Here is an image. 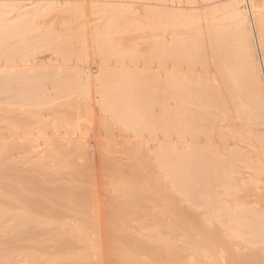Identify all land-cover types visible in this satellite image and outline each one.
Segmentation results:
<instances>
[{"label":"bare ground","instance_id":"6f19581e","mask_svg":"<svg viewBox=\"0 0 264 264\" xmlns=\"http://www.w3.org/2000/svg\"><path fill=\"white\" fill-rule=\"evenodd\" d=\"M9 1V0H8ZM18 0H15V1H13V2H16V4H18V2H20V3H22L23 1L22 0H20V1H18ZM22 1V2H21ZM26 1V0H25ZM38 0H31V2H29V4L27 3V4H20V5H14L13 7L12 6H10L11 4H7V3H5L6 4V7H5V9H4V7L3 6H5V4L3 5V6H1V8L3 7V9H4V11H3V9H1V11H3V12H1V14H0V17H1V15H2V13H3V15H2V19H0V22H1V24L2 23H4L5 22V24H3L2 26H1V24H0V27H4V25H6V23H8L10 20L9 19H12V18H10V16L9 15H11V13H13V11L16 13L15 14V17H13V19L14 18H16V19H19L20 20V18L22 19V20H25V19H27V20H25V24H26V21L28 22V19H31L33 16H34V13L37 15L38 14V11H39V9L44 5L45 6V4L40 0V3H38L37 2ZM47 2H45V3H48V5H49V2H52L53 1V3L55 2L56 4L55 5H57V7L56 8H58V6L60 7V6H63L61 9H68L69 8V6H67V5H65V3L63 2V1H71V2H73V1H75L77 4H74V2H73V5L75 6V7H77V8H75V10L73 9V7H71V9L72 10H74V11H72V13H74V15L73 16H75L76 15V17H78V15L81 13L82 14V17H83V19L81 20V18H80V21L82 22L83 20L84 21H86L87 20V18L89 19V15H90V13H92L93 11H94V9L96 8V9H98L99 7H102L101 9H104L103 7H120V5L121 4H127V3H133L134 1H129V0H46ZM49 1V2H48ZM144 1H146L147 2V4H148V6L149 5H152V6H154V7H152V11H153V8H156L155 6H157L158 7V9L159 8H161V7H165L166 8V6H170V10H172V13H171V15H170V17H173V16H177L178 15V13L175 15L174 14V12L173 11H175L176 10V8L175 9H173V7H178L179 5H177L178 3L180 4V2H177L176 0L174 1V0H172V1H170L169 0V2H167V4H166V1L165 0H156V2H153L152 0H144ZM152 1V2H151ZM178 1H180V0H178ZM188 1V0H187ZM190 1H193V0H190ZM194 1H196V0H194ZM203 1V0H202ZM207 1H209L210 2V0H207ZM223 1H228L227 3H226V5H227V7L225 6V7H223V9H221V10H219V14H218V12L217 13H215V14H217V15H219V16H217L216 15V20L213 22V23H211L208 27H209V32H210V45H208V46H206V47H203L204 49H203V51H202V54H203V56H204V63H203V67H204V70H203V73L201 74V76H200V79H201V84H198V85H200V86H198L197 87V83L195 82L196 80H198V78L196 79V80H191L196 86L195 87H193V88H191V89H189V86H191V85H193V83L192 82H190V81H188L189 80V78H188V80H187V77H186V81H187V83H186V81L184 80V75H183V80L180 78V76L179 75H177V76H179V78H180V80H182V82H181V85L180 86H183V83H186L187 85H188V87H187V85H186V89H189V91L187 92V93H189L190 95H189V97L190 96H192V100L190 101V99H188V101H190V102H192V101H195L194 103H196V108H193V107H195V106H193L192 107V105H191V103H190V105H187L188 107H192L194 110L193 111H197V110H195V109H199L200 111H199V115H200V113H202V116H203V118H201V117H199V118H201V121H202V119L204 120V122H205V125L203 126L204 128H206L208 131L206 132L207 133V135H205V140L204 141H200L201 140V138H200V140L198 139V138H196V140H191V142L189 143V145H190V147L191 148H189L188 146L189 145H187V146H185L188 150H189V155H188V153H186V151H187V149L185 150V153L188 155L186 158L184 157V152H180L181 153V155L183 154V156H181L180 155V159H178V160H174V161H176V163H178V162H180L179 164V166H178V164L176 165L177 167H175L176 168V170H177V172H175V173H177V174H173L172 176H170L171 175V173H167L166 174V172L165 171H170V169L169 170H166L165 169V171L163 170V169H161V168H164V167H160V164H159V162H158V164H159V169H160V171H162L161 172V174H160V172L158 173V175H164L165 176V179H164V181L163 180H161L162 178H160V176H159V178L158 179H160V180H155V175H153L155 172V170L157 169V164H156V166H155V164H154V160H152V156L149 154V153H147V148L148 147H146V150H145V145L143 144V143H145V142H143L144 140H145V138L147 137V135H146V137L144 138L143 137V139L142 138H139L140 136H142V134L139 136V137H137L136 135H132L133 136V138L136 136V138L138 139L139 138V141H141V140H143L142 142L143 143H141V145H143V146H141V149L138 151V149L140 148L139 146H140V142L138 143V142H132V144L130 143V141H129V144L130 145H132V146H130L129 144H127V146H126V148L124 149V142H126V141H121V145L119 146V142H118V138H117V142H113V141H109V142H111V143H109L110 145H111V147L112 146H116V147H113V149H119L121 146H123L122 148L124 149V150H120V151H122L123 153L125 152V151H128V152H126L125 153V155H127L128 156V154L130 155V153L132 154V155H134L133 153H139L142 157H143V155L145 156V157H147V158H144L143 157V159H142V157L141 156H137V155H135V161H134V159H133V161L130 159L132 156H126L127 158H124V159H126V160H124L123 159V161H126L127 162V159L129 158L130 159V164H126L125 166H124V164H122V166H120V167H124V169L123 170H121V169H116V172H117V174H119L118 176H121V182L123 183V184H121V185H124V183L125 182H127V181H130L133 185H129V183H125V185H127L126 187L128 188V186H129V188H131V189H129L128 188V192H127V190H126V192H127V195L124 193V195H125V198H126V203L129 201V202H131V203H127V204H125L123 207H122V205H121V207L122 208H125L124 209V211H123V214H125L126 212H131V214L130 215H133L134 213H132L133 211H137V212H142L143 210H141V209H143V208H145L146 209V207H150V209H152L153 207L156 209V211L157 212H159V213H156V211H155V209H153V212H149L151 215H156V216H158V218H159V216H160V218L158 219V218H156L155 219V217L156 216H152L153 218H151V215L148 213H146V211H145V213H146V216H145V214H141L140 216H138L139 215V213L137 214V216H138V218H140V217H142V218H144V219H146V217H150V219L149 218H147V220H150V222L151 223H149V221H148V225H155L156 227H157V225H159V227H161L163 224L165 225V226H168V227H170V228H172V229H176V227H177V229L179 228L182 232L180 233V235H181V242H179L178 240L180 239V238H178L177 239V237H179V236H173V232L172 231H170V232H172L171 234L172 235H170V236H173V237H171V238H166V241L165 240H163L161 237L162 236H156V237H154L153 236V238L151 239H149L148 237L150 236V237H152V231H151V233L150 234H152V235H148V237L147 238H144V240L145 239H147L146 240V242L148 241V239H149V241H148V243H147V245H148V248L149 249H151V250H153L152 248H150V245H154L155 246V248H156V245L157 246H159L161 249H163L162 248V246H164V249H165V247L166 248H170L172 251L176 248L177 250H178V248H179V245H178V243H177V241L179 242V243H182V245L180 246V247H182V246H184L185 244H187L188 242V240L190 241L191 239H189L190 237H192L194 234H196V230H199V228L198 227H195V226H198L199 225V223H196L195 222V224H193L192 222V224H190V222H189V220H191L193 217H188L189 218V220H182L180 223L179 222H177V221H175L174 219H173V217H175V215H179V212H181V213H185V212H183L184 210L186 211V212H189L190 211V209L188 208H185L184 209V206H182V205H180L182 202L183 203H187V201L186 202H184V200H182V197L184 196V198H185V195H186V199H188V200H190V197H191V194L192 195H194L195 194V196H197V198H198V193H199V191L198 190H201L200 192H202L203 191V193H204V195L206 194V191L207 190H209L208 192H212V193H214V188L216 187V185H211V187L206 183V181L207 182H209V184L210 183H212V180H213V182L215 181V182H219L220 183V181H217V180H214L213 179V175L211 176V174H210V172H209V177L211 176L212 178V180L210 179V181H209V179H208V176L206 177V175L207 174H205V172L207 171V169H206V167L208 168H211V170H213L212 168V166L213 165H215L214 166V169L216 170V168L219 170V168L220 169H222V165H223V163H222V161L221 160H223L222 159V157L220 156L221 154L222 155H225L226 157L228 156V155H232L231 153H233V151H237L239 154H238V157L240 156V158L237 160V161H240V162H242V161H247V163L245 162V163H243L242 162V164H245V166H246V164H247V168H251L252 170H254V172H255V175L256 176H254L253 178H255L256 180H255V183H256V185H257V187L255 188V193L254 194H250L249 193V190L248 189H246L245 190V193H247L248 192V195H250V196H252V198L250 199L249 197H248V195H246L245 196V194H244V196L241 194V196L239 195V196H237V194L238 193H234V191H233V193L230 191L229 192V190H227L228 191V193H231V194H228V193H226V192H222L218 187H216V188H218V189H216L215 188V190H217L219 193H221L222 192V194H219V196L220 195H224V198H223V200H225L226 201V203L228 204V201H229V198H232L233 200H230V201H232V203L234 202V200H236V198H238L237 199V201H239L240 199H239V197L240 198H243V199H241L240 200V202L239 203H244L243 205H251L250 207H251V209H252V215H251V217H249V215H250V213H251V211H249L250 210V208H245V207H242V210L241 209H239V210H241V212H240V214H241V216L240 215H238V218L236 217L235 219L236 220H238V221H236L234 218V221H236V224L237 225H234V226H236V227H234V226H231L232 225V223H231V221H233V219H232V217L234 216V214H235V211H237V210H235V208L236 207H234L232 210V212H228L229 213V215H227V217H230L231 216V214H233L230 218L232 219L231 221H229V222H227V223H230L229 225L230 226H228V224L227 223H225L226 221H228V218H227V220L225 221L224 220V218H226L225 216H223V215H226V214H223V215H221V213H223L222 211L220 212V210H219V215L220 216H223V217H221L222 219H221V221L222 222H224V224L226 225L227 224V226H226V228H230V229H233V230H235L236 232H234V231H232L233 233H234V236L235 237H233V234H229L228 232L230 231V229H229V231L227 232V235L229 236H231L232 235V238L229 236V238H231V239H233L234 238V240L235 239H238V242H239V244L237 243H228L229 245H228V247L226 246V252L229 254V256H230V263L229 264H264V81H263V77H262V74H261V69H260V67L262 66L263 68H262V70H264V0H246L247 1V3H248V5H249V7H250V10H251V13H249V14H247V12H246V10H244L242 7H241V5H240V3L241 2H244V0H211V4H210V6H212L213 7V5L214 4H216L217 2H223ZM11 2V1H10ZM216 2V3H215ZM38 3V4H37ZM41 3H43V5L41 4ZM70 3V2H69ZM98 5H97V4ZM136 3V2H135ZM182 3H184V2H182ZM206 3V2H205ZM224 3V2H223ZM222 3V4H223ZM39 4H41V5H39ZM67 4V3H66ZM96 4V5H95ZM134 4V3H133ZM189 4H190V2H189ZM194 4V3H193ZM8 5V6H7ZM13 5V4H12ZM54 5V4H53ZM71 5V4H70ZM209 5V4H208ZM39 6H41L40 8H39ZM47 6V5H46ZM46 6H45V8H46ZM130 6V5H129ZM144 6H145V4H144ZM143 5L141 6V4L139 5V6H137V5H135L134 4V6H131V8L132 9H129V11H131L132 10V12H134V11H136V14H137V12H139L143 7H144ZM148 6H146L147 8H149ZM33 7V8H32ZM35 7H36V9H35ZM126 7V6H125ZM217 7V5L215 6L214 5V8L213 9H215ZM27 8H28V10H27ZM32 8V10H30ZM48 8V7H47ZM51 8H52V6H51ZM54 8V7H53ZM53 8H52V10H53ZM60 8H58L59 10H58V12H60L59 14L62 16V15H64V14H62V11L60 10ZM79 8V9H78ZM89 8H94L93 10H90V11H92V12H90L86 17V20H85V17H84V13H82L81 11H80V13H75V11L78 9V11L80 10V9H82V11L84 10V12H85V14H86V11H88L87 9H89ZM126 8H128V6L126 7ZM164 8V9H165ZM169 8V7H168ZM167 8V9H168ZM41 9H43V10H47V9H44V8H41ZM40 9V10H41ZM50 9V8H49ZM108 9V8H107ZM107 9H105V10H107ZM113 10L115 9V8H112ZM121 9V11H123L124 10V8H123V10H122V8H120ZM143 9H145V8H143ZM142 9V10H143ZM210 9H211V7H210ZM212 9V10H213ZM34 10V13H33V15L31 16V14H32V12L31 11H33ZM38 10V11H37ZM65 10V11H66ZM98 10H100V9H98ZM98 10H96V12H98ZM110 10V9H109ZM109 10L108 11H106V13H109ZM128 10V9H127ZM148 10V9H147ZM151 10V9H150ZM192 10H193V8H192ZM216 10V9H215ZM36 11V12H35ZM48 11V10H47ZM51 11V10H50ZM49 11V12H50ZM78 11H76V12H78ZM104 11V10H103ZM103 11H101L100 10V12H101V14H102V12ZM117 12H118V9L116 10ZM115 11V12H116ZM120 11V10H119ZM144 11V10H143ZM151 11V12H152ZM157 10L155 9V12H156ZM160 12H162L163 11V13H165L164 12V10H159ZM177 11V10H176ZM46 12V11H45ZM56 12H57V10H56ZM55 12V9H54V13L53 14H57ZM89 12V11H88ZM87 12V13H88ZM95 12V11H94ZM93 12V13H94ZM116 12V15H118L119 14V12L117 13ZM149 12V11H148ZM171 12V11H170ZM212 12V11H211ZM40 13V12H39ZM44 13V12H43ZM43 13H40V15L41 14H43ZM48 13V12H47ZM50 13H52V12H50ZM63 13H64V11H63ZM70 13V12H69ZM106 13H104V15L106 14ZM112 13H114V12H112ZM112 13H110L109 15L107 14V15H105L106 16V20H108V19H114V20H116L114 17L116 16V15H114L113 17H112ZM123 13H125V10L122 12V14ZM127 13H128V11H127ZM126 13V14H127ZM140 13V12H139ZM143 13V12H142ZM145 13V12H144ZM167 13H168V11H167ZM180 13V12H179ZM58 14V15H59ZM66 14V16H68L67 14L68 13H65ZM98 14V13H97ZM115 14V13H114ZM121 14V13H120ZM118 15V16H121L120 18L122 19L123 17V15ZM130 13H128L127 14V17H129L128 15H129ZM136 14H134V16L136 15ZM148 14H150V13H148ZM160 14V13H159ZM170 13H168V14H166L165 13V15H164V17H169L168 15H169ZM182 14V13H181ZM194 14H195V10H194ZM198 14V13H197ZM197 14H195V15H197ZM212 14H214L213 12H212ZM30 15V18L29 17H27V16H29ZM35 15V16H36ZM49 15V14H48ZM52 15V14H51ZM57 15V16H58ZM59 15V16H60ZM70 15H71V13H70ZM93 15V14H92ZM130 15H132V14H130ZM138 15V14H137ZM136 15V16H137ZM157 15V14H156ZM183 15V14H182ZM182 15H179V16H181L182 17ZM206 15V14H205ZM208 15V14H207ZM44 16V15H43ZM43 16H42V18H43ZM57 16H54V18H56ZM65 15L64 16H62L61 18H63L64 20H62L61 18V20H60V22L62 23H66V21H65V19L66 18H64V17H66ZM100 16H102V15H100ZM99 16V17H100ZM108 16H110L111 18H108L107 19V17ZM135 16V17H136ZM149 16V15H148ZM151 16H153V15H151L150 14V17ZM159 16V15H158ZM163 15H161V17H162ZM179 16H177L176 18H178ZM191 16V15H190ZM210 16V15H209ZM25 17H27V18H25ZM40 17V16H39ZM49 17H50V15H49ZM71 17H72V15H71ZM75 17V18H76ZM134 17V18H135ZM143 17V16H142ZM141 17V18H142ZM147 17V16H146ZM154 18H155V16H153ZM160 17V18H161ZM195 17H197V16H195ZM212 17H214L213 15H212ZM211 16H210V18H212ZM24 18V19H23ZM38 18V16L36 17V19ZM42 18H41V20H42ZM46 18V17H45ZM45 18H43V20L45 19ZM58 18V17H57ZM68 18H70L69 16H68ZM74 17H72V19L74 20L75 19ZM79 18V17H78ZM78 18H76V19H78ZM103 18H104V16H103ZM117 18V17H116ZM119 18V17H118ZM118 18H117V20L116 21H118ZM120 18H119V21H120V23H121V20H120ZM130 18V17H129ZM139 18H140V16H139ZM135 19L136 20V25L137 24H140L142 21L141 20H143V19ZM152 18V17H151ZM175 18V19H176ZM183 18V17H182ZM181 18V20H180V17L178 18V19H174L175 21H176V24H174L175 23V21H173V19H171L172 20V23L173 24H171L168 20H169V18L168 19H163V20H161L160 21V24H161V22H163L164 24H165V21H167L168 23H169V25L167 24V22H166V24L170 27H172V25H174L172 28H174V30H176L175 29V25L176 26H178L177 24L179 23V22H177V20H179V21H181L180 23H179V25L181 24V23H183V19ZM189 18H191V17H189ZM209 18V19H210ZM12 19V20H13ZM47 19V18H46ZM52 16L50 17V21H49V19H48V24H49V22H51L52 20ZM75 19V20H76ZM98 19V18H97ZM124 19V18H123ZM122 19V20H123ZM186 19H188V17L186 18ZM196 19V18H195ZM208 19V20H209ZM59 20H57V19H55V21H59ZM68 21H70L71 22V20H69V19H67ZM72 20V21H73ZM94 21L96 20L95 18L93 19ZM100 20V19H99ZM113 20V21H114ZM138 20L140 21V23H138ZM153 20V19H152ZM191 20V19H190ZM202 20V19H201ZM205 20V19H204ZM6 21H8V22H6ZM32 22L34 21V20H31ZM31 21L30 22H28L27 24H29L30 25V23H31ZM36 21V20H35ZM37 21H38V19H37ZM77 21V20H76ZM83 21V23H85ZM87 21H89V20H87ZM86 21V23H88ZM115 21V22H116ZM130 21V20H129ZM159 21V19L157 20V22ZM188 21V20H187ZM192 22H193V20H191ZM206 21V20H205ZM204 21V22H205ZM11 22V21H10ZM20 22H23V21H20ZM46 22H45V24H46ZM79 22V21H78ZM80 22V24H82ZM114 22V23H115ZM144 22V21H143ZM156 22V24L158 25L159 24V22L157 23ZM211 21H209V23H210ZM13 23V22H12ZM18 23L19 22H16V24L18 25ZM24 23V22H23ZM33 23H35V22H33ZM42 23H44V22H41V27H39V28H42L43 26L42 25H44V24H42ZM54 23H56V22H53V23H51L52 25L51 26H53L54 27ZM95 23V22H94ZM114 23H111L112 25L114 24ZM120 23H117V24H114V26H112V29L114 30L115 28H116V26L118 25V26H122V27H125L126 29H128L127 28V26L126 25H121ZM125 22H124V20H123V23L122 24H124ZM131 23V22H130ZM149 23V22H148ZM162 23V24H163ZM188 23V22H187ZM186 22H185V24H187ZM190 23V22H189ZM201 23V22H200ZM208 23V24H209ZM9 24H11V23H9ZM9 24H8V29L10 28L11 29V31H13L12 33L14 34H17V33H19L18 34V36L20 35H22L23 33H25V35H27V36H22L23 37V39H25V38H28V39H25V41L26 42H28V41H30L31 39H32V37L34 36H37L38 35V37H39V39H38V37H35L36 38V40H35V38H33L34 40H31L30 42H28V44L24 41V44L22 45L21 44V37L18 39V38H15V35H13L12 37H14L13 39L14 40H16L15 41V45L17 44L18 46L17 47H19V43H20V47H21V49H22V46H23V52H22V56L21 55H19L20 53H21V49H18L17 47H16V49H15V51L13 50V52L11 53L10 52V50L9 51H7L8 49H6V50H4L3 48H6L7 46L9 47V43L8 44H6L7 42L4 40L6 37H4V36H7L8 37V33L10 34V35H12L11 34V32H10V30H8L7 31V33H3V30H2V34H4V36H2V34L0 35L1 36V39L2 40H4V41H1L0 43H1V45H0V47H2L1 49H0V57H2V53L4 52L8 57H10L11 58V60L13 61V62H15V60H14V56H11V54L12 55H14V52H16L17 53V56H19V57H17V59H18V61L17 62H19V59H20V61H21V58L22 59H24L23 60V62L25 61V60H27V62L25 61V64H23L22 63V61L20 62L22 65H18V64H11V60L10 59H8V60H10V62L8 61V62H4V64H3V66L2 65H0V66H2V67H0V71H6L7 70V72H4L6 75H3V76H5V77H3V78H5V79H3L2 78V76L0 77L1 79H2V81H3V83H5L6 81H8V86L5 84V85H3L2 84V81H0L1 83H0V85H1V88H2V86H5V88L7 89V87H9V85L11 86V84L9 83V82H11L12 81V87H13V85H15V83L13 84V80H14V82L16 81V85H15V89H16V86H17V89L16 90H19L20 92H23V90L25 89V92H28L29 93V91H30V93L29 94H33V93H35L34 91H35V89H34V87L35 88H37L36 86H38V85H40V87H39V89L41 88V84L42 83H40V84H38V83H36V84H34L35 82H33V81H30L31 82V86L29 85L30 84V82H29V80H27L28 79V76H29V73H27V72H30L31 74H32V71H34V73H35V71H37L35 74L36 75H40V77L37 79L38 81H40L41 82V80H39V79H41V77H45V76H42V75H45L46 74V69L48 68V66H49V63L50 62H53V59H52V55H50L47 51L48 50H46L45 48H44V50H46L45 52L43 51V47L45 46H48L47 48L48 49H50V50H52L51 48H49V46H50V43H51V41H52V38H53V40L55 41L57 38L56 37H58L57 35H53L52 33H57L56 31V28L57 27H55V28H53V29H55L54 31L53 30H51V29H49V30H47L48 29V24L46 25L47 27H44L43 29H45V28H47V29H45V31L44 30H41V29H39V30H41V31H44V32H39L38 31V29L36 30L37 32H39V33H36V34H33V31H31L30 33H31V35H29V32H28V34H27V31H29V29H32L33 30V28L32 27H34V26H37V25H35L34 24V26H29V29L27 30V28H25L27 31H25L24 32V30L22 29V32H18L17 31V28H20V27H22V28H24V27H26V26H24L23 27V25H25V24H21V23H19L20 25L18 26V27H16V31H14L15 30V27L14 28H12L14 25H16L15 23H14V25L13 26H9ZM26 24V25H27ZM37 24V23H36ZM67 24V23H66ZM102 24H106V23H102ZM108 24L110 25V23L108 22ZM127 24H129V22L127 23ZM159 24V25H160ZM160 25V26H162L165 30H167L168 29V26L165 24H163V25ZM185 24H181L180 26L181 27H184L185 26ZM196 24V23H195ZM197 24H198V22H197ZM12 25V24H11ZM16 25V26H17ZM56 25V24H55ZM58 25H60V23H58ZM62 25H65V24H61V26ZM84 25V24H83ZM92 25V24H91ZM100 25V24H99ZM131 25V24H130ZM145 26H146V24H144ZM154 25V24H153ZM158 25V26H159ZM182 25H184V26H182ZM189 25V24H188ZM187 25V26H188ZM199 25V24H198ZM28 26V25H27ZM51 26H49L50 28H51ZM57 26V25H56ZM66 26V25H65ZM81 26V25H80ZM80 26H79V29H80ZM99 28H97V27ZM96 26H95V28H97V30L99 31L100 30V27L97 25V23H96ZM102 26V25H101ZM104 26V25H103ZM107 25H105V27H104V29H107V27H106ZM110 26V27H111ZM117 26V27H118ZM139 26V25H138ZM137 26V27H138ZM141 26V25H140ZM155 26V25H154ZM166 26V27H165ZM192 26V23L190 24V27ZM194 26V25H193ZM207 26V25H206ZM205 26V27H206ZM7 27H6V29H7ZM83 28L81 29L82 30V32H83V29H84V26H82ZM128 27H129V25H128ZM136 27V29L138 30V28ZM162 27H160V28H162ZM189 27V28H190ZM194 27H196V26H194ZM198 27V26H197ZM208 27L206 28V30L208 29ZM5 28V27H4ZM64 28V27H63ZM68 28V27H67ZM69 28H70V26H69ZM86 28H88V29H91V28H93L94 29V25L91 27V26H89V27H87L86 26ZM120 28V27H119ZM124 28V29H125ZM130 28H132V27H130ZM151 28V27H150ZM162 28V29H163ZM184 28H186V27H184ZM188 28V29H189ZM14 29V30H13ZM21 29V28H20ZM59 29H62V27L61 28H59ZM78 29V28H77ZM93 29H91V30H93ZM118 29V28H117ZM117 29H115V30H117ZM122 29V28H121ZM123 29V30H124ZM154 29V28H153ZM159 29V28H158ZM163 29V30H164ZM67 29H65V31H66ZM81 30H80V33H81ZM85 30V29H84ZM96 30V29H95ZM92 31L93 32V35H94V33H97L96 31ZM108 30V29H107ZM109 30L110 31H107V32H110L111 33V29L109 28ZM114 30V32L113 33H115L116 34V32L119 30H117V31H115ZM165 30H164V32H165ZM171 30V29H170ZM178 30V29H177ZM190 30V29H189ZM188 30V31H189ZM198 30H199V28H198ZM1 31V30H0ZM19 31H21V30H19ZM48 31H50L49 33H48ZM89 31V30H88ZM87 31V29H86V32H88ZM101 31H104V33L106 32L105 30H101ZM100 31V33L98 32V38L96 37V36H94V37H96V40L97 39H99L100 40V38H102V37H104V36H102L101 34H104V33H102ZM130 31V30H129ZM129 31H127L126 33L128 34V32ZM142 31H143V28H142ZM147 31V30H146ZM161 31V30H160ZM4 32H5V30H4ZM52 32V33H51ZM58 32H59V30H58ZM67 32V31H66ZM149 33H151L150 31H148ZM162 32V31H161ZM160 32V33H161ZM183 32V31H182ZM190 32V31H189ZM195 32H196V30H195ZM22 33V34H21ZM46 34V35H43L44 36V40L49 44V45H46V43H43V44H40V43H42V40L43 39H41L43 36H41L40 34ZM50 35V37L49 36H47L48 34ZM60 33L61 34H63V30L61 31L60 30ZM60 33H59V41H60V43H58L57 41H55V42H57V44L58 45H61V42H62V40L61 39H63L64 38V36H63V38H62V35L60 36ZM73 33V32H72ZM76 33H79L78 31H76L75 32V34ZM118 34H119V31L117 32ZM132 33V32H131ZM141 33V32H140ZM153 33H154V31H153ZM174 33H175V31H174ZM181 33V32H180ZM205 33V32H204ZM207 33V32H206ZM67 34V33H66ZM86 34V33H85ZM84 34V35H85ZM108 34V33H107ZM114 34V35H115ZM118 34H116V35H118ZM125 34V33H124ZM126 34V35H127ZM130 34V33H129ZM128 34V35H129ZM146 34H147V32H146ZM156 34H158V32H156ZM163 34V33H162ZM162 34H158L160 37H162ZM168 34V33H167ZM171 34H173V33H171ZM182 34H184V32L182 33ZM186 34V33H185ZM184 34V35H185ZM197 34V33H196ZM209 34V33H208ZM207 34V35H208ZM9 35V36H10ZM28 35H29V37H30V40H29V37H28ZM33 35V36H32ZM40 35V36H39ZM79 35V34H78ZM96 35V34H95ZM108 35H110V37H111V34H108ZM115 35V36H116ZM121 35H123V34H121ZM127 35V36H128ZM137 33H136V38H137ZM149 35V34H148ZM147 35V36H148ZM184 35L182 36L183 38H180L179 40V42H176V43H181V42H187L188 41V39H189V37H188V39L186 40V38L184 39ZM188 35V34H187ZM201 35V34H200ZM206 35V34H205ZM32 36V37H31ZM45 36H47L46 38H49V39H45ZM53 36H56V37H53ZM75 36V35H74ZM83 36V35H82ZM92 36V35H91ZM101 36V37H100ZM120 36V35H119ZM126 36V37H127ZM150 36H151V34H150ZM168 36V35H167ZM175 36V35H174ZM174 36H172V38L174 37ZM180 36V35H179ZM254 36H256L255 38H256V40L254 39ZM3 37H4V39H3ZM41 37V38H40ZM66 37V36H65ZM73 37V36H72ZM76 38H77V36H75ZM81 37V36H80ZM84 37V36H83ZM83 37H82V39H83ZM93 37V38H94ZM100 37V38H99ZM132 40H134L133 38H132V34H131V36H129ZM145 37H146V35H145ZM152 37V36H151ZM170 37V36H169ZM177 37V36H176ZM175 37V38H176ZM55 38V39H54ZM74 38V37H73ZM76 38H74V39H76ZM85 38V37H84ZM107 39H108V37H106ZM105 38V39H106ZM135 38V37H134ZM148 38H149V36H148ZM147 37H146V39H148ZM153 38V37H152ZM195 38H197V37H195ZM0 39V40H1ZM12 39V38H11ZM11 39H9L8 40V38H7V40L8 41H12ZM18 39V40H17ZM23 39H22V42H23ZM38 39V40H37ZM91 39H92V37H91ZM90 39V40H91ZM103 39V41H106V40H104V38H102ZM101 39V40H102ZM121 39H122V36H121ZM127 39V38H126ZM129 39V38H128ZM130 39V40H131ZM163 38H160V40H162ZM168 39V38H167ZM181 39H184L185 41H183V40H181ZM208 39V38H207ZM81 40V39H80ZM95 40V41H96ZM110 40V39H109ZM138 40V39H137ZM164 40H166V37L164 38ZM170 40V39H169ZM190 40V39H189ZM18 41H19V43H18ZM48 41H50V42H48ZM72 41V40H71ZM93 41H94V39H93ZM108 41V40H107ZM112 41V40H111ZM121 41H123V40H121ZM139 41V40H138ZM153 41H154V39H153ZM158 41H159V39H158ZM163 41V40H162ZM177 41V40H176ZM198 41V40H197ZM202 41V40H201ZM205 41H207L208 42V40H205ZM256 41V42H255ZM32 42V44L33 45H35L36 44V46H31V47H38V48H30V44L29 43H31ZM34 42V43H33ZM36 42V43H35ZM44 42V41H43ZM75 42V41H74ZM82 41H80V43H81ZM87 42V41H86ZM91 42V41H90ZM97 42V41H96ZM95 42V43H96ZM100 42V41H99ZM117 42H119V41H117ZM116 42V43H117ZM123 42H125V41H123ZM129 41H127L126 43H128ZM135 42V41H134ZM161 42V41H160ZM165 42V41H164ZM170 42V41H169ZM168 42V43H169ZM185 42V43H186ZM202 42H204V40L202 41ZM3 43H4V45H3ZM83 43H84V41H83ZM106 43V42H105ZM109 44H110V41L108 42ZM122 43V42H121ZM125 43V44H126ZM131 43V42H130ZM129 43V44H130ZM137 43V45H138V42H135V44ZM139 43H141V40H140V42ZM144 43V42H143ZM142 43V44H143ZM145 43H147L146 42V40H145ZM149 43V42H148ZM152 43V42H151ZM171 43H172V41H171ZM185 43H183L182 45L181 44H178V45H180L179 47H184L183 48V50L186 52V47L187 46H184V44ZM192 43V42H191ZM194 43V42H193ZM195 43H197L196 42V40H195ZM205 43V42H204ZM14 44V43H13ZM13 44H11V45H13ZM37 44H38V46H37ZM78 44H79V42H78ZM77 44V45H78ZM85 44V43H84ZM84 44H81V45H83L84 46ZM87 44V43H86ZM97 44V48H98V42L96 43ZM103 43H100V46L102 45ZM120 44V43H119ZM155 43L153 42V45H154ZM202 44V43H201ZM3 45V46H2ZM5 45H7L6 47H5ZM15 45H13L12 47H15ZM56 45V44H55ZM55 45H54V42H53V50H52V52H54V50H55V52H58V51H60V49H61V51L59 52V54L61 55H59L58 53H56V55H58V57H62V58H64V57H66V58H68L69 59V57H71L69 54H67V52L68 51H66V49H65V45L63 46V45H61V46H56L55 47ZM80 45V44H79ZM107 45V44H106ZM105 45V46H106ZM111 45H115V44H111ZM124 45V44H123ZM127 45V44H126ZM148 45V44H147ZM146 45V46H147ZM152 45V44H151ZM151 45H149V47L151 46ZM160 45V44H159ZM159 45H158V47H159ZM162 45H163V43H162ZM164 45H165V43H164ZM171 45V44H170ZM178 45H177V47H178ZM186 45H187V43H186ZM195 45V44H194ZM194 45H192V46H194ZM26 46L28 47V48H30V49H28L27 50V48H26ZM41 46V47H40ZM68 46V45H67ZM66 46V47H67ZM70 46V45H69ZM82 46V47H83ZM91 46H92V44H91ZM108 46V45H107ZM119 46V45H118ZM133 47H134V45H132ZM136 46V45H135ZM143 46H145V45H143ZM145 46V47H146ZM197 46H199L198 45V43H197ZM196 45L194 46L195 48H200V47H197ZM7 47V48H8ZM19 47V48H20ZM50 47H52V46H50ZM57 47H58V49H57ZM59 47H60V49H59ZM81 47V46H80ZM84 47H86V46H84ZM110 47L111 46H109L108 48L110 49ZM115 47H117L116 45H115ZM114 47V48H115ZM127 47H128V45H127ZM126 47V48H127ZM156 47V45H154V47H152L153 49ZM163 47V46H162ZM181 47V48H182ZM208 47V48H207ZM10 48H11V46H10ZM24 48H26V49H24ZM63 48H64V52H66L65 54H66V56H62L63 54H64V52L62 51L63 50ZM73 48V47H72ZM71 48V49H72ZM112 48V47H111ZM122 48V47H121ZM121 48H118L119 49V51L120 50H123L124 48H125V46H124V48L123 49H121ZM129 49H130V47H128ZM136 48V47H135ZM137 48H138V46H137ZM165 48V47H164ZM167 48V47H166ZM171 48V46L169 47V49ZM173 48H174V46H173ZM3 49V50H2ZM14 49V48H13ZM34 49H39L38 51H40V50H42V51H40V52H36ZM77 49V48H76ZM83 49H85V48H83ZM87 49V48H86ZM92 49V48H91ZM103 49V48H102ZM108 49V50H109ZM117 49V50H118ZM144 49H147V47L146 48H144ZM149 49H151V47L149 48ZM168 49V50H169ZM172 49V48H171ZM186 49V50H185ZM17 50H18V52H17ZM27 50V51H26ZM31 50L33 51V54H31V57H28V58H31V59H25V58H27V56H28V53H29V51L31 52ZM58 50V51H57ZM82 50V49H81ZM94 50V49H93ZM95 50H97V49H95ZM99 50V49H98ZM101 50V49H100ZM99 50V51H100ZM104 50H106L107 51V49L105 48ZM104 50H102V51H104ZM116 50V49H115ZM152 50V49H151ZM159 50H162V48H159ZM164 51H165V49H163ZM162 50V51H163ZM174 50H176V49H174ZM179 50H181L180 48H179ZM178 50V53H180V51ZM3 51V52H2ZM12 51V50H11ZM24 51H26V53L24 52ZM77 51V50H76ZM79 51V50H78ZM77 51V52H78ZM83 51V50H82ZM85 51V50H84ZM83 51V52H84ZM106 51H104L103 53L105 54L104 55V57L103 56H98L99 57V61H100V63H102L101 62V60H103V62H104V59H101V57H103V58H108L109 59V55H110V53L109 52H114L113 50H111V51H107L108 53H109V55H108V53L106 54ZM125 51V50H124ZM132 52H133V50H131ZM138 51V50H137ZM150 51V50H149ZM154 52H155V50H153ZM157 51V50H156ZM162 51H160V52H158V54L157 53H152V54H154L155 56L157 55V59H159L160 58V55L162 54ZM173 51V50H172ZM184 51H182L181 50V56L180 57H182L181 59H182V61H183V55H182V52L184 53ZM188 51V53H189V55L191 54L190 53V50L188 49L187 50ZM47 52V53H46ZM55 52H54V54H55ZM80 52V51H79ZM83 52H81V53H83ZM116 52V51H115ZM123 52V51H122ZM121 52V53H122ZM131 52V53H132ZM135 52V51H134ZM144 52H146V51H144ZM175 52H177V51H175ZM174 51H173V53L171 52L170 54H173L174 56L172 57L171 55H165V56H169V58L170 57H172V58H175L177 55V53L176 54H174L175 53ZM196 53L198 52L199 53V57L202 55V54H200V52L199 51H195ZM3 53V54H4ZM16 53H15V56H16ZM19 53V54H18ZM26 55H25V54ZM36 53H39V54H36ZM63 53V54H62ZM71 53H73V52H71ZM98 53V52H97ZM102 53V52H101ZM116 53H118V52H116ZM121 53L119 52L117 55H119L120 54V56H122L121 55ZM125 53V52H124ZM139 53H141V52H139ZM160 53V54H159ZM4 54V56H6ZM8 54H10V56L8 55ZM35 54V55H34ZM64 54V55H65ZM85 54H86V51H85ZM84 53H83V57H84V55H85ZM113 54V53H112ZM110 55V58H111V56H113V55ZM128 54V53H127ZM127 54H126V56H127ZM137 54V56L138 55H142L143 53H141V54H138V53H136ZM136 54H134V62L133 63H135V60L137 59V57H135V55ZM152 54H148L149 56L151 55V58H154L153 57V55ZM25 57H24V56ZM32 55H34L33 57H32ZM67 55H68V57H67ZM73 55V54H72ZM79 55V54H78ZM108 55V56H107ZM132 55H133V53H132ZM132 55H130V56H128L129 58H132ZM144 55H147V54H144ZM143 55V56H144ZM159 55V56H158ZM197 55V54H196ZM2 57V59H3V61H5L6 60V58H7V56L6 57ZM73 56H75V55H73ZM106 56V57H105ZM143 56H141L140 58H143ZM149 56H147V59L149 58V59H151ZM185 56L187 57V54H185ZM198 56V55H197ZM13 57V58H12ZM54 57V56H53ZM85 57H86V59L85 60H87V57H89L88 56V54H86L85 55ZM114 57H116L115 56V54H114ZM124 56H122L121 57V59L123 58ZM127 57V58H128ZM161 57L162 58H164V56L163 55H161ZM180 57H179V54H178V57H176L177 59H179L180 60ZM186 57H185V63H186V60H190L191 61V56H188L187 58L188 59H186ZM202 57V56H201ZM57 58V56L55 57V59ZM76 58V57H75ZM119 58V57H118ZM128 58V59H129ZM162 58L160 59V60H162ZM168 58V57H167ZM167 58H165L162 62H165V60L167 59ZM172 58H170V59H172ZM1 59V58H0ZM15 59H16V57H15ZM60 59V58H59ZM79 59H82L83 60V58H82V55H81V57L79 56ZM78 59V60H79ZM89 59V58H88ZM90 59H92V58H90ZM89 59V60H90ZM101 59V60H100ZM111 59H113V58H111ZM121 59H117L118 61L120 60L121 61ZM132 59V60H133ZM146 59V56H145V58L144 59H141V61H143V60H145ZM157 59L156 58H154V60H156L157 61ZM169 59V60H170ZM61 60V59H60ZM60 60H59V62H60ZM64 60H66L65 58H64ZM64 60H61V62L62 61H64ZM70 60V59H69ZM68 60V62H71V61H69ZM72 60V59H71ZM85 60H83V61H81L80 60V62L82 63H85L86 61ZM93 60V59H92ZM91 60V61H92ZM116 59H115V61H117ZM152 61H153V59H151ZM151 60H150V62H151ZM159 60V62L158 63H160L161 61ZM168 60V59H167ZM179 60H177L178 61V63L181 61H179ZM55 61V60H54ZM57 61H58V59H57ZM56 61V62H57ZM85 61V62H84ZM91 61H87L88 63L89 62H91ZM93 61H95V60H93ZM125 61H127V59L125 58V60H124V62ZM128 61H130V60H128ZM140 61V62H141ZM148 60H146V62H147ZM177 61H175L176 62V64H177ZM0 62H2L1 60H0ZM16 62V63H17ZM68 62H63V63H67L66 65H68ZM75 62V61H74ZM80 62H78L77 64H79ZM87 62H86V64H87ZM109 63H110V60L108 61ZM107 62V63H108ZM111 62H112V60H111ZM113 62H114V59H113ZM137 62V61H136ZM138 62H139V59H138ZM138 62H137V65H138ZM144 62V61H143ZM143 62H141V64H142V66H143ZM145 62V63H146ZM153 62H155V61H153ZM169 63H170V61H168ZM168 62H167V64H168ZM73 63V62H72ZM76 63V62H75ZM80 63V64H81ZM93 63V62H92ZM106 63V64H107ZM114 63H116L117 64V62H114ZM156 63V65H159L157 62H155ZM166 63V62H165ZM172 63H173V65H172ZM180 63H182V62H180ZM179 63V64H180ZM0 64H2V63H0ZM8 64L9 65H13L11 68L8 66ZM48 64V65H47ZM70 64V63H69ZM77 64H76V67H77ZM94 64V63H93ZM93 64H91L92 66H93ZM95 64H97V61H96V63ZM94 64V66H95V68L97 67V70L98 69H100V70H104L105 69V66H107V65H109V64H105V66L103 65V63L101 64V66L99 67V66H97V65H95ZM126 64H127V62H126ZM126 64H124L125 66V68H127L128 66H126ZM128 64H129V62H128ZM131 64H132V62H131ZM131 64H129L130 66H132ZM147 64V63H146ZM178 64V65H179ZM196 64H198L199 65V62L198 63H196ZM200 64H202V63H200ZM53 67H49L50 68V70L51 71H53L52 70V68L53 69H58L57 71H54L55 72V75L54 76H56V74L58 73H61L60 72V70H59V68H62L63 69V67L61 66H58V64H56V63H54V65H53V63L51 64ZM61 65H62V63H61ZM65 64H63V66H64ZM72 65V64H71ZM74 65V64H73ZM85 65V64H84ZM84 65H83V67H84ZM90 64L88 65H86L87 67L89 66V68H90V66H91ZM114 65V64H113ZM120 65H121V62H120ZM119 65V66H120ZM134 65V64H133ZM150 65V67L153 65L152 63L150 64H148V66ZM155 65V66H156ZM165 65V64H164ZM169 65V64H168ZM167 65V66H168ZM171 65L172 66H175V64H174V59H173V62L171 61ZM178 65H177V68H179L178 67ZM5 66V67H4ZM81 66L82 65H80L79 67H77V72H78V70H80V74H83V78H84V76H85V81H86V77L87 76H89V74L92 72V71H94V72H96V69L95 70H92L90 73H88V71L89 70H91V69H86V71H85V73H84V71L83 72H81L83 69L81 68ZM112 66V65H111ZM116 66V65H115ZM122 66H123V64H122ZM138 66H140V63H139V65ZM137 66V67H138ZM154 66V65H153ZM155 66H154V71L156 70V68H155ZM160 66V65H159ZM166 66V65H165ZM172 66H170V67H172ZM7 67H9V69L7 68ZM44 67V72L42 71H40L38 68H43ZM45 67H47L46 69H45ZM67 67V66H66ZM76 67H74V69H76ZM99 67V68H98ZM113 67V66H112ZM134 67H136V66H134ZM133 67V68H134ZM146 67H147V65H146ZM145 67V68H146ZM202 67V66H201ZM70 68V66L69 67H67V69L66 70H64V73L62 72L61 74H65V71H66V75H68L69 74V72H67V71H69L70 70V73H71V75H72V77L73 76H75V75H77V73H76V71L75 72H73L74 71V69H73V67L71 68V69H69ZM86 68V67H85ZM107 68H109V67H107ZM113 68H115V67H113ZM118 68V67H117ZM122 68V67H121ZM124 68V69H125ZM139 68V67H138ZM143 68V67H142ZM145 68H144V70H145ZM173 69H174V67H172ZM171 68V69H172ZM175 68H176V66H175ZM177 68L176 69H174V70H177ZM10 69H14L13 70V72L11 73L9 70ZM38 69V70H37ZM64 69H65V66H64ZM72 69H73V71H72ZM124 69L122 68V72L124 73ZM130 69H132V68H130ZM136 69V68H135ZM159 69H161V68H159ZM164 69V68H163ZM167 69V68H166ZM11 70V71H12ZM42 70V69H41ZM100 70H99V72H98V74H100ZM110 70H111V68H110ZM117 69L115 68V71H116ZM119 70V72H120V75H122V73H121V71ZM127 70L129 71V69L127 68ZM140 70V69H139ZM144 70H142V71H144ZM147 70L148 71H150L149 70V68L147 67ZM162 70V69H161ZM169 70V69H168ZM201 70V69H200ZM10 72V74L8 75V73ZM51 71H49V69L47 70V75H48V72H49V77L51 76V77H53V79H54V76H52L53 74H54V72H52V73H50ZM106 71H107V69H106ZM109 71V70H108ZM137 71V70H136ZM148 71H146V72H148ZM153 70H151V72H152ZM160 71V70H159ZM179 71V70H178ZM24 72V76H21V74ZM25 72H26V74H25ZM41 72V73H40ZM57 72V73H56ZM119 72H117V74L119 75ZM130 72V71H129ZM129 72H127L126 71V73H129ZM135 72V71H134ZM141 72V71H140ZM151 72H150V74H151ZM161 72V71H160ZM168 72V71H167ZM3 74V72H0V74ZM16 73V74H15ZM18 73H19V75H18ZM42 73H44V74H42ZM74 73H75V75H74ZM78 73V74H79ZM93 73V72H92ZM108 73V72H107ZM112 72L110 71V74H111ZM125 73V74H126ZM142 73V72H141ZM162 73H166V71H162ZM171 73H173V71L172 72H170V74H169V72L165 75V74H163V76H170L169 77V79L170 78H172V80L173 79H178L177 78V76H175L174 75V77L175 78H173V77H171ZM174 73H176V71L174 72ZM190 73V72H189ZM15 75V76H13V75ZM60 74V75H61ZM87 76H86V75ZM102 74V73H101ZM104 74V73H103ZM114 71H113V74L110 76V79L113 77V80L116 78V77H118V79L120 78V76H118V75H116L115 74V77H114ZM124 74V75H125ZM139 74V73H138ZM144 74H145V72H144ZM159 73H157V75H158ZM10 75H12L13 76V79L10 77ZM17 75V76H16ZM25 75H28V76H25ZM60 75H59V77H57L56 76V78H57V80L60 78V80H61V83H62V78L60 77ZM93 75V74H92ZM107 74H104V77H99V78H102V79H100V81L101 82H103L102 84H106V83H108V82H110L109 81V77H107L106 76ZM133 75V74H132ZM131 75V76H132ZM149 76V74H145L144 75V78H146L145 76ZM152 75H156L155 74V72L154 73H152ZM10 77V80L11 81H9V77ZM19 76H20V78H19ZM70 74L67 76V79L65 78L64 80L65 81H67L68 80V83H66V84H62V85H64V87L63 86H61V83L59 82V80H58V83H56L55 84V87H57L58 89L57 90H59V87L58 86H56V85H59L60 86V92H63V88L65 89V86H68L69 85V81L71 80L70 79ZM82 76V75H81ZM80 76V77H81ZM94 76V75H93ZM96 76H98V75H96ZM125 76H128V77H121V79H124V81H125V78H128L126 81L128 82L129 81V79L131 80V81H134L135 79H137V76L136 77H132V78H134L133 80H132V78L131 77H129V75H125ZM140 76H142V75H139V77L138 78H141ZM154 76L152 77V76H150L151 78H152V80H153V82L156 80H154ZM163 76H161V77H163ZM7 77V78H6ZM14 77H15V79H16V77H17V79L15 80L14 79ZM21 77H23V78H26L27 77V79H23V78H21ZM36 77V76H35ZM35 77H32V78H35ZM49 77H45L44 79H45V81H47V83L49 84V83H51V82H53L54 83V80H49L50 78ZM68 77H69V79H68ZM79 77V76H78ZM89 77H91V76H89ZM105 77H107V79L108 80H106V79H104ZM150 77H147V78H149L150 79V81H151V78ZM158 77V76H157ZM157 77H155V78H157ZM160 77V75H159V77L158 78H160L161 80L160 81H164V79H162ZM32 78H31V80H32ZM37 78V77H36ZM35 78V79H36ZM42 78V79H43ZM83 78H81V80L83 79ZM96 78V77H95ZM157 78V79H158ZM164 78V77H163ZM167 78V77H166ZM165 78V79H166ZM193 78V77H192ZM7 79V80H6ZM20 79V80H19ZM92 79V78H91ZM141 79H143V77L141 78ZM194 79V78H193ZM4 80H6V81H4ZM57 80H55V82H57ZM74 80V82L75 81H77L78 79H73ZM79 80H80V78H79ZM78 80V81H79ZM93 80V82L95 81L94 79H92ZM104 80H106V82L104 83ZM116 80V81H115ZM114 81V85H115V83L117 82V79H115ZM120 80V79H119ZM172 80H171V82H172ZM20 81H28V83H27V86L25 87V86H23V85H21L19 82ZM48 81H50V82H48ZM72 81V80H71ZM77 81V82H78ZM85 81H84V83H85ZM88 81V80H87ZM96 81H97V78H96ZM99 81V80H98ZM98 81L97 82H95V83H97V84H100L101 85V87H102V84L101 83H98ZM108 81V82H107ZM123 81V82H124ZM126 81H125V84H126ZM131 81H129V85H130V82ZM138 81H139V79H138ZM142 81H144V82H146L147 83V81L148 80H142ZM159 81V82H160ZM166 81H168L167 79H166ZM166 81H164V82H166ZM200 81V80H199ZM199 81H197V82H199ZM33 82V83H32ZM64 82V81H63ZM74 82H71V83H73V85L75 86V84L76 85H78L79 86V88L80 87H82V89H84L85 87H87V86H85L84 87V85L82 84V82L81 81H79V83H80V85L78 84V83H74ZM90 82V81H89ZM92 82V81H91ZM90 82V83H91ZM92 82V83H93ZM111 82H112V80H111ZM120 82V81H119ZM118 82V83H119ZM121 82H122V80H121ZM120 82V83H121ZM136 82V81H135ZM156 82V84H157V80L155 81ZM170 82V83H171ZM174 82V81H173ZM175 82H177V80L175 81ZM190 82V83H189ZM7 83V82H6ZM46 83V84H47ZM71 83H70V85H71ZM88 83V82H87ZM117 83V86L119 85ZM148 83H149V81H148ZM169 83V84H170ZM189 83V84H188ZM21 86H23V87H25V88H23V87H21L22 89H20V85ZM32 84H34V85H32ZM45 83H44V85H46ZM52 84V83H51ZM82 84V85H81ZM97 84H95V85H97ZM109 84L110 83H108L107 84V86H108V88L111 86V87H113V83H111L110 84V86H109ZM122 84V83H121ZM119 85L118 86V89L120 88V91H123L122 89H121V87L123 86V85ZM128 84V83H127ZM126 84V85H127ZM132 84H135V83H133L132 82ZM141 84V83H140ZM155 83H154V86L153 87H155V85H156ZM159 84V83H158ZM157 84V85H158ZM161 84V83H160ZM191 84V85H190ZM29 85V86H28ZM72 85V86H73ZM89 85V84H88ZM93 85V84H92ZM92 85L90 86V88L92 87ZM94 85V86H95ZM136 85H137V87H136ZM135 85V87L136 88H138V85L139 84H136ZM153 85V84H152ZM156 85V86H157ZM168 85V84H167ZM7 86V87H6ZM47 86V85H46ZM50 86V88L51 87H53L52 85H49ZM48 86V87H49ZM71 86V87H72ZM78 86H75L76 88L78 87ZM105 86L106 85H104L103 87H104V89H105ZM141 86H143V85H141ZM171 86H173V85H171ZM175 86V90L177 89L176 88V86L178 87V85L176 84V85H174ZM194 86V85H193ZM18 87H19V89H18ZM30 88V89H32L33 88V90H30V89H27V88ZM32 87V88H31ZM69 87V86H68ZM75 87L73 88L72 87V89H70V87H69V90H73V93H74V89H75ZM100 87V86H99ZM131 87H132V85H130L129 87H123V89L124 88H129V89H131ZM134 86H133V88H135ZM140 87V86H139ZM148 86H146V88H147ZM158 87H159V85H158ZM161 87H162V84H161ZM184 87V86H183ZM0 88V89H1ZM61 88H62V91H61ZM87 88H89V87H87ZM93 88V87H92ZM96 88V87H95ZM108 88L106 87V89L108 90ZM116 86L113 88V89H115L114 91H116ZM152 87L150 86V88L149 89H151ZM157 88V87H156ZM163 88H165V87H163ZM170 87L168 86V89H169ZM181 88V87H180ZM179 88V89H180ZM38 88L36 89V91L37 90H39ZM52 89V88H51ZM78 89V88H77ZM76 89V90H77ZM98 89V88H97ZM102 89V88H101ZM103 89V90H104ZM112 89V90H113ZM126 89H124L125 90V94H127L129 91H127V93H126ZM142 89H144V88H142ZM142 89H138V91H141ZM167 89V87L165 88V90ZM171 89H172V87H171ZM174 89V88H173ZM8 90V89H7ZM6 90V91H7ZM22 90V91H21ZM28 90V91H27ZM42 90H43V88H42ZM42 90H41V92H42ZM55 91V92H58V91ZM65 90H67V87H66V89ZM84 90H86V89H84ZM90 90H92V89H90ZM100 90V89H99ZM110 90V89H109ZM108 90V91H109ZM128 90V89H127ZM148 90V89H147ZM155 90V89H154ZM153 89H152V91H150V93L152 92V94L154 93L153 91H154ZM158 90L159 91H162V89L160 90V89H158L157 88V92H156V95H157V93H159L158 92ZM182 90V89H181ZM181 90H179L178 91V93L181 91ZM2 91L3 92H5L3 89H2ZM11 91V90H10ZM46 92V94H45V96H47V97H45L44 96V98L42 97V94L40 95V97H42V98H40V97H38L37 98V96H39V94L41 93L40 92V90H39V92L40 93H38V95L36 96L35 94H37V93H35L34 94V96L37 98V100L38 99H40L41 101H42V103H41V101L40 100H38V103H41V105L43 104L44 105V107H46L48 104H50L51 105V107H50V105H48L46 108H48L47 110H48V112L50 113L51 112V115L49 114V118H48V114H47V111L45 110L46 108H44L43 106H39L38 105V103L36 102H34L33 100H36V99H33L32 100V97H28L30 100H29V102H31L32 104H30V105H33L34 103H35V105H38L39 107H41V108H39V109H43L44 108V110H40V111H37V110H39V109H36V106L35 105H33L32 106V109L34 110V111H36V112H34L32 109H30L28 106L27 107H23V105L22 104H25V103H27L28 105H29V103H28V99H27V97L26 96H24L23 94H21V96L23 97V98H25V99H22L21 100V96H20V98H19V96H18V100H21L22 102H20L19 101V103H22L21 105V107H22V109L20 108V107H16L19 111H20V113H21V116L23 115V117H16L17 115H18V112L19 111H17V115H16V113H13L12 111H14L15 110V108H11V111L9 112V113H13V114H9V113H7V114H5L6 112H7V110H8V108H7V105L8 104H6L5 106H4V109L6 110V112H5V110L3 111V110H1L3 113H4V115H3V118L2 117H0V121L1 122H3V125L5 126H7L9 123H11L10 125H11V128H10V125H9V127L7 128L8 129V131H9V129H11L10 130V132H8L7 131V133H4V130L6 129V128H4L3 127V125L2 124H0V127H3L4 129H2V128H0V131H1V135L3 136V134L2 133H4L5 135H9L8 137H11L12 135H14L16 132H17V130H18V132H20L19 134H21L22 136H23V133H24V130H26V131H28L29 129L30 130H32V128H34V126H35V124H36V121L35 120H39V119H36V115H41L42 114V112L44 111H46V118H48L47 120H43V114L40 116V117H38V118H40V120L41 121H44V124L43 123H40V125L42 126V125H44L43 127L46 129V127L48 128V126H50L51 128H53L54 130H53V134H51V133H44V134H46L44 137L41 135V133H42V131H40L41 130V126L39 125V124H37L36 126H35V128H34V130H32V131H35V129L38 131L39 130V128H40V130L38 131V132H40V135L42 136V138H44V139H46V137H47V134H48V136H49V134H51L49 137L51 138V140H50V142H49V140H48V144H46V145H49L50 146V144L52 145V147H48L49 148V151H48V153H49V155H46V153L47 152H45V153H43V151L45 150L46 151V149H44V148H47V147H45L44 145V147H42V143L41 144H39V142H38V144H37V142H36V140H37V137L36 138H34L33 137V139L35 140V141H33L32 140V138H31V140H28V138H27V140L29 141V142H25V141H23V142H25L26 143V145H25V143H23V146H19V145H21L22 144V142L21 141H19V142H17L18 141V138H14L15 140L17 139V141H15V140H11V138H10V142L12 141H15V143L17 142V143H20L19 145H17L18 147H20V148H18L17 146H15L16 144L15 143H10L9 141V143L11 144V145H9L8 144V142H4V143H6L9 147L10 146H12L13 144V146L16 148V151H18V150H20V151H22L23 152V150L25 151V149H28L27 151H26V154L25 155H27V153H28V155H29V157H30V155H32L31 153L33 152V149H35V147H33V149H31L30 147V149L28 148V146H31L32 144L33 145H35L34 144V142L37 144L36 145V149L38 148V147H40L39 145H41V148H40V150L41 149H43V151L41 152V154L43 153V154H45L46 156H47V158H48V156H50V155H52L53 153H55V151H54V149L55 148H57V150H56V153L58 154V156L57 157H59V156H61V155H69V154H67V153H69L71 150L70 149H67V151H66V153L64 152H62L61 150H63L62 148H64L63 146H60V144L62 143V145L65 143V142H68L69 144H72L76 149H74L76 152H80V150H82V146L83 145H86V146H89V145H91V144H93V146H95V151H96V153L97 154H100V152H99V145L98 144H100V143H98L99 141H98V138L101 136V134L102 133H104V132H106L107 130H108V132H106V133H104L103 135H106L107 133H111L112 132V134H114L113 132H115L113 129H115V127L116 126H118V127H116L117 129L116 130H121L120 132H121V134H122V130H123V124H128V125H130V126H132V124L135 126L134 128H135V130H136V132H139L140 131V133H141V131H144L145 129H146V127L148 126H146L145 125V127L144 126H142V127H138V126H140L142 123H144V121H142V123L141 122H138V121H136V123H133L132 121H129L128 120V118H127V120H126V122H125V119H123V118H125V117H123L122 119H121V121H117L116 123H115V121H112V119L111 120H109L108 119V117H107V119H105V121H108L106 124V126L105 125H103V124H105V123H103V124H101V119H100V116H104V114L103 115H97L96 116V114H95V112H97L96 110L98 109V107H99V109H98V114H102L103 112L100 110L104 105H102V107L100 108V106H96L95 107V111H94V109H92V110H90V111H92L93 112V114H94V116H92L91 115V117L90 116H88L87 117V115H90L88 112H89V109L91 108L89 105V101H90V99L88 100L87 98H88V96H86V94L88 93V91H89V89H87L86 91H87V93L85 94V96L87 97H85L86 99H84V92L85 91H83V98H82V95L80 96L79 94H77V96H74V95H76V91H75V94L73 95L72 94V98H71V96H69L68 97V94H66V92H65V94H66V96L65 97H67L68 99H65V100H67L68 102L71 100V106H69V105H67V103H65L64 102V100H62V98L60 99L59 97L60 96H62V95H59V96H56L57 94H52L53 95V97H57L56 99H60L61 100V103H60V101H59V103H60V105H57L59 108H61L60 110L62 111V112H60L58 109H57V107H56V105H54L55 106V109H54V111H51V110H53V108L54 107H52V105L53 104H55V102L54 103H52L53 101V97L51 96V95H47V92H50L51 90L50 89H46L45 90ZM68 91V90H67ZM78 91H79V89H78ZM98 91V90H97ZM105 91L106 90H104V94H105ZM119 91V93L117 92L116 94H119V95H121L123 92H120ZM131 91H134V90H131ZM142 91H144V90H142ZM146 91V90H145ZM149 91V90H148ZM171 92V90H168L167 91V93L168 92ZM183 91H185V89L183 90ZM183 91H182V93H183ZM44 92V91H43ZM72 92V91H71ZM80 92H81V90H80ZM89 92H91V91H89ZM110 92V91H109ZM147 92V91H146ZM11 93H12V91H11ZM68 93H70L69 91H68ZM78 93V92H77ZM94 93H96V90H95V92ZM93 93V94H94ZM99 93H101L102 94V90H101V92L99 91ZM107 93V92H106ZM124 93H123V95L122 96H124ZM163 93V92H162ZM185 93V92H184ZM2 94H4V93H2ZM1 94V96L3 97V95ZM7 93L5 92V94H4V96L6 95ZM15 94L17 95V92H15ZM14 93H12V94H7L8 96L9 95H13L12 97L11 96H9L8 98L6 97H4L5 98V101L6 100H9L8 101V103H10V105H11V102H10V99L12 98L13 99V101H14V97L16 96ZM64 94V93H63ZM71 94V93H70ZM82 94V93H81ZM91 94H92V92H91ZM109 94H110V96H109ZM111 94H112V92H110V93H108V96H106V98H108L109 97V99H110V97H112L111 96ZM133 94V93H132ZM134 94H136V93H134ZM140 94V93H139ZM143 94H149V93H143ZM142 94V95H143ZM165 94V93H164ZM170 94V93H169ZM80 97H79V96ZM95 95H97V93L95 94ZM107 95V94H106ZM129 95H131V94H129ZM128 95V96H129ZM136 95H138V93L136 94ZM161 95V94H160ZM180 95V94H179ZM182 95H184V94H182ZM33 96V95H32ZM90 96V95H89ZM93 96V95H92ZM118 96V95H117ZM122 96H120V97H122ZM132 96V95H131ZM149 96H155V94H153V95H149ZM158 96V95H157ZM163 96V95H162ZM167 96H168V98H169V96L171 97V95H166V98H167ZM177 96H178V94H177ZM186 96H187V94H186ZM74 97H75V99H74ZM76 97H79L80 99L78 100V99H76ZM91 97V96H90ZM94 98H95V96H93ZM97 97V96H96ZM98 97H100V98H103V99H101V100H99V101H102L101 103H106L107 105H108V102H110L111 101V99H110V101H108L107 102V99H105L104 100V97H103V95L101 96V95H99ZM125 97V98H124ZM123 98L124 99H126V95L124 96ZM136 97V100H138L137 98H139V97H137V96H135ZM143 97V96H142ZM145 97V96H144ZM159 97V96H158ZM188 97V98H189ZM10 98V99H9ZM92 98V97H91ZM99 98V99H100ZM117 98V97H116ZM131 97H127V99L129 100ZM134 98V97H133ZM146 98H148V100H150L149 98L150 97H145L144 99H146ZM166 98H165V100H166ZM167 98V99H168ZM179 98H181V99H179V103H180V100H182V98L183 97H179ZM187 98V97H186ZM191 98V97H190ZM17 99V98H16ZM82 99V100H81ZM84 99V100H83ZM108 99V100H109ZM118 99V98H117ZM117 99H115V100H117ZM120 99V98H119ZM123 99V100H124ZM140 102H136L135 104H137V105H135L134 104V106H136L134 109L135 110H133L134 112H133V115H131L132 114V112L130 113V115L131 116H135V115H137V114H139V111L142 109V107H143V105H142V103H143V101L144 100H142V98L140 97ZM164 99V97L162 98V100ZM185 99V98H184ZM18 100H16L17 102H18ZM24 100V101H23ZM25 100H27V101H25ZM74 100H76V101H74ZM77 100L80 102H78L79 103V105L80 104H84V103H86V106H85V104L82 106L81 105V107H79V109H78V111L80 110V108H82L79 112H80V115H81V117L83 116V114L85 113V112H87L86 113V116H83V117H87V119H89V118H91V120H93L92 121V124H94V127H92V128H94L93 129V131L94 132H92V133H94L93 135H94V137H92V138H95L94 140H93V142H91L89 139H88V137H87V135H86V139H82V138H79V137H77V135H74V134H72L71 133V130L72 129H75V131L76 132H81V130L80 129H82V130H84L83 128H84V126L86 125V121H85V119H84V124L83 123H80V121L79 122H76V120H75V118L73 117V113L72 112H70V111H73L74 109H75V111H74V113L75 112H77V114L79 115V113H78V111H76V109L78 108V107H76L77 106ZM81 100V101H80ZM88 100V101H87ZM94 100V99H93ZM127 100V102H130V101H128ZM147 100V101H148ZM154 100H155V97H154ZM158 100V99H157ZM157 100H155V101H157ZM160 100H161V98H160ZM169 100V99H168ZM165 101V102H167V103H165V104H167V106H168V104H170L171 105V103L169 102V101ZM176 100V99H175ZM2 101H4V100H2ZM16 101H14V103H12L13 104V106H15L14 104L16 103ZM52 101V102H51ZM73 101V102H72ZM91 101H92V99H91ZM90 101V102H91ZM98 101V102H99ZM119 101V102H118ZM122 101V99L121 100H117V102L118 103H120ZM134 101H135V99L132 101L133 103H134ZM147 101H145L144 102V105L146 104V102ZM164 101V100H163ZM163 101H159V102H161V103H164ZM184 102H186L187 101V99H186V101L185 100H183ZM0 102H1V100H0ZM7 102V101H6ZM6 102H2V103H6ZM34 102V103H33ZM52 104H51V103ZM84 102V103H83ZM92 102H94V101H92ZM114 102V100L112 101V103ZM125 102V101H124ZM142 102V103H141ZM19 103H17V106H19L20 104ZM65 103V104H64ZM97 103V102H96ZM96 103L94 104V105H96ZM111 103V102H110ZM161 103L159 104V105H161ZM19 104V105H18ZM47 104V105H46ZM62 104V105H61ZM73 104V105H72ZM88 104V105H87ZM93 104V103H92ZM99 105H100V102L98 103ZM116 104V103H115ZM122 104V103H121ZM121 104H119V105H121ZM150 104H152L153 105V101H152V103H150ZM150 104H149V106H150ZM156 104H157V102H156ZM26 105V104H25ZM93 105V106H94ZM107 105H105L104 107H106ZM126 105V107H124V109H126L127 111H129V110H131V108H129L128 106H129V104L127 105L126 104V102L125 103H123L121 106L123 107V106H125ZM163 105V107L165 106V112H166V105H164V104H162ZM178 105V104H177ZM176 105V106H177ZM1 106V105H0ZM9 106V105H8ZM35 106V107H34ZM66 106H69V107H66ZM85 106V107H84ZM89 106V107H88ZM93 106H92V108H93ZM133 106V105H132ZM148 106V105H147ZM181 106H182V102H181ZM3 106H1V108H2ZM10 107H12V106H10ZM34 107V108H33ZM63 107V108H62ZM66 107V109H67V111H66V109H64ZM70 107L71 108H73V110L72 109H70ZM76 107V108H75ZM110 107L114 110V109H116L115 111H117L119 108H120V106H119V108L117 109V107L118 106H115L114 105V103H113V106H111L110 105ZM116 107V108H115ZM122 107L120 108L121 110H123L124 111V109H122ZM162 107V106H161ZM169 107V106H168ZM186 107V106H185ZM185 107H184V110H187V109H185ZM23 108H26V109H24L25 110V112L24 113H22L23 111ZM52 108V109H51ZM86 108H88V109H86ZM107 108V107H106ZM144 108H146V106L144 107ZM143 108V109H144ZM149 108V107H148ZM155 108V107H154ZM171 108V107H170ZM169 108V109H170ZM178 108H179V106H178ZM3 109V108H2ZM16 109V110H17ZM36 109V110H35ZM64 109V110H63ZM70 109V111H68ZM84 109H86V110H84ZM108 109V108H107ZM107 109H105V110H107ZM120 109L118 110V111H120ZM156 109V108H155ZM175 109H177V108H175ZM15 110V111H16ZM31 110V111H30ZM104 110V111H105ZM157 110V109H156ZM155 110V111H156ZM159 110H161L160 108H159ZM183 110V109H182ZM192 110V109H191ZM191 110H189V111H191ZM1 111H0V116L2 115V113H1ZM26 111H28V115L29 114H31V112H34L33 114H34V116L33 117H35L34 119L35 120H33V121H35L34 122V126H33V123H32V126L31 125H29V124H31V121H32V115H31V117L30 116H25V115H27V113H26ZM30 111V112H29ZM56 111H58V112H56ZM65 111V112H64ZM84 111V112H83ZM111 111V109L110 110H108L107 112H106V114H107V116H108V114H109V112ZM143 111H145V110H143ZM149 111V110H148ZM148 111H145V112H148ZM158 111V110H157ZM39 112V113H38ZM55 112H56V114H55ZM114 112V111H113ZM126 111H124V112H122V115L123 114H126L125 113ZM152 112H153V110H152ZM159 112V111H158ZM164 112V113H165ZM169 112V111H168ZM168 112H167V115H169L168 114ZM177 112H178V114H177ZM192 112V111H191ZM26 113V114H25ZM36 113V114H35ZM58 113V114H57ZM111 113V112H110ZM129 113V112H128ZM142 113V112H141ZM140 113V114H141ZM151 113V112H150ZM163 113V112H162ZM193 113H195V112H193ZM9 114V115H8ZM16 115V116H14V118H16V119H18L17 121H15V119H11L12 118V116L13 115ZM76 114V113H75ZM76 114V115H77ZM106 114H105V116H106ZM112 114V113H111ZM111 114L109 115L110 117H111ZM118 114V113H117ZM120 114V113H119ZM119 114L118 115H116V114H114L115 116H116V118H118L117 116H119ZM143 114H144V112H143ZM149 114V113H148ZM153 114V113H152ZM173 114V113H172ZM180 114V111H179V109L176 111V115H179ZM181 114H182V116L183 115H185V112H181ZM192 114V113H191ZM197 114V113H196ZM5 115H8L9 117L11 116V118H9L8 120L9 121H7L6 122V118H8V117H6ZM58 116V115H61V117L60 116H58L57 117V120H56V117L55 116ZM63 115L65 116V117H63ZM76 115H74L75 117H76ZM78 115H77V117H78ZM80 115H79V117H80ZM128 116H129V114H127ZM127 115H124V116H127ZM147 115V114H146ZM149 115H151V114H149ZM154 116H155V114H153ZM153 115H151V116H153ZM186 115H187V111H186ZM198 115V116H199ZM4 116H5V118H4ZM104 116V118H106ZM113 116V115H112ZM144 116V115H143ZM181 116V115H180ZM179 116V117H180ZM187 116H189V114L187 115ZM195 116H197V115H194V117ZM25 117L27 118H29V120H30V122H29V120H26L25 119ZM41 117H43L42 119H41ZM52 117H54V119L52 118ZM76 117V118H77ZM79 117L77 118V121H78V119H79ZM82 117V118H83ZM98 117V118H97ZM121 117V116H120ZM157 117V120L155 119ZM159 117V115L157 116H155L154 117V119L156 120V121H159L158 119H160V118H158ZM164 116L162 115L161 116V118H163ZM169 116H167V118H168ZM185 117V116H184ZM193 117V116H192ZM192 117H185V119H187V118H191L192 119ZM1 118H2V120H1ZM27 118V119H28ZM50 118H52V119H50ZM60 118H63L64 119V122H63V120H61ZM82 118H80V120L82 119ZM102 118V117H101ZM113 118V117H112ZM131 118L132 117H130V120H131ZM135 118H136V120H139V118L137 119V116H135ZM141 118V117H140ZM146 119V117L144 116L143 117V119ZM148 118V117H147ZM153 117H149V120L151 119L152 121H149V120H147V121H145L147 124H149L150 126H152L154 123H156V121H153V119H152ZM166 118V119H167ZM173 118H174V120H175V118H177V117H174L173 116ZM197 118V117H196ZM49 119H50V121H49ZM59 119H60V121H59ZM115 119V118H114ZM142 119V120H143ZM164 119V118H163ZM181 119V118H180ZM182 119H183V117H182ZM190 119V121L192 122V120ZM194 119V118H193ZM39 120V122H41ZM54 120H56V121H59V122H57V123H55L54 122ZM141 120V119H140ZM162 119H160V121H161ZM165 120V119H164ZM5 121V122H4ZM11 121V122H10ZM14 121V122H13ZM62 121V122H61ZM66 121V122H65ZM74 121V122H73ZM104 121V122H105ZM134 121V120H133ZM148 121H149V123H148ZM159 121V122H160ZM176 121V120H175ZM175 121H174V125H177L176 123H175ZM177 121H179V119L177 118ZM185 122H188V123H190L189 122V119H188V121L187 120H184ZM184 121H179L181 124H183V122ZM198 121V120H197ZM0 122V123H1ZM13 122V123H12ZM38 122V123H39ZM45 122H47V123H45ZM49 122H50V124H49ZM88 122H90V120L88 121L87 120V123ZM109 122L110 123H115V125H113V126H115L114 128H113V126L112 127H109V128H107L108 127V125H109ZM125 122V123H124ZM158 122V123H159ZM164 123L162 124V127H163V129L165 130V128L166 127H168L169 125H170V123L168 122V119H167V121H163ZM179 122H178V124H179ZM185 122H184V124H185ZM195 122V121H194ZM5 123V124H4ZM53 123V124H52ZM54 123H55V125H54ZM59 123H64L63 124V126L64 127H62ZM74 123H77V125L79 126V128L78 129H76L77 127L75 126L76 124H74ZM119 123V124H118ZM121 123H123L122 125H121ZM146 123H144V124H146ZM161 123V122H160ZM197 123V122H196ZM14 124H15V127H17V128H15L14 127ZM46 124V125H45ZM59 126H58V125ZM65 124H66V126H65ZM74 124V125H73ZM81 124H83V125H81ZM91 124V122L89 123V127L90 126H92V125H90ZM180 124V125H181ZM183 124V125H184ZM191 124V123H190ZM189 124V125H190ZM195 124V123H194ZM52 125V126H51ZM73 125V128H70L71 126ZM112 125V124H111ZM111 125H109V126H111ZM124 125V126H125ZM155 125V124H154ZM153 125V126H154ZM159 125V124H158ZM157 125V123H156V126H158ZM180 125H178L179 127H180ZM186 125V124H185ZM184 125V126H185ZM40 126V127H39ZM46 126V127H45ZM54 126V127H53ZM102 126H103V128H105L106 127V130L105 129H103V131H102ZM105 126V127H104ZM122 126V129L120 128ZM129 126V127H130ZM149 126V127H150ZM153 126L152 127H150V128H153ZM159 126H161V124L159 125ZM158 126V127H159ZM183 126V127H184ZM192 126V125H191ZM15 128L14 129V132L12 131V128ZM29 127V129H26V128H28ZM37 127V128H36ZM39 127V128H38ZM49 127V130L51 129ZM61 127V128H60ZM75 127V128H74ZM83 127V128H82ZM86 127H87V125H86ZM137 127V128H136ZM155 127V126H154ZM157 127V128H158ZM162 127H159V128H162ZM178 127V128H179ZM186 128H187V126H185ZM194 127V126H193ZM196 127H197V129L199 128L198 126H197V124H196ZM200 130L202 129V125H200ZM55 128H57V131H56V129ZM128 128V127H127ZM134 128L132 129V130H134ZM156 128V127H155ZM177 127H176V129L177 130H179L180 131V129H178ZM181 129H183L182 128V126L180 127ZM185 128V130H189L190 129V126H188V128L186 129ZM6 129V130H7ZM17 129V130H16ZM87 129V128H86ZM110 129H111V132H110ZM169 129V128H168ZM193 129V128H192ZM192 129H191V131H192ZM194 129H195V127H194ZM30 130H29V133H28V135L29 136H31V134H32V132L30 133ZM42 130L44 131V129L42 128ZM52 130V129H51ZM49 131V132H52V131ZM153 130H155L154 128L151 130V132H150V136L152 135L151 133H152V131ZM159 130V129H158ZM185 130H184V133H186L185 132ZM196 130V129H195ZM205 130V129H204ZM16 131V132H15ZM37 131H36V133H37ZM46 132H47V129L45 130ZM44 131V132H45ZM74 130H72V132H73ZM125 131H127L125 128H124V130H123V132H124V134H125ZM159 131H161V130H159ZM158 131V132H159ZM168 131V130H167ZM170 131V130H169ZM190 131V132H191ZM194 131V130H193ZM23 132V133H22ZM55 132V133H54ZM87 132V131H86ZM90 132V131H89ZM119 132V133H120ZM129 132H130V129H129ZM129 132H126V133H128L127 135L129 136V134H132V133H129ZM135 132V133H136ZM147 132V131H146ZM156 132H157V130H155L154 131V133L156 134ZM162 133H164L163 132V130L161 131ZM161 132H160V134H159V139H160V135H162L161 134ZM197 132L198 131H196L195 133L197 134ZM10 133H12L11 135H10ZM14 133V134H13ZM36 133L34 132L33 133V135L34 136H36ZM118 133V132H117ZM167 133V132H166ZM170 133V132H169ZM181 133V132H180ZM187 133H188V136H189V132L187 131ZM187 133L185 134V135H187ZM203 133V132H202ZM201 132H200V134H197V136H199V135H201L202 134ZM206 133H204V134H206ZM26 135H27V133H25ZM38 134V133H37ZM43 134V135H44ZM68 134H69V136H68ZM137 134V133H136ZM144 134H146L145 133V131H144ZM175 134H178V132L177 133H175ZM175 134H173V135H175ZM196 134H195V136H196ZM204 134L202 135V136H204ZM26 135H24L25 136V139H26V137L28 136H26ZM39 135V134H38ZM85 135V134H84ZM115 135H116V133H115ZM119 135V134H118ZM172 135V136H173ZM181 135H184V134H181ZM184 135V136H185ZM23 136V137H24ZM111 136V135H110ZM120 136H123V135H120ZM125 136H126V134H125ZM125 136H123V137H125ZM127 136V137H128ZM149 136V135H148ZM163 136H164V134H163ZM168 136V135H167ZM170 136V135H169ZM172 136H170V137H172ZM188 136H186V137H188ZM191 136V135H190ZM3 137H5V136H3ZM8 137H6V138H8ZM13 137V136H12ZM15 137V136H14ZM16 137H20L19 135H18V133H17V136ZM91 137V136H90ZM102 137H104V136H102ZM105 137H107V135L105 136ZM109 137V136H108ZM122 137V138H123ZM162 137V136H161ZM170 137H168L169 138V140H171V138ZM177 137V136H176ZM178 137H181V136H178ZM192 137V136H191ZM190 137V138H191ZM194 137V136H193ZM192 137V138H193ZM1 138V137H0ZM21 138V137H20ZM60 138V139H59ZM63 138V139H62ZM110 138V137H109ZM120 138V137H119ZM130 138V137H129ZM128 138V139H129ZM135 138V139H136ZM151 138L152 137H150V140H151ZM204 138V137H203ZM5 139V138H4ZM3 139V140H4ZM9 139V138H8ZM62 139V140H61ZM65 139V141L63 142V140ZM88 139V140H87ZM105 139V141L107 142V138H104ZM121 139V138H120ZM136 139V140H137ZM155 139V138H154ZM164 139V138H163ZM172 139H173V137H172ZM185 139V138H184ZM2 140V141H3ZM7 140V139H6ZM19 140H21V139H19ZM39 140H40V138H39ZM39 140H37V141H39ZM85 140V141H84ZM102 140V139H101ZM100 140V141H101ZM110 140V139H109ZM114 140V139H113ZM126 140H127V138H126ZM131 140V139H130ZM166 140V139H165ZM179 140V139H178ZM186 140V139H185ZM184 140V141H185ZM1 141V142H2ZM5 141V140H4ZM30 141L32 142L30 145H27V144H29L30 143ZM41 141H45V140H42L41 139ZM51 141L53 142V144L51 143ZM55 141V142H54ZM59 141H62V142H59ZM114 141H116V140H114ZM120 141V140H119ZM160 141V140H159ZM167 141V140H166ZM56 142H59L60 144H58L59 145V149H58V146L57 147H54V143H55V146L57 145L56 144ZM102 142H103V140H102ZM112 142H113V144H112ZM127 142H128V140H127ZM152 142H153V139H152ZM165 142V141H164ZM187 142V141H186ZM189 142V141H188ZM68 143H65V147H67V148H69V146L70 145H68L67 146V144ZM118 145H117V144ZM133 143H135L137 146H135V144H133ZM153 143H155V142H153ZM162 143V142H161ZM171 142H167V144H170ZM2 144H3V142H2ZM6 144H4L5 146H6ZM43 144H45V143H43ZM106 144V143H105ZM114 144H116V145H114ZM167 144H161V145H163V146H161L160 145V147H161V149H163L164 150V152L166 153L165 155H166V157L165 156H163V154H162V159H163V161L165 160V158H167V156L169 155V154H171L170 153V151L172 150V147L170 146V145H167ZM185 144H187V143H185ZM32 145V146H33ZM133 145H134V147H133ZM148 145V144H147ZM146 145V146H147ZM153 145H156V144H153ZM167 146L168 148H171V150L169 149L168 150V148L166 149V147H164V146ZM31 146V147H32ZM38 146V147H37ZM85 146V147H86ZM92 146V145H91ZM103 146V148H105L104 147V145H102ZM106 147L108 146V145H105ZM118 146H119V148H118ZM152 146V145H151ZM176 146V145H175ZM2 147H4V146H2ZM60 147H61V150H60ZM109 147V146H108ZM111 147H109V148H111ZM154 147H156V146H154ZM154 147H152L151 149H152V151L154 150ZM13 148V147H12ZM70 148H73V147H71L70 146ZM87 148V147H86ZM85 148V149H86ZM102 148V147H101ZM121 148V149H122ZM131 148H136L134 151L133 150H131ZM4 149H6V148H4ZM11 149V148H10ZM10 149H6V150H8V152H9V150ZM113 149H111V150H113ZM128 149V150H127ZM166 149V150H165ZM176 149H177V147H176ZM215 149V150H214ZM13 150H14V148H13ZM12 150V151H13ZM32 150V151H31ZM50 150H51V152H53L52 154H50ZM53 150V151H52ZM64 150H66V148H64ZM68 150H69V152H68ZM88 150V149H87ZM105 150V149H104ZM141 150H145L144 152H146V154H143L144 152L143 151H141ZM2 151H3V149H2ZM5 151V150H4ZM15 151V150H14ZM16 151H15V154H16ZM31 151V152H30ZM37 151H39V150H37ZM83 151V150H82ZM101 151H103V150H101ZM109 151V150H108ZM114 151V150H113ZM132 151H133V153H132ZM138 151V152H137ZM149 151H150V149H149ZM151 151V152H152ZM167 151H169V154H167L168 152ZM178 151V150H177ZM217 152V153H215V152ZM40 152V151H39ZM38 152V153H39ZM59 152H62V153H59ZM73 152V151H72ZM107 152V151H106ZM115 152V151H114ZM6 153H7V151H6ZM10 153V155H11V152H9ZM25 153V152H24ZM30 153V154H29ZM75 153V152H74ZM74 153H72V154H74ZM84 153V152H83ZM101 153H103V152H101ZM116 153H118V152H115L114 154H116ZM122 153V155L123 156H125L124 154ZM143 155H142V154ZM12 154H13V152H12ZM18 155H15V156H20V152H18L17 153ZM33 154H35L34 152H33ZM56 154V155H57ZM71 154V153H70ZM107 154H108V152H107ZM111 154L112 153H110V156H111ZM150 156L149 158H151V161L149 160V158H148V155ZM173 154V153H172ZM186 154H185V156H186ZM217 154V155H216ZM237 153H235L234 155H236ZM3 155H4V153H3ZM9 154H7V156H8ZM23 155V154H22ZM21 155V156H22ZM27 155V156H28ZM45 155H42V156H45ZM54 155V154H53ZM78 154H76V156H77ZM119 155V154H118ZM121 155V154H120ZM120 155H119V157H120ZM122 155H121V157H122ZM155 155H156V153H155ZM157 155H158V157H160V155H159V153H157ZM156 155V156H157ZM179 155V154H178ZM217 156V158H221V160H220V158L219 159H214V157H216ZM6 155H4L3 157L5 158V157H7ZM12 156V155H11ZM32 156H34V155H32ZM36 156V155H35ZM40 156V155H39ZM105 156V155H104ZM114 156V155H113ZM116 156V155H115ZM137 156V157H136ZM230 156H228V158L230 157ZM3 157H2V159H3ZM26 157V156H25ZM63 158H64V156H62ZM62 157H60V158H62ZM67 157V156H66ZM70 157V155L67 157V158H69ZM73 157V156H72ZM79 157V156H78ZM108 157H109V155H108ZM178 157V156H177ZM182 157L183 158H185L184 160L182 159ZM224 157V156H223ZM234 157H236V156H234ZM234 157H231L232 159L234 158ZM245 157V159L243 160V158ZM12 158H14V155H13V157ZM17 158V157H16ZM32 158V157H31ZM36 158V157H35ZM34 158V159H35ZM39 158H41V157H38V160H39ZM54 158V157H53ZM52 158V159H53ZM62 158V159H63ZM74 158V157H73ZM77 158V157H76ZM84 158V157H83ZM86 158V157H85ZM115 158H118V157H115ZM113 159V161L115 160V162H116V160H118V159ZM123 158V157H122ZM122 158H121V160H122ZM133 158V157H132ZM175 158V157H174ZM231 158L230 159H228L229 160V167H231L230 165V163H235V158L233 159V161H231ZM6 159V158H5ZM7 159H8V157H7ZM7 159H6V161H7ZM91 159V158H90ZM102 159H104L103 157H102ZM110 159H112V157L110 158ZM144 159L147 161V163H146V161H144ZM149 161H148V160ZM156 159V158H155ZM173 159V158H172ZM182 159V160H181ZM201 159V160H200ZM225 159H227V158H225ZM236 159H237V157H236ZM11 160H13V159H11ZM37 160V159H36ZM37 160V161H38ZM41 161H42V159H40ZM39 160V161H40ZM43 160H45L44 158H43ZM47 160V159H46ZM55 160V159H54ZM59 160H61V159H59ZM69 160V159H68ZM77 160H79V159H77ZM81 160V159H80ZM108 161H109V159H107ZM169 160V159H168ZM5 161V162H6ZM30 161V160H29ZM36 161V162H37ZM103 161V160H102ZM129 161V160H128ZM140 161H144V163H146L145 165L147 166V168H148V170L150 171V173H151V171L153 172V174H149V172H145V174H144V172L141 174V172L139 173V172H136V169L138 168V170H141V162ZM156 161H158V159H156ZM173 161V162H174ZM178 161V162H177ZM4 162V159H3V161H2V163ZM12 163V165H11V167L15 164L16 165V163H14L13 161H11ZM35 162V163H36ZM71 162V161H70ZM100 162H101V154H100V158H99V160H98V162H97V164H98V166L100 167V165L102 164H100ZM104 162V161H103ZM112 162V160L110 161V163ZM115 162H114V164H115ZM118 162L119 163H121L119 160H118ZM148 162H149V164H148ZM165 162V161H164ZM166 162H168L169 163V161H167L166 160ZM201 162H203V163H205L206 165L203 167V168H205L204 170L205 171H203L202 172V170H203V168H202V166H203V164L201 163ZM9 163V162H8ZM14 163V164H13ZM41 163V162H40ZM43 163H44V161H43ZM43 163H41L42 165H43ZM68 163V162H67ZM67 163H65L66 164V166H67ZM82 163V162H81ZM106 164L108 163V162H105ZM109 163V164H110ZM128 163V162H127ZM157 163V162H156ZM184 163H186V164H184ZM200 163L202 164V166H201V168H199L200 167ZM227 163V160H225V162H224V164H226ZM227 163V164H228ZM47 164V163H46ZM112 164V166H115V167H117V164H115V165H113V163H111ZM152 164H154V165H152ZM174 164V163H173ZM9 165V164H8ZM52 165V164H51ZM88 165V164H87ZM150 165H152L151 167H150ZM186 165H188V167H189V171H192V173H190L189 172V174H190V176H191V178H188V176H187V169H185L184 171H183V168H187V166ZM234 165V164H233ZM4 166H5V164H4ZM7 166V165H6ZM10 166V165H9ZM8 166V167H9ZM58 166V165H57ZM65 166V167H66ZM149 166V167H148ZM161 166H163V165H161ZM175 166V164L173 165V167ZM185 166V167H184ZM235 166V165H234ZM244 166V165H243ZM245 166L243 167V168H245ZM8 167H6L5 169H7ZM114 167V168H115ZM141 167V168H140ZM152 167L154 168V169H152ZM183 167V168H182ZM223 167H225V165L223 166ZM237 167H239V166H237ZM23 168H26L25 166L23 167ZM45 168V167H44ZM102 168H103V166H102ZM105 168V167H104ZM117 168H119V164H118V167ZM127 168H132L133 169V171H132V169H131V171H130V169H129V171H126V169ZM140 168V169H139ZM175 168H173V171L175 170ZM190 168H191V170H190ZM209 168H208V170H209ZM227 168V167H226ZM232 168V167H231ZM235 168H236V166H235ZM242 167H240V169H241ZM10 169V168H9ZM8 169V170H9ZM13 168H11L10 170H12ZM56 169V168H55ZM108 169V168H107ZM107 169H105L106 171H107ZM144 169H146V167H144ZM198 169H200L201 171H199V172H201V174L203 173V174H205V175H203L201 178V180H200V183H199V178H200V174L197 172L198 171ZM239 169V170H240ZM246 169V168H245ZM7 170V171H8ZM13 170H17V173H16V175L18 174V169H16V168H14ZM20 170V169H19ZM21 170H23V169H21ZM43 170V169H42ZM41 170V171H42ZM100 168H99V172H100ZM147 170V171H148ZM158 170V169H157ZM175 170V171H176ZM222 170H225V169H222ZM233 170V169H232ZM239 170H238V172L237 173H239ZM28 171L29 170H27V171H25V173L27 172V175L26 176H28V175H30V173L28 174ZM32 171V170H31ZM55 171V170H54ZM57 171V170H56ZM88 171V170H87ZM98 171V170H97ZM145 171V170H144ZM186 171V172H185ZM217 171V170H216ZM12 173H13V171H11ZM24 172V171H23ZM34 173H35V171H33ZM33 172H31V173H33ZM38 172H40V171H38ZM66 172V171H65ZM72 172V171H71ZM84 172V171H83ZM108 172H110V171H108ZM126 172V173H125ZM163 172H165V173H163ZM215 172V171H214ZM221 171H219V173H220ZM243 172V171H242ZM12 173H11V176H13V179H15L14 178V174L12 175ZM20 173H22V171H20ZM37 173V172H36ZM35 173V174H36ZM41 173V172H40ZM91 173H92V171H91ZM163 173V174H162ZM212 173V172H211ZM215 173H217V172H215ZM215 173H214V176H215ZM218 173V174H219ZM226 173V172H225ZM235 173H236V171H235ZM248 173H249V171H248ZM247 173V174H248ZM1 174V173H0ZM9 174V173H8ZM38 174V173H37ZM43 174H46V172L45 173H43ZM69 174V173H68ZM68 174L63 178V179H65L66 177H68ZM100 174V173H99ZM116 174V173H115ZM184 174H186V176L184 175ZM192 174V175H191ZM217 174V176H219ZM221 174H222V172H221ZM228 174V173H227ZM231 174H233V173H231ZM246 174V173H245ZM245 174H243L242 173V176H241V174H238L239 176H241V177H243V175H245ZM250 174V173H249ZM252 174H253V172H252ZM22 174H20L19 175V179H20V177H21V179L23 178L22 176H21ZM24 174H23V176L25 177V180H24V178H23V180H24V182H23V180H17L18 178H16V180L15 181H18V182H15V186L16 185H18V186H16V190L18 191V193H17V195L19 194V192H20V190L22 189V188H24V190H25V187H26V189H28V183H30L31 182V180L33 179V183L34 182H37L36 181V175L34 176V175H31V176H29V178L30 179H27L26 178V176H25ZM39 175V174H38ZM46 175H50L49 173L48 174H46ZM45 175V176H46ZM83 175V174H82ZM200 175V176H199ZM222 175H225V176H228V175H226V174H222ZM1 176V175H0ZM45 176H43V177H45ZM51 176H53V175H51ZM64 176V175H63ZM189 176V177H190ZM205 176V177H204ZM217 176H216V178L215 179H217ZM221 176V175H220ZM225 176H223V177H225ZM235 176V175H234ZM2 177V176H1ZM33 177H35V178H33ZM47 177V176H46ZM55 177V176H54ZM58 177V176H57ZM61 177V176H60ZM81 177V176H80ZM98 177H99V175H98ZM167 177H168V179H167ZM230 177V176H229ZM236 177H237V175H236ZM245 177V176H244ZM248 179H249V177H248V175L246 176ZM10 178V176L8 175V179ZM39 178V179H38ZM38 182L40 181L41 183H44L45 181H44V179H43V182L40 180L41 178L38 176ZM56 178V177H55ZM68 178H72V176L71 177H68ZM109 178H110V176H109ZM205 178H206V180H205ZM234 178V177H233ZM251 178H252V176H251ZM250 178V179H251ZM12 178H11V180H13ZM73 179V178H72ZM156 179H157V177H156ZM192 179V180H191ZM203 179H204V184L207 186H209V189H207L206 190V188L207 187H204V189H205V192H204V189L202 190L201 188V186H204V184H203ZM218 179L220 180V177H218ZM246 179V178H245ZM249 179V180H250ZM2 180H3V178H2ZM28 180H30V182L28 181ZM46 181L48 180V179H45ZM66 180V179H65ZM64 180V181H65ZM86 180V179H85ZM90 180V179H89ZM95 180V179H94ZM190 180H191V182L193 181V183H194V185L192 184L191 186H192V188H194L193 190H192V188H191V186L190 187H188L189 186V182H190ZM224 180V179H223ZM226 180V179H225ZM234 180V179H233ZM248 180V181H249ZM58 181V180H57ZM63 181V180H62ZM62 181H61V187L63 186V187H65L64 188V190L69 186V184H72V183H70L69 181H63L64 183L62 184ZM71 181V180H70ZM153 181H156V183L158 184V181H160V183L159 184H163V183H165L166 184V181H167V184H168V189L170 190V192L171 193H173V194H169L168 195V193H166V190L167 189H164L163 188V190H165L164 192H161L160 191V189H158V188H156V187H153L154 189H151L150 188V190H147V187H148V185L147 186H145L144 184H142V183H146V184H152L153 183ZM228 181H230V180H228ZM228 181H226V183L228 182ZM236 181V180H235ZM242 181H243V184H244V178L242 179ZM2 182H4V181H2ZM14 182V181H13ZM22 182V183H21ZM27 182V186L25 185H23L24 183H26ZM36 183L35 185H34V187H37V186H41V185H45V183L44 184H39V183ZM48 182V181H47ZM51 182H52V180H51ZM72 182V181H71ZM190 182V183H191ZM202 182V183H201ZM215 182H214V184H215ZM225 182V181H224ZM223 182V183H224ZM240 182V180H238V182H237V184ZM32 183V182H31ZM67 183H68V185H67ZM73 183H74V181H73ZM199 183V184H198ZM222 183V182H221ZM222 183V184H223ZM226 183H224V184H226ZM2 184V183H1ZM1 184H0V186H1ZM8 185H11V183H7ZM20 184H21V186H22V188H20L19 186H20ZM39 184V185H38ZM75 184V183H74ZM84 184V183H83ZM115 184V183H114ZM118 183H116V185H117ZM138 184H142L143 186H144V188L142 187V186H139ZM158 184V185H159ZM203 184V185H202ZM213 184V183H212ZM230 184V182L227 184V186ZM232 184H234L233 182H232ZM236 184V186H239V185H237ZM252 184V183H251ZM5 185L6 184H3L2 186H4V189H2V190H4L3 192H5L6 193V191L7 190H5ZM13 185V184H12ZM48 185V184H47ZM46 185V186H47ZM91 185V184H90ZM89 185V186H90ZM138 187H137V186ZM186 186V190H185V193H187V194H185L184 193V189H185V186ZM188 185V186H187ZM201 185V186H200ZM221 185V184H220ZM245 185V184H244ZM7 186V185H6ZM14 186V185H13ZM12 186V187H13ZM49 186V185H48ZM55 186H57V187H55V190H59V188H61V187H58V186H60L59 185V183H58V185H55ZM134 188H133V187ZM198 186L200 187L199 189H198ZM212 186H213V190H211L212 189ZM217 186H218V184H217ZM234 185H232V187H233ZM241 186V185H240ZM250 186L251 185H249V188H250ZM18 187H19V189L20 190H18ZM63 187L60 189V190H62L63 189ZM72 187L74 188V192H75V188L77 187H74V185H72ZM72 187L70 186V188L68 187L67 189H68V191L70 190V189H72ZM91 187V186H90ZM137 189H136V188ZM224 188H225V185L223 186ZM231 187V186H230ZM235 187V186H234ZM246 187V186H245ZM253 187H254V184H253ZM7 188H11V187H7ZM30 188L31 187H29V191H31L30 190ZM33 188V187H32ZM31 188V189H32ZM37 188H43L42 186L41 187H37ZM36 188V189H37ZM47 188V187H46ZM46 188H45V186H44V189H42L43 190V192L45 193L47 190H46ZM80 188V187H79ZM108 188V187H107ZM189 188H191V191H190V189L188 190ZM229 188V187H228ZM240 188H244V187H240ZM0 189V190H1ZM8 189V191H10ZM15 189H14V192H15ZM34 189V188H33ZM32 189V190H33ZM49 189H51L52 190V188H49ZM48 189V190H49ZM66 189V190H67ZM82 189H83V187H82ZM87 189H88V187H87ZM95 189V188H94ZM133 189V190H132ZM136 189V190H135ZM233 189V188H232ZM231 189V190H232ZM253 189V188H252ZM2 190L0 191L1 192V196H3V193H2ZM27 190V192H29ZM51 190H49V191H47V192H49L48 193V195L51 197V198H53V194L55 193V195H58V194H56L58 191H56V192H52L51 193ZM59 190V191H60ZM64 191V193L66 192V194H67V196H68V191ZM77 190V189H76ZM123 190H125V189H123ZM122 190V191H123ZM162 190V191H163ZM221 192H220V191ZM226 190V189H225ZM244 190V189H243ZM243 190H241L240 189V191H241V193H242V191ZM13 191V190H12ZM16 191V192H17ZM33 191H35V190H33ZM37 191V190H36ZM39 191V190H38ZM37 191V192H38ZM41 191V190H40ZM39 191V192H40ZM53 191V190H52ZM63 191V190H62ZM62 191H60L61 193H63ZM71 191V193H73V191L72 190H70ZM82 191L83 190H81V191H76L75 192V194L74 195H69L68 197H70V200H72V198H73V200L72 201H70L69 200V198L63 193V198H64V196H66V198H68V203H72L74 200V202L71 204L72 206H70L69 204V208L68 207H66V206H68L66 203L64 204L65 206V209H66V212L68 211V209L70 210V211H68L67 213L65 212V209L64 208H62V209H64V213H66L67 215L69 214V216H71L72 215V217H74V216H76L75 218H77V219H79L80 217H79V215H85V217H86V215H89V218H91L92 219V223H90L92 226H94L95 224H97V217L95 218V216H96V213L94 212L95 211V208H96V210H97V213L99 214L98 216H100V214L102 213L103 214V212L105 211V207L103 206V205H105L104 203H102V202H98L97 204L96 203H91V204H89V202L88 203H82L81 201H80V193L79 192H81L82 193ZM119 191H120V189H119ZM130 191V192H129ZM132 191V192H131ZM190 191V192H189ZM247 191V192H246ZM24 192V191H23ZM42 192V193H43ZM59 192V193H60ZM93 192H94V190H93ZM97 192H98V190H97ZM121 192V191H120ZM168 192V191H167ZM254 192V191H253ZM12 192H10V194H11ZM21 193V192H20ZM25 193V192H24ZM36 193V192H35ZM42 193H37V196L36 195H34V197H32V198H36V197H38V195H39V197L37 198V200L40 198H42L41 199V201L45 204V206H49V205H46V204H50L51 205V203L54 205V203H53V201H54V199H53V201L51 200V198L47 195V201H45V198H43V197H40V196H42L41 194ZM44 193H43V196H44ZM83 193H85V191L83 192ZM189 193H191L190 195H188ZM212 193H211V195H212ZM8 194H9V192H8ZM27 194V193H26ZM47 194V193H46ZM69 194H70V192H69ZM80 194V195H79ZM117 194V193H116ZM119 194H121V196L123 195V193H119ZM175 194H181V195H183L181 198L179 197V196H177V197H175ZM185 194V195H184ZM199 194H201V193H199ZM215 194V193H214ZM7 195V194H6ZM13 195V194H12ZM25 195V194H24ZM61 195H59L58 197H60ZM77 195H79V196H77ZM85 195H86V193H85ZM89 195V194H88ZM202 195V194H201ZM210 194H206L205 196H206V199H210V196H211ZM216 195H218V194H216ZM31 196H33V195H31ZM73 196H77V198L75 199V197H73ZM82 196V195H81ZM94 196V195H93ZM187 196H190V197H187ZM194 196V197H195ZM4 197V196H3ZM6 197V196H5ZM8 198H11L10 196H7ZM18 197H19V195H18ZM25 197H26V195H25ZM50 198V200H49V198ZM56 197V199H58V200H60V201H54V202H56L55 204H57V202L59 203V202H61V201H63V203L64 202H67V201H65L62 197L61 198H57V196H55ZM95 197V196H94ZM99 197V196H98ZM97 197V198H98ZM109 197L111 198V196H110V194H109ZM117 197V196H116ZM140 197H142V199H143V201H145L144 203L142 202L141 203V200L142 199H140ZM194 197H191V199L192 198H194ZM212 197H214V198H217V196L215 197L214 195L213 196H211V198ZM223 196H221L220 198H222ZM2 198V197H1ZM7 198V200L5 199V201H9L12 205H13V203L11 202V200L13 201L14 199H13V196H12V199H8ZM21 198H23V197H21ZM28 198H29V196H28ZM79 198V199H78ZM89 198V197H88ZM87 198V199H88ZM96 198V197H95ZM136 198H139V200H140V203L139 204H143V206H142V208H140L141 207V205H140V209H138V208H136V207H134V205H135V201H134V199H136ZM179 198H180V200H182V202L179 200ZM202 198L203 199H205L203 196H202ZM202 198H200V199H198L197 200V203L196 204H198V202H199V200H202ZM235 198V199H234ZM17 199V198H16ZM26 199V198H25ZM25 199H21L20 200V198H19V200L17 199V201H21V205L19 204V202H15L14 204H16V203H18V205H19V208H21V206H23L21 209L22 210H24L23 208H26V207H24V206H27V205H22L23 204V202H22V200H25ZM40 199H39V205H40V207H41V209H42V203H40L41 201H40ZM43 199H44V201H43ZM62 199V200H61ZM99 199V198H98ZM105 199V198H104ZM107 199V198H106ZM178 201H180V204H179V202H177V200ZM33 200V199H32ZM49 200V201H48ZM88 200H90V198L88 199ZM96 200V199H95ZM113 200V199H112ZM207 200V201H208ZM222 199H220V201H221ZM0 201H2V200H0ZM5 201H4V203H5ZM52 201V202H51ZM70 201V202H69ZM106 201V200H105ZM108 201V200H107ZM117 201H118V199H117ZM133 201H134V203H133ZM205 202H206V200H204ZM210 201H212L211 203H214L215 201H214V199L212 198ZM220 201H216L217 203H218V205H219V207H220ZM31 202V201H30ZM35 202V201H34ZM34 202H31V204L32 203H34ZM45 202H47V203H45ZM76 202H78V204L79 203H81L80 205H76L77 203ZM94 202H96V201H94ZM114 202V201H113ZM196 201H193V203H195ZM202 201H200V203H201ZM224 202V201H223ZM236 202V201H235ZM1 203V202H0ZM2 203H3V201H2ZM24 203H26V200H25V202ZM63 203H61V204H63ZM76 203V204H75ZM116 203V202H115ZM118 203V202H117ZM133 203V204H132ZM188 203H191V201L189 202L188 201ZM199 203V205L201 206V204ZM209 203V202H208ZM221 203H222V201H221ZM239 203L237 202L235 205L238 207V205H239ZM241 203V204H242ZM36 203H34V205H35ZM60 204V203H59ZM60 204V206L59 205H55V206H53V207H63V205H61ZM74 204V205H73ZM103 204V205H102ZM107 204V203H106ZM119 204V203H118ZM123 204V203H122ZM132 204V205H131ZM137 204V203H136ZM139 204L138 205H135V206H139ZM195 204V205H196ZM204 204L205 203H203V206H204ZM230 205H231V203H229ZM8 205V204H7ZM34 205L32 204L30 207H28L27 206V208H29V209H25L24 211H23V214L25 215H23L24 216V219H21L18 215H17V213H19V208L17 207V209H16V211H17V213L15 212V214H13L14 212H12V209H10V211H11V214L10 215H14V217H15V215H17L16 217H15V219H17L18 220V218H19V220L21 219V220H24V222L26 221L25 220V218L28 216V220L30 221H32V223H34L33 221H34V219H31V218H34V217H36V216H32L31 217V214H28V212L27 211H31L30 213H32L34 210H37V209H35L36 207H38V205L36 204V206L34 207ZM95 205H96V207H95ZM116 205V204H115ZM126 205H128L127 207H126ZM151 205V206H150ZM180 205V206H179ZM189 205V204H188ZM191 205V204H190ZM209 205H211V204H209ZM209 205H207V203H206V206L208 207ZM218 205L216 206L215 204H214V206L212 207V205L209 207V208H211L212 207V210H213V208H214V210L215 211H217L219 208H218ZM223 205V203L221 204V206ZM228 206V207H230L231 208V206L233 207V205H234V203L231 205V206ZM234 205V206H235ZM5 206V205H4ZM9 206L10 207H12L10 204H9ZM33 206V207H32ZM44 206V205H43ZM44 206V207H45ZM109 206H110V208L113 206V204L112 205H110L109 204ZM182 206V207H181ZM200 206H197V208L198 207H200ZM206 206L203 208V209H207L206 208ZM216 206V207H215ZM224 208H225V203H224ZM242 206V205H241ZM1 208H3L4 209V207H3V204L0 206ZM34 208V210L32 209V208ZM113 207H116V206H113ZM118 207V206H117ZM190 207H192V205L190 206ZM0 208V217H2L1 219H0V223H1V221H3L2 219H4L3 217H5V215H6V217H7V215L9 216V217H11L10 215H9V210L7 209V207L3 210V209H1ZM9 208V207H8ZM72 210H71V209ZM121 208V209H122ZM134 210H133V209ZM196 208V207H195ZM217 208V209H216ZM221 208V207H220ZM239 208V207H238ZM246 210H244V209ZM7 209V210H6ZM13 209H14V206H13ZM20 209V210H21ZM31 209V210H30ZM39 209V208H38ZM45 209V211L48 213V212H52V211H54V208H53V210H51L52 209V207L51 208H47V209H50V210H47L46 208H44ZM226 209H228V208H226ZM248 209V210H247ZM8 212H6V211ZM15 210V209H14ZM13 210V211H14ZM33 210V211H32ZM93 211L94 212V214H95V216H94V214H93V212L91 213V214H87L88 212L87 211ZM113 210V209H112ZM116 210H118V208L116 209ZM131 210V211H130ZM133 210V211H132ZM147 210V209H146ZM149 210V209H148ZM194 210V209H193ZM204 210V212L203 213H206V211ZM210 210V209H209ZM212 211V214H211V212H209L208 214L209 215H215V216H218V218H220V216L218 215V213H216L215 211ZM222 210H224L223 208H222ZM235 210V211H234ZM38 211V210H37ZM42 211H44L43 209H42ZM42 211L41 212H37V213H35V212H33V213H35L36 215L37 214H40V213H42ZM72 211V214L70 213ZM122 211V210H121ZM135 211V212H136ZM211 211V210H210ZM229 211H231L230 209H229ZM249 211V212H248ZM25 212V213H24ZM46 212H44V214H47ZM87 212V213H86ZM107 212L108 211H106V214H107ZM114 212H115V210H114ZM144 212V211H143ZM155 212V214H153ZM197 212V211H196ZM214 212V213H213ZM225 212V211H224ZM239 212H237V213H239ZM247 212H248V215H247ZM32 213V215H34ZM52 213H54V212H52ZM52 213H48L49 215H50V217H51V215H52ZM56 213V212H55ZM54 213V214H55ZM84 213H86V214H84ZM105 213V212H104ZM120 213V215L122 214L121 212H119V210H118V214ZM190 213H191V211H190ZM194 213V212H193ZM201 213H202V211H201ZM227 213V214H228ZM231 213V214H230ZM236 213V214H237ZM43 214V213H42ZM43 214V215H44ZM54 214H53V216H54ZM79 214V215H78ZM114 214V218H112L113 219V221H111V220H109L107 217L108 216H105V215H103L104 217H102V218H100L99 217V219H100V221L98 222L99 224H97V225H99V229H96L97 230V232H101V231H107V232H109V231H111V234H113V236H115V237H112V236H110L109 235V237H111L112 239H114V240H110V239H108V237H107V239H105L106 237H104L103 238V236H105V235H107L106 234V232L104 233L105 235H102V232L101 233H99V234H96L97 235V238H94V237H96L95 236V233L93 234L94 236H93V238L95 239V241L94 242H91V240L93 241V238L91 239V237L89 236V233H86V231H84L85 233H82L83 232V229L81 230V232L80 231H73V233H75V234H72V232L71 231H68V228L71 226V227H73L72 226V224L70 225V226H68V227H66V225H63V226H65V228L63 227V226H61V224H64L65 223V221H63L64 223H62L61 222V224H60V226H57V227H59L60 229L62 228V229H65L66 230V228H67V231H64V233L65 232H67V234L69 233V232H71V234L69 233V235H67V236H70V238L68 237V242L69 241H71V237H72V239L73 238H75V239H77L76 241H77V243L79 242V243H81L82 245H83V247L82 248H85L84 250L86 251V249L87 250H89V252H88V254H87V252H84L85 253V255H79V256H74V257H69L68 258V261H69V264H105V263H103V262H105V261H112V263L113 262H115V263H117V264H160V263H164V261L166 262V258H164V257H162L161 256V252H160V255H159V253H156V254H148V255H146L147 257H140L139 256V254H140V252L138 253V251H137V249H138V247H137V249H136V251H137V253H136V251L134 252V250H133V248H132V250L128 247V246H126V245H129L130 244V241H128V243L129 244H127V239H129L128 237L130 236H126L125 234L126 233H122V232H126L127 230H129V228L131 227L130 225H132V221H130V218L131 217H129V219L127 218V220L126 219H124V221L125 222H127L128 220L130 221V223H129V221L127 222V223H129V224H126V226L124 227V225H123V227L124 228H126L127 226V230H124V229H122L121 227L119 228V225H116V224H119V222H117V221H115V220H117V219H119V216H117L115 213H113ZM122 214V215H123ZM159 214V215H158ZM163 214V215H162ZM196 214H198V213H196ZM49 215H48V217H49ZM56 216H58V214H55ZM115 215H116V219H115ZM121 215V216H122ZM147 215H149V216H147ZM208 215V216H209ZM47 216V215H46ZM79 218H78V217ZM92 216V217H91ZM137 216L135 215V216H133V217H135L137 220H134L135 222L136 221H139V222H141V224L139 223V222H136V223H138V225H134V227H136V228H138V227H140L141 226V228H140V230L141 229H144V222H143V220H142V218H140L141 219V221H140V219H138L137 218ZM163 216H165V217H163ZM173 216V217H172ZM187 216H189L188 214H187ZM195 216H197V215H195ZM194 216V217H195ZM204 216V215H203ZM206 216H207V214H206ZM240 216V217H239ZM8 217V218H9ZM41 217H43V216H41ZM84 217V218H85ZM110 217H113V216H110ZM123 217V216H122ZM122 217H120L121 218V220L123 219ZM178 217V216H177ZM205 217V216H204ZM8 218L7 219H5L4 221H5V224H3L4 223V221L2 222V224H1V226L2 227H0V229L1 228H3L4 227V230H5V226L7 227V226H9V225H7V221H8ZM30 218V219H29ZM47 218V217H46ZM58 218H61L60 216H58ZM170 218H172V219H170ZM213 218V219H212ZM214 218L215 217H209V219L210 220H214ZM218 218H216L217 220H219ZM27 219V218H26ZM37 219V218H36ZM39 219V218H38ZM72 219V218H71ZM86 219V218H85ZM115 219V220H114ZM132 219V218H131ZM151 219H155L154 220V222L157 224H155L153 221H151ZM158 219V220H157ZM176 219V218H175ZM187 219V218H186ZM207 219V218H206ZM9 220H12V219H9ZM18 220V221H19ZM40 220V219H39ZM60 220V219H59ZM74 220V219H73ZM147 220H145V223H146V221ZM166 220H169V221H167V222H165ZM179 220V219H178ZM205 220V219H204ZM42 221V220H41ZM61 221V220H60ZM96 221V222H95ZM158 221H159V224H158ZM162 221V222H161ZM193 221V220H192ZM208 221V220H207ZM20 222L22 223V225H24V223L22 222V221H19V223L18 224H20ZM44 222V221H43ZM49 222V221H48ZM117 222V223H116ZM122 222L123 221H120V223L122 224ZM134 222V223H135ZM153 222V223H152ZM161 222V223H160ZM165 222V223H164ZM194 222V221H193ZM210 222V221H209ZM38 223V222H37ZM41 223V222H40ZM85 223H87L85 220L83 221V224H82V227H81V225H80V227L81 228H83V227H85L86 225H85ZM135 223V224H136ZM167 223V224H166ZM206 223V222H205ZM234 223V222H233ZM39 224V223H38ZM42 224L43 223H41V226H42ZM49 224V223H48ZM53 224H55V223H53ZM87 224H89V223H87ZM121 224H120V226H121ZM123 224H125L124 222H123ZM140 224V225H139ZM143 224V225H142ZM162 224V225H161ZM178 224V225H177ZM196 224H198V225H196ZM211 224V223H210ZM235 224V223H234ZM5 225V226H4ZM22 225L20 224L19 226V228L21 229V227H22ZM27 225V224H26ZM46 225V224H45ZM50 225V224H49ZM84 225V226H83ZM132 225V226H133ZM163 225V226H164ZM195 225V226H194ZM222 225H223V223H222ZM11 226V225H10ZM30 226V225H29ZM44 226V225H43ZM117 226V227H116ZM130 226V227H129ZM146 226V225H145ZM154 226V228L155 229H157L156 227ZM210 226V225H209ZM224 226V225H223ZM54 227H56V226H54ZM87 227H89L90 228V226L89 225H87ZM134 227H132V228H134ZM150 227V226H149ZM202 227V226H201ZM200 227V228H201ZM206 227V226H205ZM204 227V228H205ZM212 227V226H211ZM211 227H209V228H211ZM215 227V226H214ZM220 227V226H219ZM8 228V227H7ZM24 228H26V227H24ZM94 228V227H93ZM113 228L114 229H116V228H118V229H121L120 230V233H119V230L118 229H116L117 231H115V230H113ZM136 228H134V230H136ZM162 228V227H161ZM196 228H198V229H196ZM224 229H225V227H223ZM9 229V228H8ZM10 229H11V227H10ZM22 229H23V227H22ZM203 229V228H202ZM212 229H214V228H212ZM212 229H210L211 231H213ZM218 229V228H217ZM224 229H223V233H224ZM2 230V229H1ZM4 230H2V231H4ZM56 230V229H55ZM70 230V229H69ZM85 230V229H84ZM93 230V229H92ZM99 230V231H98ZM123 230V231H122ZM132 229H130V231H131ZM160 230H162V229H160ZM167 230V229H166ZM205 230V229H204ZM215 230H216V227H215ZM1 231V232H2ZM8 231H10V234H12V229L11 230H7L6 229V231H4V232H6L5 234H9V233H7ZM39 231V230H38ZM43 231V230H42ZM88 231V230H87ZM122 231V232H121ZM145 231V229L143 230V232ZM147 231L149 232V230L147 229ZM176 231V230H175ZM200 231V230H199ZM217 231V230H216ZM215 231V232H216ZM220 231V230H219ZM3 232V233H4ZM27 232V231H26ZM89 232V231H88ZM95 232V231H94ZM96 232V233H97ZM117 232V233H116ZM139 232V231H138ZM157 232V231H156ZM156 232L154 231V233H155V235H156ZM164 232V231H163ZM168 232V231H167ZM202 232H204V231H202ZM210 232V231H209ZM218 232V231H217ZM226 232V231H225ZM19 233H20V231H19ZM23 233V232H22ZM38 233H40V231L38 232ZM53 233H55V232H53ZM122 233V234H121ZM130 233V232H129ZM132 233H134V232H132ZM136 233V232H135ZM145 233V232H144ZM143 233V234H144ZM147 233V232H146ZM162 232H160V234H161ZM174 233H176V232H174ZM212 233H214V231L212 232ZM223 233H222V235H223ZM128 234V233H127ZM159 234V235H160ZM166 234V233H165ZM169 234V233H168ZM198 234H200V233H198ZM202 234V233H201ZM211 234V233H210ZM219 234H220V232H219ZM19 235V234H18ZM57 235H60V234H57ZM65 235H66V233H65ZM74 235H75V237H74ZM133 235H135V234H133ZM158 235V234H157ZM164 235V234H163ZM167 235V234H166ZM165 235V236H166ZM175 235V234H174ZM213 235V234H212ZM221 235V234H220ZM220 235H218V237L220 236ZM5 236V235H4ZM56 236V235H55ZM54 236V237H55ZM67 236H65V237H67ZM91 236H92V234H91ZM99 236V237H98ZM139 236H141L142 237V235H139ZM138 236V237H139ZM197 236V235H196ZM202 236V235H201ZM210 236V235H209ZM208 236V237H209ZM216 236V235H215ZM41 237V236H40ZM90 237V238H89ZM145 237V236H144ZM221 237H223V236H221ZM220 237V238H221ZM10 238H12V237H10ZM16 238V237H15ZM59 237H56V239L57 240H55V239H52V240H55V241H53L54 242V245H53V243L52 244H50V245H53V247L54 248H57L58 250H59V248L61 247V246H63L64 245V242L63 241H61L62 239L61 238H59ZM212 238V237H211ZM224 238V237H223ZM14 239V238H13ZM61 239V240H60ZM75 239L73 240L74 242H75ZM98 239V240H97ZM138 239H141V238H138ZM16 240V239H15ZM48 240H50V239H48ZM67 240V239H66ZM89 240H90V242H89ZM96 240H97V243H98V241H99V245L98 246H96L97 245V243H96ZM130 240V239H129ZM204 240V239H203ZM206 240V239H205ZM216 240V239H215ZM218 240H219V238H218ZM230 240V239H229ZM228 240V241H229ZM37 241V240H36ZM44 242V244H45V242H46V240H43V238H42V240L40 241V242ZM125 241H126V243H125ZM140 241V240H139ZM151 241V242H150ZM193 241V240H192ZM212 241V240H211ZM230 241H232V240H230ZM39 242V243H40ZM68 242H67V246L69 245V244H72V243H70L69 242V244H68ZM135 242V241H134ZM142 241H140V243H141ZM153 242V243H152ZM191 242V241H190ZM221 242V241H220ZM233 242H235V241H233ZM66 243V242H65ZM90 243V244H89ZM96 245H95V244ZM120 243H125V246H123V245H121ZM138 243V242H137ZM139 243V244H140ZM152 243V244H151ZM211 243V242H210ZM217 243V242H216ZM221 243H223V242H221ZM220 243V244H221ZM227 243V242H226ZM30 244V243H29ZM35 244H38V243H36L35 242ZM94 244V245H93ZM146 244V243H145ZM212 244V243H211ZM223 244H225V243H223ZM32 245V244H31ZM49 244H48V242H47V246H45V247H47V252H44L45 251V249H44V251H43V253H45V257H44V255L43 256H36V254L37 253H35V255L34 254H32V253H30V254H27L26 252H23L22 253V255L23 254H26V255H23V256H18L16 259H14L13 257H10L9 258V260H10V263H8V264H17V262H19L18 260L19 259H21L22 261H23V257H26V258H28L27 260H28V262L30 263V264H59V261L61 262V263H63L62 261V259H64V260H66V258L65 257H62V258H60V257H57V255L55 254V256H54V258L51 256V255H49V257L51 256V258H49V260L47 259L48 258V255H47V253H49V251H50V253L52 252V250H54V249H49L48 250V248H50L49 246H48ZM76 245H78V244H76ZM131 245V244H130ZM193 245V244H192ZM217 245H219L218 243H217ZM29 246V245H28ZM44 246V245H43ZM136 246V245H135ZM138 246V245H137ZM213 247H214V245H212ZM215 246H216V244H215ZM234 246H237V250H235L234 251ZM25 247V246H24ZM31 247V246H30ZM35 247V246H34ZM52 247V246H51ZM76 247V246H75ZM78 247V246H77ZM76 247V248H77ZM80 247V246H79ZM132 247V246H131ZM207 247H208V245H207ZM206 247V248H207ZM224 247V246H223ZM5 248V247H4ZM3 248V249H4ZM36 248V247H35ZM139 248H141L140 246H139ZM142 248H143V246H142ZM197 248H199V247H197ZM209 248V247H208ZM37 249L39 250V249H41V248H38L37 247ZM61 249V248H60ZM69 249V248H68ZM74 249V248H73ZM135 249V248H134ZM149 249L147 250V248H146V250L147 251H149ZM175 249V250H176ZM203 249H204V247H203ZM2 250V249H1ZM4 250H6V249H4ZM28 250V249H27ZM57 250V251H58ZM70 250V249H69ZM139 250V249H138ZM142 250V249H141ZM145 250V247H144V252L146 251ZM182 250V249H181ZM189 250V249H188ZM211 250H212V247H211ZM15 251V250H14ZM13 251V252H14ZM29 251V250H28ZM40 251V250H39ZM56 251V252H57ZM143 251V250H142ZM155 251V250H154ZM170 251V250H169ZM169 251H168V253H169ZM172 251H170L171 252V254H172ZM183 251V250H182ZM193 251V250H192ZM2 252V251H1ZM7 252V251H6ZM30 252V251H29ZM41 252V251H40ZM54 252H55V250H54ZM152 252V251H151ZM158 252V251H157ZM167 251L165 250V253H166ZM178 252V251H177ZM176 252V253H177ZM207 252V251H206ZM218 252V251H217ZM49 253V254H50ZM63 253H65V252H63ZM62 253V254H63ZM146 253V252H145ZM144 253V254H145ZM153 253V252H152ZM184 253V252H183ZM200 253V252H199ZM213 253H214V251H213ZM9 254V253H8ZM17 254V253H16ZM19 255L21 254V253H18ZM39 254H41V253H39ZM53 254V253H52ZM60 254V253H59ZM67 254V253H66ZM79 254V253H78ZM81 254V253H80ZM158 254V255H157ZM180 254V253H179ZM192 254V253H191ZM197 254H198V251H197ZM205 254V253H204ZM207 254V253H206ZM210 254V253H209ZM212 254V253H211ZM219 254V253H218ZM262 254H263V256H262ZM2 255H4V253L2 254ZM11 255V254H10ZM166 255V254H165ZM177 255V254H176ZM180 255H182V254H180ZM179 255V256H180ZM189 255H190V253H189ZM188 255V256H189ZM194 255V254H193ZM200 255H202V254H200ZM59 256V255H58ZM68 255H66V257H67ZM164 256V255H163ZM168 256V255H167ZM172 256V255H171ZM179 256H177L178 258H179ZM183 256V255H182ZM215 256V255H214ZM222 256V255H221ZM220 256V257H221ZM57 257V258H56ZM166 257V256H165ZM183 257H185V256H183ZM7 258V257H6ZM168 258V257H167ZM171 258V257H170ZM174 258H175V261H176V257L174 256ZM173 258V259H174ZM186 258H187V255H186ZM194 258V257H193ZM198 258V257H197ZM226 258V257H225ZM51 259V260H50ZM105 259V260H104ZM107 259V260H106ZM204 259V258H203ZM2 260H4V259H2ZM62 260V261H61ZM170 260V259H169ZM168 260V261H169ZM183 260H184V258H183ZM196 260H198V259H196ZM210 260V259H209ZM220 260H221V258H220ZM222 260H224V259H222ZM171 261V260H170ZM175 261L173 262V263H175ZM186 261V260H185ZM1 262V261H0ZM6 262V261H5ZM178 262V261H177ZM183 262V261H182ZM203 262V261H202ZM208 262V261H207ZM224 262V261H223ZM60 263V264H61ZM65 263H66V261H65ZM110 263V262H109ZM111 263V264H112ZM168 263V262H167ZM192 263V262H191ZM194 263V262H193ZM209 263V262H208ZM226 263H227V261H226ZM4 264V263H3ZM19 264V263H18ZM108 264V263H107ZM165 264V263H164ZM183 264V263H182ZM197 264V263H196ZM202 264V263H201ZM228 264V263H227Z\"/></svg>","mask_w":264,"mask_h":264},{"label":"rangeland","instance_id":"374dc122","mask_svg":"<svg viewBox=\"0 0 264 264\" xmlns=\"http://www.w3.org/2000/svg\"><path fill=\"white\" fill-rule=\"evenodd\" d=\"M10 1H11V2H10ZM13 1H15V0H9V1H8V0H0V8H1V6H3V5H4L5 3H7V2H8V3H7L8 5L12 3L13 5H12V4L10 5V6H12V7H13L14 5L27 4V3L29 4V2H31V0H26V1H25V0L23 1V0H22L23 2L21 1L22 3H20V2H18V1H20V0H18V1H17L18 4H16V2H13ZM38 1H39V2H38ZM38 1H37V2L40 3V0H38ZM41 1H42V0H41ZM49 1H50V0H49ZM49 1H48V2H49ZM51 1H52V0H51ZM129 1H131V2L134 1L133 3H134L135 5H137V6H139L140 4H141V6H142V5L144 6V4H145V6L143 7V8H145V9L142 8L144 11L141 9V10L139 11L140 13L137 12L138 15L136 14V11H134V12H132V10L129 11V9H132L131 6H134L133 3H130V4H129V3H127V4H121L120 7H119V6H118V7H103L104 9H101L102 7H99L98 9H100L101 11L104 10V11L102 12V14H101L100 10L96 9L97 7H96L95 9H94V8H92V9H91V8L87 9L89 12L86 11V14H85L84 10L82 11V9H80V10L78 11V9H79V8H78V9L76 10V11H78V12L75 11V13L78 14V13H80V11H81L82 13H84L85 20H86V18H87L86 16H87L90 12H92V11H90V10H93V9H94V11H95V12L93 11L94 13H93V12L90 13V15L88 16L89 19L87 18V20H89V21L86 20L88 23H86V21H84V20H83V21H84L85 23H83V21H82V22L80 21V18H81V20L83 19L81 13L78 15L79 18L76 17V15L73 16L74 13H72V11H74L75 8H77V7H75V6L73 5V2H74V4H77V3H76L75 1H73V2H71V1H66V2L63 1V2L65 3V5L69 6V8H68L67 10L64 9V8L61 9L63 6H60L61 8L58 6V8H60L61 11H62V10L64 11V13H63V11H62V14H64L65 16H66L65 13H68L67 15H68L70 18H68V16L64 17V18H66V19H65V21H66V23H67V24H66L65 22H64V23H63V22H62V23L60 22L61 19L64 20L63 18H61V17L64 16V15L61 16V15L59 14L60 12H58L59 9L56 8V7H57V5H55L56 3H55V2L53 3V1H52V2H49V5H48V3H45V2H47V1H46V0H43L42 2L45 4V6H46V5H47V6H46V8H45V6L43 5V3H41L43 6H42V7L39 6V8L41 7V8L47 9L48 11H47V10H43V9L40 8L41 10H40V9H39V11L37 10V11H38V14H37V15L34 13V10L31 11V12H32L31 16L33 15V13H34V16H33L31 19H28V22H30L31 20H34L33 22H35V23H33V22L31 21V23H30V25H29V24H27L28 22L26 21V24L28 25V26H27V25L25 24V20H27V19H25V20H22L21 18H20V20H19V19H16V18L13 19V17H15V14H16V13L13 11V13H11V15H9L10 18H12L13 20H12V19H9L11 22H10V21H9V22L6 21V22H8V23H6V25H4L5 28H4V27H3V28L0 27V30H1L0 33L2 32V30H3V33H7V31L10 30V32H11V34H12V35H10V34L8 33V34H7L8 37H7V36H4V34L1 33L2 36L6 37L5 39H4V37H3V39L7 42L6 44L9 43V47H8L7 45H5V47L7 46L8 48L6 47V48H3V49H4V50L8 49L7 51H9V50L11 49V50H12V51L10 50L11 53L13 52V50L15 51L16 47L18 46L17 44L15 45V41H16V40H14V39H13L14 37H12V36L15 35V38H18V37L20 38V37H21V38L23 39L22 36H27V35H25V33H23V34L21 33V34H22L21 36H20V35L18 36L19 33H17V34L14 33V34H13V33H12L13 31H11L10 28L8 29V27H7L9 23L12 24V25L9 24L10 27L13 26L14 23L16 24V22H19V23H21V24H25V25H23V27H24V26H26V27H24V28L20 27L21 29H20V28H17V31H18V32H22V29L24 30V29L27 28V27H28V28H27V30H28V29H29V26L32 27V26H34V24L37 25V26L32 27L33 30H32V29H29V31H27L26 29L24 30V32L27 31V34H28V32H29V35H31V33H32L31 31H33V34H36V33H39V32H44L45 29H47V28H45V29H43V28H44V27H47V26H48V29H47V30L51 29V30H53V31L55 30V29H53V28L57 27V28H56V30H57L56 32H57V33H55V32L52 33V32H51L53 35L55 34V35L58 36V37L53 36V37H56V38H57V39L55 40V41H57V42L60 40V39H59V33H60V30H61V31L63 30V34L60 33V36L62 35V38H63V36L65 35L66 37L64 36V38L61 39V40H62L61 45L64 46V45L66 44V45H65V49H66V51H68L67 54H69V55L71 56V57H69L70 60H69L68 58H66V57H64V58L66 59V60H64V58H62V57H58V55H56V53L59 54V52L61 51L60 47H59L60 51L57 50L58 52H55V50H56V49H55V50H54L55 54H54V52H52V50L54 49V48H53V47H54V46H53V42H54V45L56 44L55 47L58 45L57 42H55V41L53 40V38H52V41H51V43H50V46H52V47L49 46V48H51L52 50L48 49V48H47L48 46H46V47L44 46V47L42 48L44 52H45L46 50H48L47 52H48L50 55H52V59H53V62H50V63H49L48 68L45 67V69L47 68V69L45 70V71H46V74H45V75H42V76H45L46 78L49 77V72H48V75H47V70L49 69V71H51L49 67H53V66L51 65L52 63H53V65H54V63H56V64H58V66H60V67L62 66L63 69H62V68H59V70H60L61 73H62V72L64 73V70H66L67 67L70 66L69 69H71L72 67H73V69H74V67H76V64H77L78 62H80V60H81V61L85 60V59H86V57H85L86 54H88V56H89V57H87V60H85L86 62H87V61H91L92 59L95 60V61L92 60V61L89 62V63L87 62L88 65H89V64L91 65V64H93V63L95 64L96 61H97V64H95V65H97V66L100 67L101 64L103 63V65L105 66V64L110 60V63H109V62L107 63V64H109V65L106 64L107 66H105V69H104V70H100V69L97 70V67L95 68L94 64H93V66L91 65L90 68H89V66H88V67L86 66L87 64H86L85 61H84L85 63H83V62L81 63V62H80L81 64H80V63L77 64V67H79L80 65H82L81 68H82L83 70H82L81 72L84 71V73H85V71H86L87 68H88V69H91V68L93 67L91 70L88 71V73H90L92 70H95V69H96V72L92 71L93 73L91 72V73L89 74V76H91V77H89V76H87V75L85 74V75L87 76V77H86V78H87L86 81H85V79H84L85 76H84V78H83V74H80V73H79L80 70H78V72H77V67H76V69H74V71H73V69H72L73 72L76 71V73H77V75H75V73H74L75 76H73V77H72L73 74L71 75L70 70L67 71V72H69V74H70V76H71V77H70V76H69V77H70V79L72 80V81H71V80L69 79V77H68V79L70 80V81H69V85H68V86L70 87V89H72V87L74 88L75 86H78V85H76V84H75V86H74L73 83H71V82H74L73 79L76 78V79L79 80V78H80L79 81H81V82L83 81L82 84H83L84 81H85V83H84L85 85L83 84L84 87H85V86L89 87V88L85 87L84 89H86V90L89 89V91H91L92 94H91V92H89V91H88V93H87L86 90L82 89V87L79 88V86L77 87V88L79 89V91H78V89H77L76 87H75V89H74V90L76 91V95H74V94H75V91H74V93H73V90H69V87H68V86H65V89H66V87H67V90H68L71 94L68 93V91L65 90L64 88H63V92H60V86H59L60 84H59V85H56V86L59 87V90H57L58 88L55 87V84L58 83V80H59V82L61 83L60 78H59L58 80H57V78H56V76L59 77V75H60L61 73L58 74V73H57V72H58V71H57L58 69H53V68H52L53 71H51L50 73H52V72H54V71H57V72H56V73H57L56 76H54V75H55V72H54V74L52 75V76H54V79L57 80V82H55V80L53 79V77L50 76L51 78L49 77V78H50L49 80H50V81H51V80H54V83L51 82L52 84H51V83L48 84L47 81H45V79H44L45 77H44V78L41 77V79H39V80H41V82L38 81L37 79L40 77V75H36V74H37V73H36L37 71H35L36 74L34 73V71H32V74H31L30 72H27V73H29V76H28V75H25V76H28V79H27V77H26V78L21 77V78H23L24 80H25V79L29 80V82H30V81H33V82L36 81L34 84H36V83H38V84L42 83L40 89H39L40 85L36 86V87L40 90V92H41V90H42V88H43V90H42L41 93L39 92V90L36 91L37 88L34 87V89H35L34 92H35V93H37V92L40 93L39 96H37L38 93H37V94L33 93V94H32L33 96H32L31 94H29L30 91H29V93H28V92H25V89L23 90V92H20L19 90H16V89H17V86H16V89H15L16 81L14 82V80H13V84L15 83V85H13V87H12V81L10 80V77L13 79V76H15V75H13V74H12L13 76H12V75H10V77L8 76V77H9V81H11V82H9V83L11 84V86L9 85V87H7V86H8V85H7V84H8V81H6L7 79L4 80V81H6L7 83H6V82L3 83L2 79L0 78V81H2V84H3V85L6 84V85H7L6 87H7V89H8V90H7V89L5 88V86H2V88H1V85H0V88H1V89H0V100H1L0 105L3 106V107H2L3 109H2L1 106H0V111H1V110H3V111L5 110V109H4V106H5L6 104L9 105V106L7 105L8 110L6 109L7 112H6V110H5V112H6L5 114L9 113V112L11 111V108H15V110H16L18 107H20V108L22 109V107H21L22 105H23V107H27V106H28L30 109H32V106L35 105L36 102L38 103V100H40V99L37 100V98L40 97L41 94H42V97L44 98V96H45V94H46V93H45V92H46L45 90L48 88V89H50L51 91H50V92H47V95H51L52 97H53L54 94H57L56 96L62 95V96H60L59 98H60V99L62 98V100H64V102L67 103V105H69V106H71V105H70V104H71L70 102H71L72 99H71L69 102H68L67 100H65V99H68L67 97H65L66 94H68V97L71 96V98H72V94H73L74 96H77V94L80 93L79 95H80V96L82 95V98H83V91H85V92H84V99H86V98H87L86 96H88V98H87L88 100L90 99V101H91V99H92V101H94V102H92V101H91V102H90V101L88 102V103L90 104L89 106H90L91 108L89 109V112H88L90 115H87V117H88V116L91 117V115L94 116L93 112L90 111V110L94 109V111H95V110L97 109V108L95 109L96 106H100V108H101L102 105H104V106L107 105L106 103H101L102 101H99V100L103 99V98L98 97L99 95H101V96L103 95V97L105 96V97H104V100L107 99V102L110 101V99H111V101H110L111 103L108 102V105L106 106L108 109H107L106 107H104V106L100 109V110L103 112L102 114H101V113L98 114V109H99V107H98V109L96 110L97 112H95V114L97 113L96 116H97V115H98V116H99V115H103V114H104V116H105L106 112H107L108 110L111 109L110 112H111L112 114L109 112L108 116H107V114H106V116H105L106 118H104V116H100V119L102 120V121H101V124L105 123V124H103V125H105V126L107 125L106 123L108 122V121H105V119H107V117H108L109 120L112 119V121H115V123H116L117 121H121V119H122L123 117H125V118H123V119H125V122H126V120H127V118H128V120H129V121H132L133 123H136V121L142 123V121H144V120H145V121L149 120V117H153V118H152L153 121H156V120H157V117L155 118L156 120L154 119V117H155L156 115H157V116L159 115L158 118L162 119L161 121H160V119H158L161 123H160L159 121H156L157 125H158V124H159V125L161 124V126L158 125L159 127H162V124L164 123L163 121H167V119H168V122L170 123V125H169L168 127H166L165 130L163 129V127H162V128H159L158 126H156V123H154L155 125H154V124H153V125H154L156 128H155L153 125H152V126H153V128H154L155 130H157V132H156V134H155V133H154L155 130H153L152 133H151V134H152L151 136H150V132H151V130H152L153 128H150V127H152V126H150L149 124H147L145 121H144V123H146V124L142 123V124H141L140 126H138V127H142V126L145 127V125H146V126L148 125V126L146 127V129L144 130L146 134H144V131H141V133H140V131H139V132H136V130H135V128H134L135 126H134L133 124H132V126H130V125H128V124L125 125V124L121 123V125L123 124V130H124V128L127 130V131H125V134H126V136H125L123 130H122V134H121V132H120L121 130H116V129H117L116 127H118L119 125L116 126L117 124L115 125V123H113V122L110 123V122H109V125H111V124H112V125H111V126L108 125L107 128L112 127L113 125H115L116 127L113 126V128L115 127V129H113L115 132H113L114 134H112L111 129H110V132H111V133H107V134H106L107 137H105L106 135H103V134L106 133V132H108V130H107L106 132H104L103 129L106 130V127L104 126L105 128H103V126H102L101 129H102V131H103L104 133H102L101 136L98 138V141H99L98 143H100V144H98V145H99V149H98V150H99V152H100V154H101V162H100V164L102 163V164L100 165V167H99L98 164H97V162H98V160H99V158H100V154H97V153H96V151H95V149H94L95 146H93V144H91L92 146H91V145H89V146L83 145V146H82V150H83V151L80 150V152H76L74 149H76L78 146L75 148L72 144H69L68 142H65V143H68L67 146L70 145L71 147H73V148H70V146H69V148H67V147H65V146H66L65 143L62 145V143H61V144L59 143V142H62V141H59V142H56V144L58 143V144H60V146H63L64 148H66V150H64V148H62L63 150H61V147H60V150H61L63 153H64V152L66 153L67 149H70V150H71L70 152H69V150H68L69 153H67V154L70 155V157L67 158L69 155H65V154H64V155H61V156H59V157H57V156H58V154L56 153L57 148H55V149H56V150L54 149L55 153H53V152H54L53 150H52L53 152H51V150H50V154L53 153L54 155L52 154V155L48 156V158H47L46 155H49V153H48L49 148H48V147H52V145L50 144V146H49V145H46V144H48V143L50 142L51 138H50L49 136H50L51 134H53V130H54V129L51 128L50 126H48V128L45 126L46 129H47V132H46V131H45L46 129L43 127L44 125L41 126L40 123H43V124H44V121L47 120V119L49 118V114L51 115V112L49 113L48 110H47L49 107L46 108V107H47L48 105H50V104H48V105L46 104L47 106L44 107L43 104L41 105V103H42L41 100H40L41 103H38L39 106L41 105V106H43L44 108H46L45 110L47 111L48 118H46V116H47V115H46V111H45V112H44V111L42 112L44 118L41 117V119L43 118L44 121H41L40 118H38V117H40L42 114L39 115V116L36 115V119H39L41 122H39V120H35V119H34L35 117H33V116H34L33 113L36 112V111H34L33 109H32V110H33L34 112H31V114L28 115V111H26L27 115H25V116H30V117H31V115H32V121H31V124H29V125L32 126V123H33V126H34V122L36 121L35 126H36L37 124H39V125L44 129L45 132L42 130V128H41V130H40V128H39L40 126L38 127L39 130L42 131L41 135H42L43 137L46 135V134H44V133H51V134H49V136H48V134H47L46 139H44L45 137L42 138V136L40 135V132H38L39 130L37 131V130L35 129V131H32V130H34L35 126H34V128H32V130H30L29 127L26 128V129H29V130H30V133L32 132L31 136H29L30 134L28 135L29 130H28V131L24 130V133L22 132V133H23V136L26 135L25 133H27L28 136L26 135V136H27L26 139H25V136L23 137L21 134H19L20 132H18L17 129H16L17 132L15 131L16 133H15V134L13 133V134H14V135H12L13 137H12V136H11V137H8L9 135H8V134L5 135L4 133H7V131H8L7 128L9 127V125H10L11 123H9L7 126H6V125L4 126V125H3V122L0 121V122H1L0 124H2L3 127L7 129V130L5 129V130H4V133H2L3 136H5V137H3V136L1 135V131H2V130L0 131V137H1V138H0V173H1L0 175L2 176V177L0 176V184L2 183L1 186H0V189H1V188L4 189V186H2L3 184H6V185H7V186L5 185V190H7L6 193L3 192L4 190L1 189L4 197L1 196V192H0V200L3 201V203H2V201H0V202H1V203H0V206L3 204L4 209L7 207V209H8L9 212H10L9 215L11 214L10 209H12V212H14L13 214H15V212L17 213L16 209H17V207L19 208V205H18V203H16V204H14V203H15V202H19V204H20L21 201H17V199L19 200V198H20V200H21V199H25V198H26V199H25V200H26V203H24L25 200H22V202L24 201L22 205L25 204V205H27L28 207H30L32 204L34 205V203H36V204L38 205V207L35 208V209H37L38 211H37V210H34V208H32L33 206L31 207V208L34 210V211L32 210L33 212H35V213H37V212H41L42 209H43L44 211H42V213L44 214V212H46L44 208L47 209V208H51V207H52L51 210H53V208H54V211H52V212H54V213L56 212L55 214H58V216L61 217V218H58V216H56V215H55L54 213H52V212H48V213H52V215H51V217H50V215H49L47 212H46L47 214H44V215H43L42 213L36 215L35 213L32 212V213L34 214V215H32V213H30L31 211H30V212L27 211L28 214H31V217H32V216H33V217L36 216V217L31 218V219H34V221H33L34 223H32L31 220H30V221L28 220V216L26 217L27 219L25 218L26 221L24 222V220H21V219H24V216H25V215L23 214V211H24L25 209H29V208H27V206H24V207H26V208H23L24 210H22L21 208H22L23 206H21V208L18 209V210H19V213H17V215L21 218L20 220H19V218H18V220H19V221H22V222L24 223V225H22V223L20 222V224H21L22 227H23V229H22V227H21V229H20V228H19V227H20V226H19L20 224H18L19 221H18L17 219H15V217H16L17 215H15V217H14L13 214L10 215L11 217H9L8 215H7V217H6V215H5V217H3L4 219H2V220L4 221L5 219H7V218L9 217V218H8V221H7V222H8L7 225H9V226H7V227H8L9 229H8L5 225H4V226H5V230H4V227L1 228V229L4 230V231H6V229H7V230H11V229H12L13 232H12V234H10V231H8L7 233H9V234H5L6 232H4V231H2V230L0 229V261H1L0 264H3V263H4V264H8V263H10V260H9L10 257H13V256H14L13 258L16 259L18 256L26 255V254H23V255H22V253H23V252H26V251H27V252H26L27 254L32 253V254L35 255V253H37L36 256H37V255H38V256H40V255L43 256V255H44V257H45L46 255H45V253H43V251H44V249L46 248L44 252H47V247H45V246H47V242H48V244H49L48 246L50 247V248H48V250H49V249H51V250L54 249V250H55V252H54V250H52L51 253H50V251H49L50 254L47 253V255H48V258H47V259L49 260V258H51L52 255H53L52 257L54 258L55 254L57 253V254L59 255V256H58V255L56 254L57 257H60V258L65 257V258H66V260H64V259H62L63 261L61 260L63 263H61V262L59 261V264H60V263H61V264H69V261H68V258H69V257H74V256H79V255H85L84 252H87V251L89 252V250H87V249H86V251H85V250H84L85 248H82L83 245H82L81 243H79V242L77 243V241H76L77 239H75V238L72 239V237H71V241H69V242L72 243V244H69V242H68V240H69L68 237L70 238V236H67V235H69V233L71 234V232H72V234H75V233H76L75 231L78 230V231L81 232V230L83 229V232H82V233H85L84 231H86V233H89V236H90L91 239H92L93 236H94V235H93L94 233H95V236H96V237H94V238H97V235H96V234H99V233L102 232V235H105L104 233L106 232L107 235L103 236V238L106 237L105 239H107V237H108V239H110V240L112 241V240H114V239H112L111 237H109V235L112 236V237H115V236H113L114 233L111 234V231H109V232H107V231L97 232L96 229H99V225H97V224H99L98 222L100 221L99 217L102 218V217H104L103 215H105V216H108L107 218H108L109 220H111L112 218H114V214H113V213H115L117 216H119V219L115 220V219L117 218L116 215H115V219H114V220L117 221V222H119V224H116V225H119V228H120V227L122 228L123 225H124V227H125L126 224H129V223H130V221H132V225H133V224H134L135 226L138 225V223H136V222H139V221H136V222H135L134 220H137V219H136L135 217H133V216H135V215L137 216L138 213H139L138 216H140L142 213L145 214V216H146V213H147L148 211L150 212V211L152 210L151 212H153V209H155L154 207H153L152 209H150V207H146L147 210H146L145 208L141 209V210H143L144 212H143V211H142V212H140V211L137 212L138 210H137V211L135 210V211H136V212H135V211H133L134 209L132 208V209H133V210H132V211H133L132 213H134L133 215H130L131 212H129V211L126 212L125 214H123V211H124L125 208H122V207H123L125 204H127V203L129 202V201H128V202L126 203V198H125V195H124V193L127 195L128 188H129V186H128V188L126 187L128 184L125 185V183H129L130 186L133 185V184H132L130 181H127V182L124 183V185H121V184H123V183L121 182V176H118L119 174H117L116 169L118 170V169H121V168H122L121 170H123L124 167H120V166H122V164H124V166H125L126 164H130V163H129V162H130V159L133 161V159L135 158V155H137V156H141L139 153H136V152L133 153V151H134L136 148H135V149H134V148H131V150L134 149V150L132 151V153H133L134 155H132V154L130 153V155L128 154V156H132L133 158H132V157H131V158L129 157L130 159H129V158L127 159V162H128V163H127L126 161H123L124 158H127V157H128L127 155H125V153L128 152V151H125V152L123 153V152L120 151V150H124V149L126 148L127 144H129V141H130L131 144H132L133 141H134V142L136 141V142H138V143L140 142V146H139L140 148L138 149V151L141 149V146H143V145H141V143L145 142V143H143V144L145 145V146H144V147H145V150H146V147H148V148H147V149H148V150H147V153H149V154L151 153L150 155L152 156V157H151L152 160H154V164H155V166H156V164H157V169H158V170L156 169V170L154 171V172H155L154 174H153V172H152L153 170H152L151 173H150V171H149L150 169L148 170L147 166L145 165V164L147 163V161L144 159V161H146V163H144V161H140V162H141V167H142V168L140 167L141 170H138V168H137V169H136V172H139V173L141 172V174H142L143 172H144V174H145V172H146V173L149 172V174H153V175H155V180H160V179H158L159 176H160V178H162L161 180L164 181L165 176H164V175H162V176H161V175H158L159 172H160V174H161V172H162V171H160L159 168H160V167H164V168H161V169H163L164 171H165V169H166V170H169V169H170V171H165L166 174H167V173H171L170 176H172L173 174H177V173H175V172H177V170H176L175 167H177V166H176L177 164H178V166L180 165V164H179L180 162H178V161H179L178 159L181 158V157H180L181 153L184 152L183 154H184V157H185V158H186V157L189 155V153H190L189 150H188L185 146L189 145V143L191 142V140H193V139L196 140V138H198L199 140H200V138H201V140H200L201 142L205 140V135H207L206 132H207L208 130H207L206 128L203 127V126L205 125V122H204L203 119H202V121H201V118H203L202 113H200V115L202 116V117H201V116L199 115V111H200L199 109H195V110H197V111H193V110H194L193 108H196L197 106H196V103H194L195 101L190 102L193 98H192V96H190V97H191V98H190V97H189L190 94L187 93V92L189 91V89L195 87L196 85H197V87L200 86V85H198V84H201V82H202L201 79H200V76H201V74L203 73V70H204V67H203V66H204V65H203V63H204V61H203V60H204V56H203V54H202V51H203V49H204L203 47H206V46L210 45V40H211V39H210L211 37H210V32H209V27H208V26L216 20V15H217V14H215V13L218 12V14H219V10L223 9V7H225V6L227 7L226 3H227L228 1H227V2H226V1H223V2H224V3L222 2L223 4H222L221 2H217V3L215 2L216 4H214V5H215V6L217 5V7L215 8L216 10H215V9H213V8H214V5H213V7L210 6V4H211V0H210V2L207 1V0H203V1H202V0H196V1H194V0H193V1H190V0H188V1H187V0H180V1H178V0H176L177 2H180V4H179V3L177 4V5H179L178 7H173V9L176 8V10H177V11H176V10L173 11L174 14H175V13H176V14L178 13L177 16L183 14V15H182L183 18H182L181 16H179V17H180V20H181V18L183 19V23H181V24H185V22H186V23L188 22L187 24H185V26L182 25V26L186 27V28H184V27H181V26H180L181 24L179 25V23H180L181 21L177 20V22H179V23L177 24L178 26L175 25V29H176V30H174V28H172L174 25H172V27H171V26L169 27V26H168L169 23H168L167 21H165V24H166V22H167V24H168V25L166 24V25L168 26V29H167V30H165V29L167 28L166 26H165V27H166L165 29H164L162 26H160V25L163 23V22H161V24H160V21L163 20L164 18H165V19H168V18H169L168 21H169V22L171 21V22H170L171 24L174 23V22L172 23V20H171V19H173V21H175L176 19L179 18V17L176 18L177 16H176V17H175V16L170 17V15H171V13H172V10H170V9H171L170 6H166V8H165V7H161V8H159V9H158L157 6H155L156 8H153V11H152V7H154V6H152V5H149V6H148L147 2L144 1V0H129ZM152 1H153V2H156V0H152ZM152 1H151V2H152ZM161 1H162V0H161ZM165 1H166V0H165ZM170 1H172V0H170ZM174 1H175V0H174ZM26 2H27V3H26ZM69 2H70V3H69ZM135 2H136V3H135ZM167 2H169V0L166 1V4H167ZM182 2H184V3H182ZM189 2H190V4H189ZM205 2H206V3H205ZM225 2H226V3H225ZM38 3H37V4H38ZM66 3H67V4H66ZM193 3H194V4H193ZM41 4H39V5H41ZM53 4H54V5H53ZM70 4H71V5H70ZM96 4H97V3H96ZM96 4H95V5H96ZM208 4H209V5H208ZM8 5H7V6H8ZM97 5H98V4H97ZM129 5H130V6H129ZM211 5H212V4H211ZM240 5H241V7H242L244 10H246L247 14L251 13L250 7H249V5H248V3H247L246 0H244V2H241ZM51 6H52V8L54 7L53 10H52ZM73 6H74V7H73ZM125 6H126V7L128 6V8H126ZM146 6H148L149 8H147ZM220 6H221L222 8H221ZM3 7H4V9H5L6 4H5V6H3ZM3 7H2L1 9H3ZM47 7H48V8H47ZM71 7H73L74 10H72ZM168 7H169V8H168ZM210 7H211V9H210ZM32 8H33V7H32ZM32 8H31L30 10H32ZM49 8H50V9H49ZM107 8H108V9H107ZM112 8H115V9L113 10ZM120 8H122V10H123V8H124L125 13L122 14V12H123L124 10L121 11ZM164 8H165V9H164ZM167 8H168V9H167ZM192 8H193V10H192ZM220 8H221V9H220ZM1 9H0V14H1V12L4 11V9H3V11H1ZM35 9H36V7H35ZM54 9H55V12H56V10H57V12H58V13L56 12L57 14H53V13H54ZM105 9H107V10H105ZM109 9H110V10H109ZM117 9H118L119 14L121 13L120 15H123L122 17H123L124 19H123V18H122V19H123L124 22H125L124 24H122V23H123V20L120 18L121 16H118L119 14L116 15V12H117L116 10H117ZM127 9H128V10H127ZM147 9H148V10H147ZM150 9H151V10H150ZM155 9L157 10L156 12H155ZM160 9H161V10H164V12H165L166 14L170 13V14L168 15L169 17H167V18L164 17L165 13H163V11L160 12V11H159ZM212 9H213V10H212ZM218 9H219V10H218ZM27 10H28V8H27ZM50 10H51V11H50ZM65 10H66V11H65ZM71 10H72V11H71ZM96 10H98V12H96ZM108 10H109V13H106V11H108ZM119 10H120V11H119ZM194 10H195V14L198 13L197 15L194 14ZM45 11H46V12H45ZM49 11L52 12V13H50ZM115 11H116V12H115ZM127 11H128V13L132 14V15H130V14L128 15L130 18L127 17V14H128ZM148 11H149V12H148ZM151 11H152V12H151ZM167 11H168V13H167ZM170 11H171V12H170ZM211 11H212L214 14H212ZM35 12H36V11H35ZM39 12H40V13H43V12H44V13L40 15ZM47 12H48V13H47ZM69 12L71 13L72 17H74V18H75V17L78 18V19L75 18L77 21H76L75 19H74V20L72 19V17H71V15H70ZM87 12H88V13H87ZM112 12H114L115 14L112 13ZM118 12H117V13H118ZM142 12H143V13H142ZM144 12H145V13H144ZM179 12H180V13H179ZM97 13H98V14H97ZM104 13H106L105 15H107V14L109 15L110 13H112V17H113L114 15H116L114 18L117 20V18L119 17L120 20H121V23H120V21H119V18H118V21H116V20H114V19H108V18H111L110 16H108V17H107L108 20H106V16L104 15ZM126 13H127V14H126ZM148 13H150V14L153 15V16H155V18H154L153 16H151V17H152V18H151V17H150V14H148ZM159 13H160V14H159ZM181 13H182V14H181ZM48 14L50 15V17L52 16V19H53V20L51 19L52 21L49 22V24L47 23V22H48V19H49V21H50V17H49ZM51 14H52V15H51ZM58 14H59L60 16H59ZM92 14H93V15H92ZM134 14H136L137 16L135 15V16H136V17H135ZM156 14H157V15H156ZM176 14H175V15H176ZM205 14H206V15H205ZM207 14H208V15H207ZM2 15H3V13H2ZM2 15H1V17H2ZM35 15H36V16H35ZM43 15H44V16H43ZM57 15H58V16H57ZM100 15H102V16H100ZM110 15H111V14H110ZM148 15H149V16H148ZM158 15H159V16H158ZM161 15H163V16L161 17ZM172 15H173V14H172ZM172 15H171V16H172ZM190 15H191V16H190ZM209 15H210L211 17H212V15H213L214 17L210 18ZM37 16H38V18H37L38 21H37V19H36ZM39 16H40V17H39ZM42 16H43V18L46 17L47 19L45 18V19L43 20ZM54 16H57L58 18H57V17L54 18ZM99 16H100V17H99ZM103 16H104V18H103ZM139 16H140V18H139ZM142 16H143V17H142ZM146 16H147V17H146ZM195 16H197V17H195ZM217 16H219V15H217ZM1 17H0V19H2ZM27 17L30 18V15L27 16ZM27 17H25V18H27ZM116 17H117V18H116ZM134 17H135V18H134ZM141 17H142V18H141ZM160 17H161V18H160ZM187 17H188V19H186ZM189 17H191V18H189ZM41 18H42V20H41ZM60 18H61V19H60ZM94 18L96 19L95 21L93 20ZM97 18H98V19H97ZM138 18H139L140 20H141V19H143V20H141V21H142L141 23H140V21L138 20V23H140V24H137V25H136V20H135V19H138ZM162 18H163V19H162ZM175 18H176V19H175ZM195 18H196V19H195ZM209 18H210V19H209ZM23 19H24V18H23ZM55 19H57V20L60 19V20H59V21H55ZM67 19L71 20V22L68 21ZM99 19H100V20H99ZM152 19H153V20H152ZM158 19H159L158 22H159V24H160V25L158 24L159 26L156 24V22H157ZM165 19H164V20H165ZM174 19H175V20H174ZM190 19L193 20V22H192ZM201 19H202V20H201ZM204 19H205L206 21H205ZM208 19H209V20H208ZM35 20H36V21H35ZM72 20H73V21H72ZM113 20H114V21H113ZM129 20H130V21H129ZM164 20H163V21H164ZM187 20H188V21H187ZM20 21H23L24 23H23V22H20ZM46 21H47V22H46ZM78 21H79V22H78ZM115 21H116V22H115ZM143 21H144V22H143ZM204 21H205V22H204ZM209 21H211V22L209 23ZM12 22H13V23H12ZM41 22H44V23H42V24H44V25H42V26H43L42 28H39V27H41V26H40V25H41ZM45 22H46V24H45ZM53 22H56V23H54V27L51 26V25H52L51 23H53ZM80 22H81L82 24H80ZM94 22H95V23H94ZM103 22L106 23V24H102ZM108 22L110 23V25L108 24ZM114 22H115V23H114ZM128 22H129V24H127ZM130 22H131V23H130ZM148 22H149V23H148ZM158 22H157V23H158ZM189 22H190V23H189ZM197 22H198L199 25L197 24ZM200 22H201V23H200ZM19 23H18V25L16 24L17 26L14 25V26L12 27V28L15 27V30L13 29L14 31H16V27H18V26L20 25ZM36 23H37V24H36ZM58 23H60V25H58ZM96 23H97V25L100 27V30H99V31L97 30L98 27L96 26ZM111 23H114V24L120 23L121 25H126L128 29H126L125 27H122V26H118V25H117L118 27L116 26L115 29H117V28L119 29V30L117 29V30L119 31V34L117 33L118 31L114 29L115 31H117L116 34H118V35H116L115 33H113L114 30L112 29V26H114V24L112 25ZM191 23H192V26L190 27V24H191ZM195 23H196V24H195ZM208 23H209V24H208ZM0 24H1V22H0ZM3 24H5V22L2 23L1 26H2ZM47 24H48V25H47ZM55 24H56L57 26H56ZM61 24H65L66 26H65V25H62V26H61ZM83 24H84V25H83ZM91 24H92V25H91ZM99 24H100V25H99ZM130 24H131V25H130ZM144 24H146V26H145ZM153 24H154L155 26H154ZM163 24H164V23H163ZM163 24H162V25H163ZM165 24H164V25H165ZM174 24H176V21H175ZM188 24H189V25H188ZM46 25H47V26H46ZM80 25H81V26H80ZM93 25H94V29L91 28V29H93V30L86 28V26H87V27H89V26L92 27ZM101 25H102V26H101ZM103 25H104V26H103ZM105 25L108 26V27L106 26L108 30H107V29H104ZM111 25H112V26H111ZM128 25H129V27H128ZM138 25H139V26H138ZM140 25H141V26H140ZM187 25H188V26H187ZM193 25L196 26V27H194ZM206 25H207V26H206ZM49 26H51V28H50ZM69 26H70V28H69ZM79 26H80V29H79ZM82 26H84V29H85V30L83 29V32H82V30H81V29L83 28ZM95 26H96L97 28H95ZM110 26H111V27H110ZM137 26H138V27H137ZM197 26H198V27H197ZM205 26H206V27H205ZM6 27H7V29H6ZM35 27L38 29L39 32L36 31L37 29H36ZM52 27H53V28H52ZM61 27H62V29H59V28H61ZM63 27H64V28H63ZM67 27H68V28H67ZM119 27H120V28H119ZM130 27H132V28H130ZM136 27L138 28V30L136 29ZM150 27H151V28H150ZM160 27H162V28L165 30V32H164V30H163L162 28H160ZM189 27H190V28H189ZM207 27H208V29L206 30ZM77 28H78V29H77ZM109 28L112 30L111 33H110V32H107V31H110ZM121 28H122V29H121ZM124 28H125V29H124ZM142 28H143V31H142ZM153 28H154V29H153ZM158 28H159V29H158ZM188 28H189L190 30H189ZM198 28H199V30H198ZM39 29L44 30V31H41V30H39ZM65 29H67V30H66L67 32L65 31ZM86 29H87V31H88V30H89V31L86 32ZM95 29H96V30H95ZM98 29H99V28H98ZM123 29H124V30H123ZM170 29H171V30H170ZM177 29H178V30H177ZM4 30H5V32H4ZM19 30H21V31H19ZM58 30H59V32H58ZM80 30H81V33H80ZM94 30H95L97 33H94V35H93V32H92V31H94ZM101 30H105L106 32L104 33V31H101ZM129 30H130V31H129ZM146 30H147V31H146ZM160 30H161L162 32H161ZM188 30H189L190 32H189ZM195 30H196V32H195ZM76 31H78L79 33H76V34H75ZM100 31H101L102 33H104V34H101V35L104 36V37H102V38H104V40H106V41H103V39L100 38L101 36L99 37L100 40H99V39L96 40V37L99 35L98 32L100 33ZM127 31H129V32H128V34L130 33L129 35L126 33ZM148 31H150L151 33H149ZM153 31H154V33H153ZM174 31H175V33H174ZM182 31L184 32V34H185V33H186V34H185V35L182 34V33H183ZM30 32H31V33H30ZM35 32H36V33H35ZM45 32H46V31H45ZM45 32H44V33H45ZM49 32H50V31H48V33H49ZM72 32H73V33H72ZM131 32H132V33H131ZM140 32H141V33H140ZM146 32H147V34H146ZM156 32H158L159 35L163 33V34H162V37H160L158 34H156ZM160 32H161V33H160ZM180 32H181V33H180ZM204 32H205V33H204ZM206 32H207V33H206ZM48 33H47V34H48ZM66 33H67V34H66ZM85 33H86V34H85ZM107 33H108V34H111V37H110V35H108ZM124 33H125V34H124ZM136 33L138 34V35H137V38H136ZM167 33H168V34H167ZM171 33H173V34H171ZM196 33H197V34H196ZM208 33H209V34H208ZM1 34H0V35H1ZM78 34H79V35H78ZM84 34H85V35H84ZM95 34H96V35H95ZM97 34H98V35H97ZM114 34H115L116 36H115ZM121 34H123V35H121ZM126 34H127L128 36H127ZM131 34H132V38H133L134 40H132V39L129 37V36H131ZM148 34H149V35H148ZM150 34H151V36H152L153 38L150 36ZM187 34H188V35H187ZM200 34H201V35H200ZM205 34H206V35H205ZM207 34H208V35H207ZM9 35H10V36H9ZM29 35H28V37H29ZM40 35L43 36V35H46V34H42V33H41ZM40 35H39V36H40ZM74 35L77 36V38H76ZM82 35H83L85 38H84ZM91 35H92V36H91ZM119 35H120V36H119ZM145 35H146L147 38H148V36H149V38L146 39ZM147 35H148V36H147ZM167 35H168V36H167ZM174 35H175V36H174ZM179 35H180V36H179ZM181 35H182V36L184 35V39L186 38V40H187L188 37H189L190 40L188 39L187 42H186L184 39H181V40L185 41V42L187 43V45H186L185 42L176 43V42H179V41H180V40H179L180 38H183ZM32 36H33V35H32ZM32 36H31V37H32ZM47 36L50 37L49 34H48ZM47 36H45V39H49V38H46ZM72 36H73L74 38H76V39H74ZM80 36H81V37H80ZM94 36H96V37H94ZM121 36H122V39H121ZM126 36H127V37H126ZM169 36H170V37H169ZM172 36H174V37L172 38ZM176 36H177V37H176ZM35 37H38V35L35 36ZM35 37L33 36L31 40H34L33 38H35ZM82 37H83V39H82ZM91 37H92V39H91ZM93 37H94V38H93ZM106 37H108V39H107ZM134 37H135V38H134ZM165 37H166V40H164ZM175 37H176V38H175ZM195 37H197V38H195ZM209 37H210V38H209ZM255 37H256V36H254V39L256 40ZM7 38H8V40L12 38V39H11L12 41H8ZM19 38H18V39H19ZM40 38H41V37H40ZM97 38H98V37H97ZM105 38H106V39H105ZM126 38H127V39H126ZM128 38H129V39H128ZM160 38H163V39H162L163 41L160 40ZM167 38H168V39H167ZM207 38H208V39H207ZM0 39H1V36H0ZM18 39H17V40H18ZM22 39H21L20 42H21V44H22V43L24 44L25 39H28V38L23 39V42H22ZM38 39H39V37H38ZM38 39H37V40H38ZM41 39H43V40H42V43H40V44L46 43V45H49V44L44 40V36H43ZM54 39H55V38H54ZM80 39H81V40H80ZM90 39H91V40H90ZM93 39H94V41H93ZM101 39H102V40H101ZM109 39H110V40H109ZM130 39H131V40H130ZM137 39H138L139 41H138ZM153 39H154V41H153ZM158 39H159V41H158ZM169 39H170V40H169ZM4 40L1 39L0 42H1V41H4ZM29 40H30V37H29ZM31 40H30V41H31ZM35 40H36V38H35ZM39 40H40V39H39ZM49 40H50V39H49ZM71 40H72V41H71ZM95 40L99 43V44H98V48H97V44H96L97 42H96ZM107 40H108V41H107ZM111 40H112V41H111ZM121 40H123V41H125V42H123V41H121ZM140 40H141V43H139ZM145 40H146L147 43H145ZM176 40H177V41H176ZM195 40H196V42L198 43L199 46H197V43H195ZM197 40H198V41H197ZM201 40H202V41L204 40L205 43L202 42ZM205 40H208V42L205 41ZM5 41H4V42H5ZM30 41H28V42H30ZM43 41H44V42H43ZM74 41H75V42H74ZM80 41H82V42L80 43ZM83 41H84L85 44L83 43ZM86 41H87V42H86ZM90 41H91V42H90ZM99 41H100V42H99ZM109 41H110V44L108 43ZM117 41H119V42H117ZM127 41H129V42L126 43ZM134 41H135V42H138V45H137V43L135 44ZM160 41H161V42H160ZM164 41H165V42H164ZM169 41H170V42H169ZM171 41H172V43H171ZM25 42H26V41H25ZM28 42H26V43L28 44ZM48 42H50V41H48ZM78 42H79L80 45L78 44ZM95 42H96V43H95ZM105 42H106V43H105ZM116 42H117V43H116ZM121 42H122V43H121ZM130 42H131V43H130ZM143 42H144V43H143ZM148 42H149V43H148ZM151 42H152V43H151ZM153 42L155 43L154 45H156V47H155L154 49L152 48V47H154ZM168 42H169V43H168ZM191 42H192V43H191ZM193 42H194V43H193ZM255 42H256V41H255ZM1 43H2V42H1ZM1 43H0V45H1ZM13 43H14V44H13ZM18 43H19V41H18ZM26 43H25V44H26ZM33 43H34V42H33ZM35 43H36V42H35ZM58 43H60V41H59ZM86 43H87V44H86ZM100 43H103V44L100 46ZM119 43H120V44H119ZM125 43L128 45V47H130V49L127 47V45H126ZM129 43H130V44H129ZM142 43H143V44H142ZM162 43H163V45H162ZM164 43H165V45H164ZM183 43H185L184 46H187L186 49H187V50H188V49L190 50V53H191L190 55H189V53H188V51H187L186 49H185L186 52L183 50L184 47H182V46H181L182 48L179 47L180 45H178V44H181V45H182ZM201 43H202V44H201ZM11 44L15 45V47H12L13 45H11ZM23 44H22V45H23ZM25 44H24V45H25ZM27 44H26V45H27ZM29 44H30V45H29L30 48H38V47H31V46H36V44L33 45L32 42L29 43ZM77 44H78V45H77ZM81 44H84V46H86V47H84V46L81 45ZM91 44H92V46H91ZM106 44H107L108 46H107ZM111 44H115L117 47H115V45L113 46V45H111ZM123 44H124V45H123ZM147 44H148V45H147ZM151 44H152V45H151ZM159 44H160V45H159ZM170 44H171V45H170ZM194 44H195L197 47H200V48H195V47H194V46H195ZM207 44H208V45H207ZM3 45H4V43H3ZM3 45H2V46H3ZM61 45H58V46H61ZM67 45H68V46H67ZM69 45H70V46H69ZM105 45H106V46H105ZM118 45H119V46H118ZM132 45H134V47H133ZM135 45H136V46H135ZM143 45H145V46L147 45V46H146L147 49H144V48H146V47L143 46ZM149 45H151L150 47H151L152 50L149 49V48H150ZM158 45H159V47H158ZM177 45H178V47H177ZM192 45H194V46H192ZM10 46H11V48H10ZM37 46H38V44H37ZM66 46H67V47H66ZM80 46H81V47H80ZM82 46H83V47H82ZM109 46H111L112 48L110 47V49H109V48H108ZM124 46H125V48H124ZM137 46H138V48H137ZM162 46H163V47H162ZM170 46H171L172 49H171V48L169 49ZM173 46H174V48H173ZM19 47H20V43H19ZM19 47H17V48H18V49H21V47H20V48H19ZM40 47H41V46H40ZM72 47H73V48H72ZM114 47H115V48H114ZM121 47H122V48H121ZM126 47H127V48H126ZM135 47H136V48H135ZM164 47H165V48H164ZM166 47H167V48H166ZM208 47H209V46H208ZM208 47H207V48H208ZM1 48H2V47H0V49H1ZM13 48H14V49H13ZM26 48H27V50L30 49V48H28L27 46H26ZM26 48H24V49H26ZM44 48H45L46 50H44ZM71 48H72V49H71ZM76 48H77V49H76ZM83 48H85V49H83ZM86 48H87V49H86ZM91 48H92V49H91ZM102 48H103V49H102ZM105 48L107 49L108 52L111 51V50L114 51V52L111 51V52H109V53H110V55L113 53V54H112L113 56H111V58H113V59H114V62H117V64L113 62V59L110 58L109 53H108L106 50H104ZM118 48H121V49L124 48V49L119 51ZM159 48H162V50L165 49V51H164V50H163V51H162V50H159ZM179 48H180L182 51H184V53L182 52V55L184 56V57H183V61H182V59H181L182 57H180V56H181V54H180V53H181V50H179ZM3 49H2V50H3ZM22 49H23V46H22ZM22 49H21V50H22ZM57 49H58V47H57ZM81 49H82L83 51L85 50V51H86V54H85V51L83 52ZM93 49H94V50H93ZM95 49H97V50H95ZM98 49H99V50L101 49V50L99 51ZM108 49H109V50H108ZM115 49H116V50H115ZM117 49H118V50H117ZM168 49H169V50H168ZM174 49H176V50H174ZM27 50H26V51H27ZM34 50H35L36 52H40V51H42V50L38 51L39 49H37V50L34 49ZM76 50H77V51L79 50L80 52H79V51L77 52ZM102 50L106 51V54L108 53L109 56H108V55H107V56L109 57V59H108V58H107V59H106V58H103L105 54L103 53L104 51H102ZM124 50H125V51H124ZM131 50H133V52H132ZM137 50H138V51H137ZM149 50H150V51H149ZM153 50H155V52H154ZM156 50H157L158 52L162 51V54H161V55H163L164 58H162L161 55H160V58L157 59V55H156V56L154 55L155 53L158 54V52H157ZM172 50H173L174 52L177 51V52H175L174 54L177 53V54H176V55H177L176 57H178V54H179V57H180V60H181V61H180L179 59H177L176 57H175V58H172V57L174 56L173 54H170L171 52L173 53ZM178 50L180 51V53H178ZM196 50L199 51L200 54H202V55H201L202 57H201V56L199 57V53H198V52H197V53L195 52ZM26 51H24V52L26 53ZM62 51L64 52V48H63ZM115 51L118 52V53H119V52L121 53V52L123 51V52L121 53V55L123 54L122 56H124V57L121 59L122 56H120V54L117 55L118 53H116ZM134 51H135V52H134ZM144 51H146V52H144ZM2 52H3V51H2ZM4 52H5V51H4ZM4 52H3V53H4ZM17 52H18V50H17ZM22 52H23V50L21 51L20 54H19V53H18V54L21 55ZM47 52H46V53H47ZM71 52H73V53H71ZM81 52H83V53L85 54L84 57H83V53H81ZM97 52H98V53H97ZM101 52H102V53H101ZM124 52H125V53H124ZM131 52L133 53V55H132ZM139 52H141V53H143V54L137 56L136 53L141 54V53H139ZM151 52L154 53V54H152ZM0 53H1V52H0ZM3 53H2V57H3L4 54H5V53H4V54H3ZM15 53H16V52H14V55L11 54V56H14V60H15V62H13V61H12L13 59L11 60V58L8 57V56L5 54V55L7 56V58H6L5 61H3L2 57H0V58H1L0 60L2 61V62H0V63H2V64H0V65L3 66L4 62H8V61L10 62V60H11V64H12V63H13V64L15 63V64H18V65H22V64L20 63L21 61H22L23 64H25V61L27 62V60H25V61L23 62V60H24V59H22L23 57L21 58V61H20V59H19V62H17V61H18L17 57H19V56H17V53H16V56H15ZM25 53H24V54H25ZM30 53L33 54V51H32V50H31V52L29 51L28 56H27V58H25V59H28V60L31 59V58H28V57H31V54H30ZM65 53H66V52H64V54H65ZM127 53H128V54H127ZM149 53L152 54L153 57L155 56L154 58H156L157 61L154 60V58H151V55H150V56L148 55ZM160 53H161V52H160ZM160 53H159V54H160ZM26 54H27V53H26ZM26 54H25V55H26ZM36 54H39V53H36ZM62 54H63V53H62ZM64 54H63L62 56H66V54H65V55H64ZM72 54L75 55V56H73ZM78 54H79V55H78ZM114 54H115L116 57H114ZM126 54H127V56H126ZM134 54H136L135 57H137V59L135 60V63H133V62H134V59H133V58H134V57H133ZM144 54H147V55H144ZM185 54H187V57H188V56H191V61H190V60H189V61L186 60V63H185V61H184V60H185V57H186ZM196 54H197L198 56H197ZM8 55L10 56V54H8ZM34 55H35V54H34ZM34 55H32V57H33ZM59 55H60V54H59ZM81 55H82L83 60H82V59H79V56L81 57ZM130 55H132V58H129V57H128V56H130ZM143 55H144V56H143ZM165 55H171L172 57H170V58H172V59H170L169 56H165ZM6 56H4V57H6ZM21 56H22V55H21ZM23 56H24V55H23ZM53 56H54V57H53ZM56 56H57V58L55 59ZM60 56H61V55H60ZM98 56H103V57H101V59H104V62H103V60L100 59L101 62H102V63H100V61H99V57H98ZM141 56H143V58H140ZM145 56H146V59L143 60L144 62L141 61V59H144ZM147 56H149L151 59H153V61H155V62H157V63H158L159 60L162 58V60H160L161 62L158 63L160 66H159V65H156V63L153 62L151 59H149V58L147 59ZM158 56H159V55H158ZM15 57H16V59H15ZM24 57H25V56H24ZM67 57H68V55H67ZM75 57H76V58H75ZM105 57H106V56H105ZM118 57H119V58H118ZM127 57H128L129 59H128ZM130 57H131V56H130ZM167 57H168V58H167ZM187 57H186V59H188ZM12 58H13V57H12ZM19 58H20V57H19ZM59 58H60L61 60H64V61L61 62V60H60ZM88 58H89V59L92 58V59L89 60ZM125 58L127 59V61L124 62ZM165 58L168 59V60H167V59L165 60L166 63H165V62H162ZM8 59H10V60H8ZM57 59H58V61H57ZM71 59H72V60H71ZM78 59H79V60H78ZM115 59H116V60H117V59H121V61H120V60H119V61H118V60L115 61ZM132 59H133V60H132ZM138 59H139V62H138ZM169 59H170V60H169ZM173 59H174V64H175L176 68H177V65H178L180 62H182V63H180V64L178 65L179 68H177V70H174V69H176V68H175V66H172L173 63H172V65H171V61L173 62ZM7 60H8V61H7ZM54 60H55V61H54ZM59 60H60V62H59ZM68 60L71 61V62H68ZM111 60H112V62H111ZM128 60H130V61H128ZM146 60H148V61L146 62ZM150 60H151V62H150ZM177 60H179L180 62L178 63ZM56 61H57V62H56ZM74 61H75L76 63H75ZM136 61L138 62V65H139V63H140V66L137 65V62H136ZM140 61L144 63L143 66H142V64H141ZM168 61H170V63H169ZM175 61H177V64H176ZM16 62H17V63H16ZM63 62H68V65H66L67 63H63ZM72 62H73V63H72ZM92 62H93V63H92ZM120 62H121V65H120ZM126 62H127V64H126ZM128 62H129V64H131V62H132V64H131L132 66H130V65L128 64ZM145 62H146L147 64H146ZM167 62H168L169 65L167 64ZM198 62H199V65L196 64V63H198ZM61 63H62V65H61ZM69 63H70V64H69ZM149 63H150V64L152 63L154 66L156 65L155 68H156V67H157V68H156L155 71H154V69H153V68H154L153 65H152L151 67H150V65L148 66ZM200 63H202V64H200ZM63 64H65V65H64V66H65V69H64ZM71 64H72V65H71ZM73 64H74V65H73ZM84 64H85V65H84ZM113 64H114V65H113ZM122 64H123V66H122ZM124 64H126V66H128L127 68L129 69L130 72L127 70V68L124 67V66H125ZM133 64H134V65H133ZM164 64H165L166 66H165ZM47 65H48V64H47ZM83 65H84V67H83ZM111 65H112L113 67H115L117 70L115 71V68H113ZM115 65H116V66H115ZM119 65H120V66H119ZM146 65H147V67L149 68L150 71L147 70ZM167 65H168V66H167ZM2 66H0V67H2ZM8 66L11 68L13 65L11 66V65L8 64ZM66 66H67V67H66ZM134 66H136V67H134ZM137 66H138L139 68H138ZM170 66L174 67V69H173L172 67H170ZM201 66H202V67H201ZM4 67H5V66H4ZM9 67H7V68L9 69ZM85 67H86V68H85ZM99 67H98V68H99ZM107 67H109V68H107ZM117 67H118V68H117ZM121 67H122L123 69L125 68V69H124V73L121 71V70H122ZM133 67H134V68H133ZM142 67H143V68H142ZM145 67H146V68H145ZM110 68H111V70H110ZM130 68H132V69H130ZM135 68H136V69H135ZM144 68H145V70H144ZM159 68H161L162 70L159 69ZM163 68H164V69H163ZM166 68H167V69H166ZM171 68H172V69H171ZM262 68H263V67L261 66L260 69H261V74H262L263 81H264V70H262ZM38 69L42 72V71L44 70V67H43V68H38ZM38 69H37V70H38ZM41 69H42V70H41ZM106 69H107V71H106ZM120 69H121V70H120ZM139 69H140V70H139ZM168 69H169V70H168ZM200 69H201V70H200ZM11 70H12V69H10L9 71L12 73L14 69H13L12 71H11ZM67 70H68V69H67ZM99 70H100V74H98ZM108 70H109V71H108ZM119 70L121 71L122 75H120ZM136 70H137V71H136ZM142 70H144V71H142ZM151 70H153V71L151 72ZM159 70H160L161 72H160ZM178 70H179V71H178ZM9 71H8V72H9ZM110 71L112 72L111 74H110ZM113 71H114V73H115L116 75H118L117 72H119V75H118V76H120V78H119L120 80L118 79V77L115 78V79H117V82L115 83V85H114V82H115L116 80L114 79V80H115V81H114V80H113V77L110 79V76L113 74ZM126 71L129 72V73H126ZM134 71H135V72H134ZM140 71H141L142 73H141ZM146 71H148V72H146ZM162 71H166V73H162ZM167 71L169 72V74H170V72L173 71V73H171V74H172L171 77H173V78H175L174 75H175V76L179 75L180 78L183 80V75H184V76H185V77H184V80H185V81H186V77H187V80H188V78H189L188 81H190V82H192L191 80L194 81V80H196V79L198 78V80L195 81L197 84L195 85V84L192 82L194 86L190 84L191 86H189V89H186V85H187L186 83H187V81H186V83H183V86H184V87H183V86H180L182 80H180L179 76H177L178 79L175 78V79H173V80H172V78L169 79V77H170L169 75H168V76H163V74L166 75V74L168 73ZM175 71H176V73H174ZM0 72H3V74H2V73L0 74V75L2 76V78L5 77V76H3V75H6V74H7V73H6V74L4 73V72H7V70H6V71H0ZM10 72L8 73V75L10 74ZM41 72H40V73H41ZM43 72H44V71H43ZM107 72H108V73H107ZM144 72H145V74H146V73L149 74V76L147 75V76H145L146 78H144V75H145ZM150 72H151V74H150ZM154 72H155V74H156L155 76L152 75V73H154ZM189 72H190V73H189ZM44 73H45V72H44ZM44 73H42V74H44ZM78 73H79V74H78ZM101 73H102V74H101ZM103 73L108 75V76H107V75H106V76L109 77L108 79H109L110 82H108V81H107V82L110 83V84L113 83V87H111L112 85L110 86V84H109L110 87L108 88V86H107L108 83H106V84H102L103 82L100 81V79H102V78H99V77H101V76L104 77V74H103ZM125 73H126L127 75H129V77H131V78H132L133 76H134V77L137 76V79H135L134 81H131V80L129 79V81H131V82H130V85H132L131 89L127 88V89H128V90H127L126 88H124V89H126V93H127V91L130 90L127 94L124 93L125 90L123 89V87H129V86H130V85H129V81H128V82L126 81L128 78H125L126 84L128 83L127 85L125 84L124 79H121V77H128V76H125V75H126ZM138 73H139V74H138ZM157 73H159V74L157 75ZM15 74H16V73H15ZM25 74H26V72H25ZM69 74H68V75H69ZM92 74H93L94 76H93ZM115 74H114V77H115ZM124 74H125V75H124ZM132 74H133V75H132ZM18 75H19V73H18ZM68 75H66V71H65V74H61V75H60V77H61L62 80L64 81V82L62 81L61 86L64 87V85H62V84H63V83H64V84L68 83V80H67V81L64 80L65 78L67 79V76H68ZM81 75H82V76H81ZM96 75H98V76H96ZM131 75H132V76H131ZM139 75H142V76H140V77H141V78L143 77V79L138 78ZM159 75H160V77H161V76L164 77V78L161 77L162 79H164V81H166V79H167L168 81H166V82H164V81H160L161 79L158 78ZM1 76H0V77H1ZM16 76H17V75H16ZM21 76H24V72L21 74ZM35 76H36L37 78H36ZM78 76H79V77H78ZM80 76H81V77H80ZM150 76H152V77L154 76V80H155V79L157 80V84L159 83V84H158L159 87H158V85H157L156 82H155L156 80L153 82V80H152V78H151ZM157 76H158V77H157ZM32 77H35L36 79H35V78H32ZM64 77H65V78H64ZM95 77L97 78V81L99 80L98 83H101V84H102V87H101L100 84L95 83V82H97ZM107 77H105L104 79L108 80ZM147 77H150V78H151V81H150V79L147 78ZM155 77H157L158 79L155 78ZM166 77H167V78H166ZM192 77H193L194 79H193ZM6 78H7V77H6ZM19 78H20V76H19ZM31 78H32V80H31ZM42 78H43V79H42ZM81 78H83V79L81 80ZM91 78L94 79L95 81L93 82V80H92ZM165 78H166V79H165ZM3 79H5V78H3ZM14 79H15V77H14ZM16 79H17V77H16ZM16 79H15V80H16ZM47 79H48V78H47ZM133 79H134V78H132V80H133ZM138 79H139V81H138ZM19 80H20V79H19ZM78 80H77V81H78ZM87 80H88V81H87ZM102 80H103V79H102ZM106 80H104V83L106 82ZM111 80H112V82H111ZM121 80H122V82H121ZM142 80H148L149 83H148V81H147V83H146V82H144V81H142ZM171 80H172V82H171ZM176 80H177V82H175ZM184 80H183V81H184ZM199 80H200V81H199ZM50 81H48V82H50ZM77 81H75L74 83H78V84L80 85L81 82L79 83V81H78V82H77ZM89 81H90V82L92 81L93 83H92V82L90 83ZM119 81H120L122 84H121ZM123 81H124V82H123ZM135 81H136V82H135ZM159 81H160V82H159ZM173 81H174V82H173ZM197 81H199V82H197ZM18 82H19V81H18ZM20 82H21V83H20ZM20 82H19V83H20L21 85H23V86H25V87L27 86L28 81H20ZM33 82H32V83H33ZM87 82H88V83H87ZM118 82H119V83H118ZM132 82L135 83V84H132ZM170 82H171V83H170ZM190 82H189V83H190ZM0 83H1V82H0ZM44 83H45V84L47 83V84H46L47 86L44 85ZM70 83H71V85H70ZM117 83H118L119 85H120V84L123 85V86L121 87V89H122L123 91H120V88L118 89V86H119V85L117 86ZM140 83H141V84H140ZM154 83H155L157 86L155 85V87H153V86H154ZM160 83L162 84V87H161V84H160ZM169 83H170V84H169ZM189 83H188V84H189ZM20 84H19V85H20ZM28 84H29V83H28ZM34 84H32V85H34ZM82 84H81V85H82ZM88 84H89V85H88ZM92 84H93V85H92ZM95 84H97V85H95ZM136 84H139V85H138V88H136V87H137ZM152 84H153V85H152ZM167 84H168V85H167ZM176 84L178 85V87L176 86L177 89L175 90V86H174V85H176ZM21 85L19 86L20 89H22L21 87H23V86H21ZM29 85L31 86V82H30ZM29 85H28V86H29ZM49 85H52V86H53V87H51L52 89L50 88ZM72 85H73V86H72ZM91 85H92L93 88H92V87L90 88ZM94 85H95V86H94ZM104 85H106V86H105V89H104V87H103ZM135 85H136V87H135ZM141 85H143V86H141ZM171 85H173V86H171ZM201 85H202V84H201ZM48 86H49V87H48ZM71 86H72V87H71ZM99 86H100V87H99ZM115 86L117 87V88H116V91H117L118 93H119V91H120V92H123V93H124V96L126 95V99H124L125 97L122 96L123 93H122L121 95H119L120 93H119V94H116L117 92L114 91L115 89H113ZM133 86H134L135 88H133ZM139 86H140V87H139ZM146 86H148V87L146 88ZM150 86L152 87L151 89H149ZM168 86L170 87L169 89H168ZM19 87H18V89H19ZM25 87H23V88H25ZM95 87H96V88H95ZM106 87L108 88V90L110 89V90H109L110 92H112V94H111L112 97H110V99H109V97L106 98V96H108V93H110V92L106 89ZM156 87H157L158 89H160V90L162 89V91H159V90H158L159 93H157V95H158L159 97L156 95V92H157V88H156ZM163 87H165V88L167 87V89L165 90V88H163ZM171 87H172V89H171ZM180 87H181V88H180ZM187 87H188V85H187ZM31 88H32V87H31ZM97 88H98V89H97ZM101 88H102V89H101ZM139 88H140V89L144 88V89H142V90H144V91H142V90H141V91H138ZM173 88H174V89H173ZM179 88H180V89H179ZM2 89H3L7 94H12V93L15 94V92H17V95L15 94L16 96L14 97V98H15L14 101L18 100V96H19V98H20L21 94H23L24 96L27 97L29 105H28L27 103H25L26 105H25V104H22V103H19V101L22 102L21 100L26 98V97L23 98V97H22L23 95L21 96V100H18V102L16 101V103L14 104L15 106H13V104H12V103H14L13 99H12V98H11V99L9 98V99H10V102H11V105H10V103H8L9 100H6V101H7V102H6V101H5V98H6V97L8 98V97L11 96V95L8 96V95L6 94V95H5L6 97H5V96H4L5 92H3ZM27 89H30V88L28 87ZM76 89H77V90H76ZM90 89H92V90H90ZM99 89H100V90H99ZM103 89L106 90V91H105V94H104V90H103ZM112 89H113V90H112ZM147 89H148L149 91H148ZM152 89H153V90L155 89V90L153 91V92H154L153 94H155V96H152V97H151V96H149V95H153L152 92L150 93V91H152ZM181 89H182V90H181ZM184 89H185V91H183ZM6 90H7V91H6ZM10 90L12 91V93H11ZM30 90H33V88L30 89ZM56 90H57L58 92H55ZM80 90H81V92H80ZM95 90H96L97 95H95L96 93H94ZM97 90H98V91H97ZM101 90H102V94L99 93V91L101 92ZM131 90H134V91H131ZM145 90H146L147 92H146ZM168 90H171V92L169 91V92L167 93ZM179 90H181V91L178 93ZM21 91H22V90H21ZM27 91H28V90H27ZM43 91H44V92H43ZM61 91H62V88H61ZM71 91H72V92H71ZM155 91H156V92H155ZM182 91H183V93H182ZM186 91H187V92H186ZM65 92H66V94H65ZM77 92H78V93H77ZM106 92H107V93H106ZM162 92H163V93H162ZM184 92H185V93H184ZM2 93H4V94H2ZM53 93H54V94H53ZM63 93H64V94H63ZM81 93H82V94H81ZM86 93H87V94H86ZM93 93H94V94H93ZM132 93H133V94H132ZM134 93H136V94L138 93V95H136V94H134ZM139 93H140V94H139ZM143 93H149V94H146V95H145V94H143ZM164 93H165V94H164ZM169 93H170V94H169ZM1 94L3 95V97L1 96ZM34 94L37 96V98L34 96ZM52 94H53V95H52ZM85 94H86V96H85ZM106 94H107V95H106ZM129 94H131L132 96L129 95ZM142 94H143V95H142ZM160 94H161V95H160ZM167 94H168V95H171V97L169 96V98H168V96H167V98H168L169 100L166 98V95H167ZM177 94H178V96H177ZM179 94H180V95H179ZM182 94H184V95H182ZM186 94H187V96H186ZM79 95H78V96H79ZM89 95H90L92 98H91ZM92 95L95 96V98H94ZM117 95H118V96H117ZM128 95H129V96H128ZM162 95H163V96H162ZM12 96H13V95H12ZM12 96H11V97H12ZM80 96H79V97H80ZM96 96H97V97H96ZM109 96H110V94H109ZM120 96H122V97H120ZM135 96L139 97V98H137L138 100H136V97H135ZM142 96H143V97H142ZM144 96H145V97H150V98H149L150 100H148V98L144 99V98H145ZM4 97H5V98H4ZM28 97H32V100H33V99H36V100H33L34 102H35V101H36V102H35V103L33 102L34 104H33V105H30V104H32V103L29 102L30 99H29ZM42 97H40V98H42ZM45 97H47V96H45ZM79 97H76V99L79 100V99H80ZM85 97H86V98H85ZM116 97H117L118 99H117ZM123 97H124V98H123ZM127 97H128V98L131 97V98L128 100ZM133 97H134V98H133ZM140 97L142 98V100H144L143 103L141 102L142 105H143V107H142V109L139 111V114L135 115V116H137V119L139 118V120H136L135 116L133 117V116H131V115H133V112H134L133 110H135L134 108L136 107V106H134V104H135L136 102H140V100H141ZM154 97H155V100H157V99H158V100L155 101V100H154ZM163 97H164V99H163L164 101L162 100ZM179 97H183L182 100H180V103H179V99H181V98H179ZM186 97H187V98H186ZM188 97H189V98H188ZM16 98H17V99H16ZM56 98H57V97H56ZM56 98L53 97V100H52L53 102L51 101L52 103L55 102V104L52 105V107H54V108H53V110H51V111H54V109H55V106H54V105H56L57 109H58L60 112H62V111L60 110L61 108H59V107L57 106V105H60L61 100H60V99L58 100V99H56ZM99 98H100V99H99ZM119 98H120V99H119ZM160 98H161V100H160ZM165 98H166V100H165ZM184 98H185V99H184ZM74 99H75V97H74ZM84 99H83V100H84ZM93 99H94V100H93ZM108 99H109V100H108ZM115 99H117V100H121V99H122V101H121L120 103H118L119 101L117 102V100H115ZM123 99H124V100H123ZM134 99H135V101H134V103H133L132 101H133ZM175 99H176V100H175ZM186 99H187V101H186ZM188 99H190V101H188ZM2 100H4V101H2ZM78 100H77V102H76V103H77V106H76V107H78V106L81 107L82 104L79 105L80 102H79ZM81 100H82V99H81ZM81 100H80V101H81ZM88 100H87V101H88ZM113 100H114V102H113L114 105H115V106H118L117 109L119 108V106H120V108H121V107H122L121 105H122L123 103L126 102L127 105L129 104L128 107L131 108V110L127 111V110H128L127 108H126L127 110L124 109V107H126V105L123 106L122 109H124V111H126V112H125L126 114H123V115H122V112H124L123 110H121V109L119 108L120 111H118L119 109H118L117 111H115L116 109L113 110V109H112L113 107H112V108L110 107V105L113 106V103H112ZM127 100L130 101V102H127ZM147 100H148V101H147ZM167 100L171 103V105L168 104L169 107L167 106V104H165V103H167V102H165V101H167ZM183 100H185L186 102H184ZM23 101H24V100H23ZM25 101H27V100H25ZM59 101H60V103H59ZM74 101H76V100H74ZM98 101L100 102V105L98 104V103H99ZM105 101H106V100H105ZM124 101H125V102H124ZM145 101H147V102H146V104L144 105V102H145ZM152 101H153V105L150 104V103H152ZM159 101H163L164 103H161V102H159ZM2 102H6V103L4 104V103H2ZM51 102H50V103H51ZM72 102H73V101H72ZM78 102H79V103H78ZM96 102H97V103H96ZM156 102H157V104H156ZM181 102H182V106H181ZM17 103H19L20 105L18 104L19 106H17ZM52 103H51V104H52ZM65 103H64V104H65ZM83 103H84V102H83ZM92 103H93V104H92ZM95 103H96V105H94ZM115 103H116V104H115ZM121 103H122V104H121ZM160 103H161V105H159ZM187 103H188V104H187ZM190 103H191L192 107H193V106H195V107H193V108H192L191 106L188 107L187 105H190ZM21 104H22V105H21ZM84 104H85V106H86V103H84ZM84 104H83V105H84ZM119 104H121V105H119ZM137 104H138V103H137ZM137 104H135V105H137ZM149 104H150V106H149ZM162 104L166 105V107H167V108H166V112H165V110H164V109H165V106L163 107ZM177 104H178V105H177ZM186 104H187V105H186ZM38 105H35V106H36V109L41 108V107H39ZM61 105H62V104H61ZM72 105H73V104H72ZM83 105H82V106H83ZM87 105H88V104H87ZM93 105H94V106H93ZM132 105H133V106H132ZM147 105H148V106H147ZM176 105H177V106H176ZM10 106H12V107H10ZM35 106H34V107H35ZM69 106H66V107H69ZM85 106H84V107H85ZM89 106H88V107H89ZM92 106H93V108H92ZM145 106H146V108H144ZM161 106H162V107H161ZM178 106H179V108H178ZM185 106H186V107H185ZM5 107H6V106H5ZM16 107H17V108H16ZM34 107H33V108H34ZM50 107H51V105H50ZM66 107H65L64 109H66ZM71 107H72V106H71ZM71 107H70V109L73 110V108H71ZM76 107H75V108H76ZM79 107L76 109V111H78ZM148 107H149V108H148ZM154 107H155L159 112H158ZM170 107H171V108H170ZM184 107H185V109H187V108H188V109H187V110H184ZM44 108H43L42 110H44ZM62 108H63V107H62ZM82 108H83V107H82ZM82 108H80V110H81ZM115 108H116V107H115ZM143 108H144V109H143ZM159 108H160L161 110H159ZM169 108H170V109H169ZM175 108H177V109H175ZM24 109H26V108H23V110H22L23 112H22V113L25 112ZM36 109H35V110H36ZM51 109H52V108H51ZM64 109H63V110H64ZM70 109H69L68 111H70ZM86 109H88V108H86ZM86 109H84V110H86ZM105 109H107V110H105ZM178 109H179V111H180V114H179V115H176V111H177ZM182 109H183V110H182ZM191 109H192V110H191ZM15 110L12 111V112H13V113H16V115H17V111H19V110H18V109H17L16 111H15ZM40 110H41V109H39V110H37V111H40ZM42 110H41V111H42ZM80 110H79V111H80ZM104 110H105V111H104ZM143 110H145V111H148V110H149V111H148V112H145V111H143ZM152 110H153V112H152ZM155 110H156V111H155ZM189 110H191L192 112L189 111ZM20 111H21V110H20ZM20 111L18 112V115H17V116L14 114V115L12 116V118H11V116H10V117L8 116L9 114H10V115L13 114L12 112L9 113L8 115H5L6 117H8V118L5 119L6 122L9 121V120H8L9 118H11V119H15V121H17V120L19 119V118H18L19 116H20V117H23L24 114L21 116ZM30 111H31V110H30ZM30 111H29V112H30ZM41 111H40V112H41ZM66 111H67V109H66ZM74 111H75V109H74L73 111H70V112L73 113L72 115H73V117L75 118L76 122H79V121H80V123H83V124H84L83 121H84V119L86 118L85 121H86V125H87V127H86L85 124H84L85 126H84L83 124H81V125L84 126V128L82 127L84 130H82V129L79 128V126H78L79 124L77 125V123H74V124H76V125H75V126L77 127L76 129L79 128V129L81 130V132H79V131L76 132L75 129H72V130H74V131L72 132V130H71V133H72V134L75 133L74 135H77V137H79V136L81 135L79 138H82V139H86V135L88 134V135H87L88 139H89L91 142H93V140L95 139V138H92V137H94V135H95L94 133H92V132H94V131H93L94 128H92V127H94V124H92V121H93V120H91V118L87 119V117H83V116H86V113H87V112H85V113L83 114V116H82L83 118H82V117H81L82 114L80 115V112L78 111L80 117H79V115L77 114V112H75V113L78 115V117H79V119H78V121H77V118H78V117H77V115L74 113ZM113 111H114V112H113ZM168 111H169V112H168ZM186 111H187V115L189 114L190 117L193 116L192 119H191V118H187V119H185V117H189V116L186 115ZM56 112H58V111H56ZM56 112H55V114H56ZM64 112H65V111H64ZM83 112H84V111H83ZM128 112H129V113H128ZM131 112H132V114L130 115ZM141 112H142V113H141ZM143 112H144V114H143ZM150 112H151V113H150ZM162 112H163V113H162ZM164 112H165V113H164ZM167 112H168V114H169V113H170V114L167 115ZM181 112H185V115L182 116ZM193 112H195V113H193ZM1 113H2V115H1L0 117L3 118L4 113H3L2 111H1ZM26 113H25V114H26ZM38 113H39V112H38ZM88 113H87V114H88ZM107 113H108V112H107ZM117 113H118V114L120 113L119 116H117L118 118H116V116L114 115V114L118 115ZM140 113H141V114H140ZM148 113L151 114V115L155 114V116H154V115L151 116V115H149ZM152 113H153V114H152ZM172 113H173V114H172ZM191 113H192V114H191ZM196 113H197V114H196ZM35 114H36V113H35ZM57 114H58V113H57ZM110 114H111V117L109 116ZM127 114H129V116H128ZM146 114H147V115H146ZM177 114H178V112H177ZM74 115H76L77 118H76ZM112 115H113V116H112ZM124 115H127V116H124ZM143 115L146 117V119H145V118L143 119V117H144ZM162 115L164 116L163 118H164L165 120H164L163 118H161ZM180 115H181V116H180ZM194 115H197V116L194 117ZM198 115H199V116H198ZM5 116H4V118H5ZM14 116H16L18 119L14 118ZM51 116H52V115H51ZM54 116H55V115H54ZM58 116L61 117V115H58ZM58 116H55V117H56V120H57V117H58ZM120 116H121V117H120ZM167 116H169V117L167 118ZM173 116H174V117H177V118L179 119V121H181V120H182V121H184V120H187V121H188V119H189V122H190L191 124L188 123V122H185V121H184V122H185L186 125L184 124V122H183V124H184L185 126H187V128H188V126H190V129L188 130L183 124H181L179 121H177V118H175V120H176V121H175L174 118H173ZM179 116H180V117H179ZM184 116H185V117H184ZM63 117H65V116L63 115ZM101 117H102V118H101ZM112 117H113V118H112ZM126 117H127V118H126ZM130 117H132L131 120H130ZM140 117H141V118H140ZM147 117H148V118H147ZM182 117H183V119H182ZM196 117H197V118H196ZM199 117H201V118H199ZM2 118H1V120H2ZM27 118H28V117H27ZM27 118L25 117L26 120H29V118H28V119H27ZM52 118L54 119V117H52ZM52 118H50V119H52ZM58 118H59V117H58ZM80 118H82V119L80 120ZM97 118H98V117H97ZM114 118H115V119H114ZM166 118H167V119H166ZM180 118H181V119H180ZM193 118H194V119H193ZM50 119H49V121H50ZM60 119L63 120V122H64V119H63V118H60ZM60 119H59V121H60ZM140 119H141V120H140ZM142 119H143V120H142ZM190 119L192 120V122L190 121ZM33 120H35V121H33ZM56 120H54V122H55ZM82 120H83V121H82ZM87 120H88V121L90 120V122H91L90 125H92V126L89 127V123H90V122L87 123ZM133 120H134V121H133ZM197 120H198V121H197ZM2 121H3V120H2ZM59 121H56L55 123H57V122H59ZM104 121H105V122H104ZM149 121H152V120L150 119ZM149 121H148V123H149ZM174 121H175V123L177 122V123H176L177 125H174ZM194 121H195V122H194ZM4 122H5V121H4ZM10 122H11V121H10ZM13 122H14V121H13ZM13 122H12V123H13ZM29 122H30V120H29ZM38 122H39V123H38ZM61 122H62V121H61ZM65 122H66V121H65ZM73 122H74V121H73ZM102 122H103V123H102ZM121 122H122V121H121ZM125 122H124V123H125ZM158 122H159V123H158ZM178 122H179V124H178ZM196 122H197V123H196ZM45 123H47V122H45ZM55 123H54V125H55ZM126 123H127V122H126ZM194 123H195V124H194ZM4 124H5V123H4ZM47 124H48V123H47ZM49 124H50V122H49ZM52 124H53V123H52ZM59 124H60L62 127H64V126H63L64 123H63V124H62V123H59ZM74 124H73V125H74ZM118 124H119V123H118ZM180 124H181V125H180ZM189 124H190V125H189ZM196 124H197V126L199 127L198 129H197V127H196ZM11 125H12V124H11ZM11 125H10V128H11ZM45 125H46V124H45ZM57 125H58V124H57ZM73 125H72L70 128H73ZM124 125H125V126H124ZM178 125H180V127L182 126L183 129H181ZM191 125H192V126H191ZM200 125H202V129H201V130H200V128H201ZM12 126H13V125H12ZM37 126H38V125H37ZM51 126H52V125H51ZM58 126H59V125H58ZM65 126H66V124H65ZM129 126H130V127H129ZM149 126H150V127H149ZM183 126H184V127H183ZM193 126L195 127L196 130L194 129ZM3 127H0V128L4 129ZM14 127H15V124H14ZM14 127L12 128V131H13V132H14V129L17 128V127H15V128H14ZM49 127L52 129V130L50 129L52 132H49V131H50V130H49ZM53 127H54V126H53ZM127 127H128V128H127ZM157 127H158V128H157ZM176 127H177V128L179 127L178 129H180V131L177 130ZM36 128H37V127H36ZM60 128H61V127H60ZM74 128H75V127H74ZM86 128H87V129H86ZM118 128H119V127H118ZM120 128L122 129V126H121ZM133 128H134V130H132ZM136 128H137V127H136ZM168 128H169V129H168ZM185 128H186L187 130H185ZM192 128H193V129H192ZM55 129H56V131H57V128H55ZM129 129H130V132H129ZM158 129L161 130V131L163 130V132H164V131H165V132L162 133V132L159 131ZM191 129H192V131H191ZM204 129H205V130H204ZM10 130H11V129H9L8 132H10ZM167 130H168V131H167ZM169 130H170V131H169ZM184 130H185L186 133H187V131L190 133L189 136H188V133H187V135H185L186 133H184ZM193 130H194V131H193ZM36 131H37V133H38L39 135L36 133ZM54 131H55V130H54ZM86 131H87V132H86ZM89 131H90V132H89ZM146 131H147V132H146ZM158 131H159V132H158ZM190 131H191V132H190ZM196 131H198L197 134H200V132H201V133L203 132V133H202L201 135L197 136V134L195 133ZM34 132L36 133V136L33 135ZM117 132H118V133H117ZM119 132H120V133H119ZM126 132H129V133H132V134H129V136H128V135H127L128 133H126ZM135 132H136L137 134H136ZM160 132H161L162 135H160V139H159L158 136H159ZM166 132H167V133H166ZM169 132H170V133H169ZM177 132H178V134H175V133H177ZM180 132H181V133H180ZM17 133H18V135H19L21 138H20V137H16V136H17ZM54 133H55V132H54ZM115 133H116V135H115ZM204 133H206V134H204ZM11 134H12V133H10V135H11ZM43 134H44V135H43ZM84 134H85V135H84ZM93 134H94V135H93ZM118 134H119V135H118ZM141 134H142V136H140ZM163 134H164V136H163ZM173 134H175V135H173ZM181 134H184L185 136H184V135H181ZM195 134H196V136H195ZM203 134H204V136H202ZM78 135H79V136H78ZM110 135H111V136H110ZM120 135H123V136H125V137L120 136ZM132 135H133V136L136 135L137 137L140 136L139 138H142V139H143V137L145 138L146 135H147V137L145 138V140L143 139L144 141H143V140L139 141V138L137 139L136 136L133 138ZM148 135H149V136H148ZM167 135H168V136H167ZM169 135H170V136L173 135V136H172L173 139H172V137H170ZM190 135H191L192 137H193V136H194V137L192 138ZM14 136H15V137H14ZM68 136H69V134H68ZM90 136H91V137H90ZM102 136H104V137H102ZM108 136H109L110 138H109ZM127 136H128V137H127ZM161 136H162V137H161ZM176 136H177V137H176ZM178 136H181V137H178ZM186 136H188V137H186ZM6 137H8L9 139L6 138ZM30 137L32 138L33 141L36 140V139L34 140L33 137H34V138L37 137V140H39V138H40V140H39V141L36 140V142H37V144H38V142H39V144H41L42 142L45 143V144L42 143V147H44V146L47 147V146H48L47 148H44V149H46V151H45V150L43 151V149L40 150L41 145H39L40 147L37 146L38 148L36 149V145H37V144H36L35 142H34L35 145H33V144H32L33 146L31 145L32 147H31V146H28V148L30 147L31 149H33V147H35V149H33V152H34L35 154H33V152L31 153V154L34 155V156L30 155V157H29L28 153H27L28 156L25 155V154H26V151H27L28 149H25V151L23 150V152L20 151V150L16 151V148L18 147L17 145H19V144L22 142V144L19 145V146H20V147L23 146V143H25V142L27 143V142H29L28 140H31ZM116 137L120 140V141L118 140V142H119V146L123 143V142L121 143V141H126V142L123 143V144H124V145H123V146H124V149L122 148L123 146H121L120 148H119V146H118V148H119L120 150H119V149L117 150L116 148L113 149V147H116V146H112V147H111V145L109 144V143H111V142H109V141L117 142V138H116ZM119 137H120L121 139H120ZM122 137H123V138H122ZM129 137H130V138H129ZM150 137H152L151 140H150ZM168 137H170L171 140H169ZM190 137H191V138H190ZM203 137H204V138H203ZM4 138H5V139H4ZM10 138H11V140H15L14 138H18V141H17V139H16L15 141H17V142L21 141V142H20V143H17V142H16L17 144L15 143V141H13V142L11 141V142H10V141H9ZM27 138H28V140H27ZM104 138H107V142L105 141ZM126 138H127L128 142H127ZM128 138H129V139H128ZM135 138H136L137 140H136ZM154 138H155V139H154ZM163 138H164V139H163ZM184 138H185L186 140H185ZM3 139H4L5 141H4ZM6 139H7V140H6ZM19 139H21V140H19ZM41 139H42V140H45V141H41ZM47 139L49 140V142H48ZM59 139H60V138H59ZM62 139H63V138H62ZM62 139H61V140H62ZM88 139H87V140H88ZM101 139L103 140V142H102ZM109 139H110V140H109ZM113 139L116 140V141H114ZM130 139H131V140H130ZM152 139H153V142H155V143L152 142ZM165 139H166L167 141H166ZM178 139H179V140H178ZM2 140H3V141H2ZM100 140H101V141H100ZM159 140H160V141H159ZM184 140H185V141H184ZM1 141L3 142V144H2ZM8 141H9L10 143H15V144H16L15 146H17V147L15 148V147L13 146L14 144H13L12 146L9 147L6 143H4V142H8ZM23 141H25V142H23ZM64 141H65V139L63 140V142H64ZM84 141H85V140H84ZM131 141H132V142H131ZM142 141H143V142H142ZM164 141H165V142H164ZM186 141H187V142H186ZM188 141H189V142H188ZM9 142H8V144L11 145ZM54 142H55V141H54ZM113 142H112V144H113ZM118 142H117V143H118ZM161 142H162L163 144H167V142H171V143H170L171 145H170V144H167V145H170V146L172 147V150H171V148H168L166 145L164 146V147H166V149L168 148V150H169V149L171 150L170 153H171V152L173 153V154H172V153L169 154V151H167V152H168L167 154H169V155L167 156V158H165V160H164L165 162L163 161L164 158L162 159V154H163V156L166 157V155H165V154H166V153H165L166 151L164 152V150L161 149V147H160V145L162 144ZM26 143H25V145H26ZM31 143H32V142L30 141V143L27 144V145H30ZM51 143L53 144L52 141H51ZM105 143H106V144H105ZM117 143H116V144H117ZM120 143H121V144H120ZM185 143H187V144H185ZM4 144H6V146H5ZM58 144L55 146V143H54V147H57V146H58V149H59V145H58ZM116 144H114V145H116ZM133 144H135V143H133ZM147 144H148V145H147ZM153 144H156V145H153ZM43 145H44V146H43ZM102 145H104L105 148H103ZM105 145H108V146L111 147V148H109L108 146L106 147ZM117 145H118V144H117ZM129 145H130V144H129ZM137 145H138V144H137ZM137 145L135 144V146H137ZM146 145H147V146H146ZM151 145H152V146H151ZM175 145H176V146H175ZM2 146H4V147H2ZM85 146H86L87 148H86ZM130 146H132V145H130ZM154 146H156V147H154ZM161 146H163V145H161ZM12 147H13L14 150L16 151V154H15V151L13 150ZM20 147H18V148H20ZM101 147H102V148H101ZM127 147H128V146H127ZM133 147H134V145H133ZM137 147H138V146H137ZM152 147H154V150H153V151H152V149H151ZM176 147H177V149H176ZM188 147L191 148L190 145H189ZM4 148H6V149H7V148H8V149L11 148V149L9 150V152H11V155H12V156L10 155V153L8 152V150H6V149H4ZM18 148H17V149H18ZM30 148H29V149H30ZM78 148H79V147H78ZM78 148H77V149H78ZM85 148H86V149H85ZM121 148H122V149H121ZM2 149H3V151H2ZM87 149H88V150H87ZM104 149H105V150H104ZM111 149H113L115 152H118V153L114 154L115 152H114L113 150H111ZM149 149H150V151H149ZM166 149H165V150H166ZM186 149H187L186 153H188V155L185 153V150H186ZM4 150H5V151H4ZM12 150H13V151H12ZM37 150H39L40 152L37 151ZM101 150H103V151H101ZM108 150H109V151H108ZM127 150H128V149H127ZM145 150H144V151H145ZM177 150H178V151H177ZM214 150H215V149H214ZM6 151H7V153H6ZM28 151H29V150H28ZM31 151H32V150H31ZM31 151H30V152H31ZM42 151H43V153L47 152L46 155L43 154V153L41 154ZM72 151H73V152H72ZM106 151L108 152V154H107ZM138 151H137V152H138ZM141 151H143V150H141ZM144 151H143V152H144ZM151 151H152V152H151ZM12 152H13V154H12ZM18 152L21 153L20 156H15V155H18V154H17ZM24 152H25V153H24ZM38 152H39V153H38ZM62 152H59V153H62ZM74 152H75V153H74ZM83 152H84V153H83ZM101 152H103V153H101ZM180 152H181V153H180ZM214 152H215V151H214ZM3 153H4V155H6V156H7V154H9V155L7 156L8 159H7V157H5V158L7 159V161H6V159L3 157V156H4ZM70 153H71V154H70ZM72 153H74V154H72ZM110 153H112L111 156H110ZM122 153H123L125 156H123ZM155 153H156V155H157V153H159L160 157H158V155L156 156ZM215 153H217V152H215ZM235 153H237V154L234 155ZM22 154H23V155H22ZM29 154H30V153H29ZM56 154H57V155H56ZM76 154H78V155L76 156ZM118 154H119V155L121 154L123 158L121 157V155H120V157H119ZM141 154H142V153H141ZM143 154H146V152H144ZM143 154H142V155H143ZM178 154H179V155H178ZM183 154H182L181 156H183ZM185 154H186V156H185ZM231 154H232L231 156L228 155V156H230L229 158H228V156L226 157L225 155H222V154H221L220 156L222 157L223 160H221V158L219 157L220 160H221L222 163H223V165H222V169H225V170H222V169H220V168H219V170H218V169L216 168V170H217V171H216V170L214 169V166H215V165L212 166V167H213V168H212L213 170H211V168H209V167H208V168H209V170H208V168L206 167V169H207V171L205 172V174H207L206 177L208 176V179H209V178L211 179V178H212L211 176L213 175V179H214V180H217V181H220V183L214 181V182H215V184H214V182H213L212 179H211V180H212V183H213V184H212V183L209 184V182H207L208 180L206 181V183H207L210 187H211V185H213V186L216 185V187H218L220 190L222 189V190H221L222 192H226V193H228L227 190L230 189L229 192L231 191V192L233 193V191H234V193H235V192L238 193L237 196H239V195L241 196V194H242L243 196H244V194H245V196L248 195V192H247V191H246L247 193H245V190H246V189H248V190L250 189V190H249V193L251 192L250 194H254V193H255V188L257 187V185H256V183H255V180H256L255 178H256V177L253 178L254 176H256L254 170H252L251 168H247V164H246V166H245V164H242V162H243V163H245V162L247 163V161H248V160H247V161L244 160L245 157L243 158V160H244L245 162H244V161H242V162L237 161V160L240 158V156L238 157V154H239V153H238L237 151H236V152L233 151V153H231ZM13 155H14V158H12ZM21 155H22V156H21ZM35 155H36V156H35ZM39 155H40V156H39ZM42 155H45V156H42ZM104 155H105V156H104ZM108 155H109V157H108ZM113 155H114V156H113ZM115 155H116V156H115ZM147 155H148V154H147ZM216 155H217V154H216ZM216 155H215V156H216ZM25 156H26V157H25ZM62 156H64V158H63ZM66 156H67V157H66ZM72 156H73L74 158H73ZM78 156H79V157H78ZM126 156H127V157H126ZM137 156H136V157H137ZM177 156H178V157H177ZM223 156H224V157H223ZM234 156H236L237 159H236V157H234ZM2 157H3V159H4V162H3V163H2V161H3ZM16 157H17V158H16ZM31 157H32V158H31ZM35 157H36V158H35ZM38 157H41V158H39V160L42 159V161H41V160L39 161V160H38ZM53 157H54V158H53ZM60 157H62L63 159L60 158ZM76 157H77V158H76ZM83 157H84V158H83ZM85 157H86V158H85ZM102 157H103L104 159H102ZM111 157H112V159H110ZM115 157H118V158H115ZM141 157H142V156H141ZM143 157H144V158H147V157H145L144 155H143ZM143 157H142V159H143ZM149 157H150V156L148 155V158H149ZM174 157H175V158H174ZM179 157H180V158H179ZM231 157H234L235 160H236L235 163H234V162H233V163H230V164H231L230 166H231L232 168L228 166V165H229V163H228L229 160H228V159H230ZM34 158H35V159H34ZM43 158H44L45 160H43ZM52 158H53V159H52ZM90 158H91V159H90ZM114 158H115V159H118L121 163H119L118 160H116V162H115V160L113 161ZM121 158H122V160H121ZM151 158H149L150 161H151ZM155 158L158 159V161H156ZM172 158H173V159H172ZM185 158L182 157L183 160H184ZM219 158H217V156L214 157V159H219ZM225 158H227V159H225ZM234 158H233V159H234ZM11 159H13V160H11ZM36 159H37L38 161H37ZM46 159H47V160H46ZM54 159H55V160H54ZM59 159H61V160H59ZM68 159H69V160H68ZM77 159H79V160H77ZM80 159H81V160H80ZM107 159H109V161H108ZM168 159H169V160H168ZM182 159H181V160H182ZM233 159L231 158V161H233ZM29 160H30V161H29ZM102 160H103L104 162H103ZM111 160H112L111 163H113V165H115V164L118 163V164H119V168H117V167H118V164H117V167H115L116 165H115V166H112V164L110 163ZM124 160H126V159H124ZM128 160H129V161H128ZM147 160H148V159H147ZM149 160H148V161H149ZM166 160L169 161V163L166 162ZM174 160H178V161H177L178 163H176V161H174ZM200 160H201V159H200ZM225 160H227V163H228V164H227V163L224 164ZM5 161H6V162H5ZM11 161H13L14 163L17 162L16 165L13 163L14 165L11 167V165H12V164H11V163H12ZM36 161H37V162H36ZM43 161H44V163H43ZM70 161H71V162H70ZM134 161H135V159H134ZM173 161H174V162H173ZM8 162H9V163H8ZM35 162H36V163H35ZM40 162L43 163V165H42ZM67 162H68V163H67ZM81 162H82V163H81ZM105 162H108V163L106 164ZM114 162H115V164H114ZM151 162H152V161H151ZM156 162H157V163H156ZM158 162H159V164H160V167H159ZM46 163H47V164H46ZM65 163H67V166H66ZM109 163H110V164H109ZM173 163L175 164L174 167H173V165H174ZM201 163L203 164V166H202ZM201 163H200V167H199V168H201V166H202V168H203V167L206 165V164L203 163V162H201ZM4 164H5V166H4ZM8 164H9L10 166H9ZM51 164H52V165H51ZM87 164H88V165H87ZM148 164H149V162H148ZM154 164H152V165H154ZM184 164H186V163H184ZM233 164L236 166V168H235V166H234ZM6 165H7V166H6ZM57 165H58V166H57ZM152 165H150V167H151ZM161 165H163V166H161ZM224 165H225V167H223ZM243 165L245 166L246 169L243 168V167H244ZM8 166H9V167H8ZM24 166H25L26 168H23ZM65 166H66V167H65ZM102 166H103V168H102ZM186 166H187V168H186L185 166H184L185 168L182 167V168H183V171H184L185 169H187V172H186V171H185V172L187 173L188 178H191L189 172L192 173V171H189V167H188V165H186ZM237 166H239V167H237ZM6 167H8V168L5 169ZM44 167H45V168H44ZM104 167H105V168H104ZM114 167H115V168H114ZM144 167H146V169H144ZM148 167H149V166H148ZM226 167H227V168H226ZM240 167H242V168L240 169ZM9 168H10V169H11V168H13V169L16 168V169H18V174L16 175L17 170H16V171L13 170V169L10 170ZM55 168H56V169H55ZM99 168L101 169L100 172H99ZM107 168H108V169H107ZM140 168H139V169H140ZM154 168H155V167H154ZM154 168L152 167V169H154ZM173 168H175L176 171H175V170L173 171ZM8 169H9V170H8ZM19 169H20V170H19ZM21 169H23V170H21ZM42 169H43V170H42ZM105 169H107V171H106ZM129 169H130V171H131L132 168H127L126 171H129ZM204 169H205V168H203L202 172L206 170V169H205V170H204ZM232 169H233V170H232ZM239 169H240V170H239ZM7 170H8V171H7ZM27 170H29V171H28V174L30 173V175H28V176H26V175H27V172L25 173V171H27ZM31 170H32V171H31ZM41 170H42V171H41ZM54 170H55V171H54ZM56 170H57V171H56ZM87 170H88V171H87ZM97 170H98V171H97ZM144 170H145V171H144ZM147 170H148V171H147ZM190 170H191V168H190ZM238 170H239V173H237ZM11 171H13V173H12ZM20 171H22V173H20ZM23 171H24V172H23ZM33 171H35V173L37 172L39 175H38L37 173L35 174ZM38 171H40L41 173L38 172ZM65 171H66V172H65ZM71 171H72V172H71ZM83 171H84V172H83ZM91 171H92V173H91ZM108 171H110V172H108ZM132 171H133V169H132ZM158 171H159V172H158ZM199 171H201V170L198 169V171H197V172L201 175V176L199 175L200 178L198 179V180H199V183H200V180L202 179L201 177H202L203 175H205V174L202 173V174H203V175H202L201 172H199ZM208 171H209V172H210V171L212 172V173L210 172V174H211L210 177H209V172H208ZM214 171L217 172V173H215ZM219 171H221L222 174L224 173V174H226V175H228V176L222 175L221 172L219 173ZM235 171H236V173H235ZM242 171H243V172H242ZM248 171H249L250 174L248 173ZM31 172H33V173H31ZM45 172H46V174L49 173L50 175L43 174V173H45ZM165 172H163V173H165ZM225 172H226V173H225ZM252 172H253V174H252ZM8 173H9V174H8ZM11 173H12V175H13V174L15 175L14 178H15L16 176H17L16 178H18L19 175L22 174L21 176L24 178V180H25V177L23 176V174H24V175L26 174L25 176H26V178L28 177L27 179H30L29 176H31V175H34V176L36 175L37 178H38V176L41 178L40 180H41L42 182H43V179H44V181H45L46 183L44 182L45 185H41L43 188H37V187H41V186L34 187V185L38 182V179H39V178H38V179L36 178V181H37V182H34V183H33V179L31 180L32 183L30 182V180H28V181L30 182V183H28V186H27V182L24 183L23 185H24V186L26 185V186L28 187V189H29V187H31V188L33 187L34 189H33V188H32V189L35 190V191H33L31 188H30L31 191H29L28 189H26V187H25V190H24V188H22L23 185L21 186V184H20L19 187L22 188V189L20 190L19 187H18V190H20V192H21V193L19 192V194H18L19 197H18V195H17L18 191H17L15 188H16V186H18L19 184L15 186V182H18V181L21 179V177H20V179H19V178L17 179L18 181H15L16 178L13 179V176H11ZM68 173H69V174H68ZM99 173H100V174H99ZM115 173H116V174H115ZM125 173H126V172H125ZM163 173H162V174H163ZM214 173H215V176H214ZM218 173H219V174H218ZM227 173H228V174H227ZM231 173H233V174H231ZM242 173H243V174L246 173V174L243 175V177H241V176H242ZM247 173H248V174H247ZM65 174H66V175L68 174V177H71V176H72V178H73V179H72V178H68V177L65 178L67 181H69L70 183H72V184H69V186H68L69 188H70V186L72 187V185H74V187L77 186V187L75 188V192H76L77 190H78V191L83 190L82 193L79 192V193L82 195V196H81V195L79 194V195H80V198H81L80 201H81L82 203H88V202H89V204H91V203H96V204H97L98 202H102V203L105 204V205L102 204V205L105 207V211H104L105 213H104V212H103V214L101 213L100 216H98L99 214L97 213L96 208H95V211L93 210V211L96 213V216H95L94 212L91 211V210H90V211H87L88 213L86 212L87 214H91V213L93 212L95 218L97 217L96 219H97L98 222H97V224H95L94 226H92V225L90 224V223H92V219L89 218V215H86V217H85V215H82V214L79 215V214H78L80 218L77 216V217L79 218V219H77V218H75L76 216L72 217V215L69 216V214H68V215L66 214V213H67L68 211H70V210L68 209V211L66 212V209H65V207H64V206H65L64 204L66 203L67 205L69 204L70 206H72L71 204H72L75 200H74L72 203H68L67 200H68V198H69V200H70V197H71V196H70V197H68V196L71 195V194L74 195L75 192L73 191V190H74L73 187H72V189H70V190H72L74 194L71 193L70 190L68 191V189H67L68 187H67V188H66L67 190L65 189L66 191H68V196H67L66 192L64 193V191H65L64 188H65L66 186L63 187L66 183L62 186V187H63V189H62L63 191L60 190V189L62 188V187H61V181H62V180H63V181L65 180V179H63V178L66 176ZM82 174H83V175H82ZM217 174H218L219 176H217ZM238 174H241V176H239ZM8 175L10 176L9 179H8ZM45 175H46L47 177H46ZM51 175H53V176H51ZM63 175H64V176H63ZM98 175H99V177H98ZM184 175L186 176V174H184ZM191 175H192V174H191ZM220 175H221V176H220ZM234 175H235V176H234ZM236 175H237V177H236ZM247 175H248L249 179L251 178V176H252V178L249 180V179L246 177ZM43 176H45V177H43ZM54 176H55L56 178H55ZM57 176H58V177H57ZM60 176H61V177H60ZM80 176H81V177H80ZM109 176H110V178H109ZM189 176H190V177H189ZM216 176H217V179H215ZM223 176H225V177H223ZM229 176H230V177H229ZM244 176H245V177H244ZM31 177H32V176H31ZM156 177H157V179H156ZM204 177H205V176H204ZM218 177H220V180L218 179ZM233 177H234V178H233ZM2 178H3V180H2ZM11 178H12L13 180H11ZM23 178H22L21 180H23ZM33 178H35V177H33ZM243 178H244V180H245V181H244V184H245V185L243 184V181H242ZM245 178H246V179H245ZM45 179H48V180H47L48 182H47ZM85 179H86V180H85ZM89 179H90V180H89ZM94 179H95V180H94ZM167 179H168V177H167ZM210 179H209V181H210ZM223 179H224V180H223ZM225 179H226V180H225ZM233 179H234V180H233ZM21 180H20V181H21ZM24 180H23V182H24ZM51 180H52V182H51ZM57 180H58V181H57ZM66 180H65V181H66ZM70 180H71L72 182H71ZM165 180H166V179H165ZM191 180H192V179H191ZM191 180H190V182H191ZM205 180H206V178H205ZM228 180H230V181H228ZM235 180H236V181H235ZM238 180H240V182L237 184ZM248 180H249V181H248ZM2 181H4V182H2ZM13 181H14V182H13ZM63 181H62V184L65 182V181H64V182H63ZM73 181H74L75 184L73 183ZM224 181H225V182H224ZM226 181H228V182L226 183ZM39 182H40V181H39ZM39 182H38V183H39ZM190 182H189V186L187 185L188 187H190L192 184L194 185L193 181H192L191 183H190ZM221 182H222V183L224 182V183H226V184H224V183L222 184ZM229 182H230V184L227 186V184H228ZM232 182H233L234 184H232ZM7 183H11V185H8ZM18 183H19V182H18ZM21 183H22V182H21ZM44 183H41V182H40L39 184H44ZM58 183H59V185H60V186H58V187H61V188H59V190L62 191V192L68 197V198H66V196H64V198H63V196H62L63 193H61L58 189L55 190V187H57V186H55V185H58ZM83 183H84V184H83ZM114 183H115V184H114ZM116 183H118V184L116 185ZM159 183H160V181H158V184H159ZM199 183H198V184H199ZM201 183H202V182H201ZM206 183H205V184H206ZM251 183H252V184H251ZM12 184H13L14 186H13ZM39 184H38V185H39ZM47 184H48L49 186H48ZM90 184H91V185H90ZM142 184H144L145 186L148 185L147 190H150V188H151V189H154L153 187H156V188L160 189L161 192H164V191H165V190H163V188H164V189H167V190H166V193H168V195H169V194H170V195L173 194V193H171L170 190L168 189V184H169V183L167 184V181H166V184H165V183H163V184L161 183V184H159V185L156 183V181H153L152 184H146V183H142ZM142 184H138V185H139V186H142V187L144 188V186H143ZM203 184H204V179H203ZM203 184H202V185H203ZM205 184H204V186H201V185H200V186L202 187V188H201L202 190L204 189V187H207L206 190L209 189V186H208V185L206 186ZM217 184H218V186H217ZM220 184H221V185H220ZM236 184L239 185V186H236ZM253 184H254V187H253ZM46 185H47V186H46ZM67 185H68V183H67ZM89 185H90L91 187H90ZM224 185H225V188L223 187ZM232 185H234L235 187H234V186L232 187ZM240 185H241L242 187H244V188H240V187H241ZM249 185H251L250 188H249ZM8 186L11 187V188H10V189L7 188ZM12 186H13V187H12ZM24 186H23V187H24ZM44 186H45V188L47 187V188H46L47 191L51 190V189H49V188H52L53 191L51 190V193H52V192L54 193V192L58 191V192L56 193V194H58V195H55V193H54V194H53V198H51V197L48 195L49 192H47V191H46L45 193L43 192L42 189H44ZM136 186H137V185H136ZM184 186H185V185H184ZM194 186H195V185H194ZM213 186H212V189H211V190H213ZM230 186H231V187H230ZM245 186H246V187H245ZM14 187H15V188H14ZM79 187H80V188H79ZM82 187H83V189H82ZM87 187H88V189H87ZM107 187H108V188H107ZM132 187H133V186H132ZM137 187H138V186H137ZM216 187H215V188H216ZM228 187H229V188H228ZM36 188H37V189H36ZM94 188H95V189H94ZM133 188H134V187H133ZM135 188H136V187H135ZM191 188H192V186H191ZM191 188H189L190 191H191ZM194 188H195V187H194ZM194 188H192V190H193ZM199 188H200V187L198 186V189H199ZM215 188H214V193H215V194L212 193V192H208L209 190L206 191V194H210V195H211V193H212L211 196H213V195H214L215 197L217 196V198L212 197V198L214 199V201H215L214 203H211L212 201H210V200L212 199L211 196H210V199H209V200L206 199V196H205L206 194L204 195L203 191L200 192L201 190H198L199 193L202 194V195H201V194L198 193V198H197V196H195V194L192 195L193 193H192V194L189 193L188 195L191 194V197H194V196H195V197L191 199L190 196H187V197H190V200L186 199V195H185V194L188 193V192L185 193L186 186H185V189H184V193H185L184 195H185V198H184V196L181 195V194H175V197H177V196L180 195L179 197L181 198V197L183 196V197H182V200H184V202L187 201V203H183L182 200H180V198H179V200L182 202L181 204H180V201H178L177 199H176V200H177V202H179L180 205L183 204L182 206H184V209L188 207V208L190 209L191 213H190V211H189V212H186V211L184 210L183 212H185V213H181V212H179V215H175V217L172 216L173 219H174L175 221H177V222L180 223L182 220H183V221H184V220H186V221L189 220L188 217H193L191 220H189L190 224H192V223L195 224V222H196V223H199V225L196 224V225H198V226H195V225H194V226H195V227H198L200 231H199V230H196V234H194L192 237L189 238V239H191V240H190L191 242L188 240V241H187V242H188L187 244H185L184 246L180 247V246L182 245V243H183V242H182V243H179V242H181L180 240L182 239V238H181V235H180V233H181L182 231H181L179 228L177 229V227H176V229H172V228H170V227H168V226H165L164 224H163L164 226L161 224V225H162V226H161L162 228L159 227V225H157V224L155 223L156 221L154 222V220H155L156 218H158V216L154 215V216H156V217H155L154 220L151 219V221H153V222L157 225L158 228H157L154 224H153V225H148V221H149V223H151V222H150V220H147V218L150 219V217H146V219H144V218H142L143 216L140 217V218H142V220H143V222H144L143 224H144V229H145L144 232H145V233L143 232L144 229H141V230H140L141 226L138 227V228H136L137 226L134 227V225H133V226L130 225L131 227L129 226V227H130L129 230L126 229L128 226H127L126 228H124V227L122 228V229H124V230H127L126 232H125V231L122 232V231H123V230H122V231H121L122 233H126L125 235H126L127 237L130 235V236L128 237L130 240L127 239L126 241H127V244H129L128 241H130V244H131V245L129 244V245H126V246H128L131 250H132V248L134 247V248H135V249L133 248L134 252L136 251V249H137V247H138L139 250L137 249V251H138V253L140 252L139 256L141 255L140 257H142V258H143V257H144V258L147 257L146 255H148V254H156V253H159V255H160V252H161V253H162L161 256L164 257V258H166V262L164 261L165 264H182V263H183V264H196V263H197V264H201V263H202V264H227V263L229 264L230 261H231V260H230L231 258H230V256H229V254L226 252V251H227V250H226V246L228 247V245H229L228 243H229V242H230V243H233V244L236 243V242L239 244V242H238V239H235V240H234V238L231 239V238H232V235H231V236L229 235L231 238H229V236L227 235V232L229 231L230 228H226V226H227V224H228V226L231 225L230 223H227V222L231 221L233 218H234V219H235L236 217L238 218V215L241 216L240 212H241V210H242V207H245V206H246L245 208H250L249 211H251V213H250L249 217H251V215H252V209H251V207H250L251 205L248 206V205H243L244 203H242V202H241L242 204L239 203L240 200L243 199V198H240V197H239V199H240L239 201H237L238 198H236V200H234V202H233L234 205L238 202V203H239V205H238L239 208H238L236 205H235V206L233 205V207H232L231 205H232L233 203H232V201H230V200H233V199H232L233 197H232V198H229V201H228V204H227L226 201L223 200L224 195H220V196H219V194H222V192L219 190V191L221 192V193H219L217 190H215ZM218 188H216V189H218ZM232 188H233V189H232ZM252 188H253V189H252ZM8 189H9L10 191H8ZM14 189H15V192H14ZM48 189H49V190H48ZM76 189H77V190H76ZM119 189H120L121 192L119 191ZM123 189H125V190H123ZM129 189H131V188H129ZM136 189H137V188H136ZM136 189H135V190H136ZM187 189H188V188H187ZM189 189H188V190H189ZM225 189H226V190H225ZM231 189H232V190H231ZM240 189H241V190L244 189V190L242 191V193H241ZM1 190H0V191H1ZM12 190H13V191H12ZM27 190H28L29 192H27ZM36 190H37V191H38V190H39V191L41 190V191H40V192H39V191L37 192ZM93 190H94V192H93ZM97 190H98V192H97ZM122 190H123V191H122ZM126 190H127V192H126ZM132 190H133V189H132ZM162 190H163V191H162ZM16 191H17V192H16ZM23 191H24L25 193H24ZM84 191H85L86 195H85V193H83ZM167 191H168V192H167ZM190 191H189V192H190ZM253 191H254V192H253ZM8 192H9V194H8ZM10 192H12V193L10 194ZM35 192H36V193H35ZM42 192L44 193V196H43V193H42ZM59 192H60V193H59ZM69 192H70V194H69ZM129 192H130V191H129ZM131 192H132V191H131ZM204 192H205V189H204ZM26 193H27V194H26ZM37 193H42V194H41L42 196H40V197L45 198V201H47V195H48V196L51 198L52 201H53V199H54V201H60V200L56 199L55 196H57V198H61V197H62V198H63L65 201H67V202H64V203H63V201L59 202L60 204L63 203V204H61V205H63V207H59V208L57 207V208H56V207H53V206H55V205H59V206H60V204H59L58 202H57V204H55L56 202L53 201L54 205L51 203V205H50V204H46V205H49V206H45V204L41 201L42 198H41V199L39 198L40 201H41L40 203H42V205H41V206H42V209H41L40 205L38 204V203H39V202H38L39 199L37 200V198L39 197L40 194L38 195V197H36V198H32V197H34V195L37 196ZM46 193H47V194H46ZM116 193H117V194H116ZM119 193H123V195L121 196V194H119ZM164 193H165V192H164ZM236 193H235V194H236ZM6 194H7V195H6ZM12 194H13V195H12ZM24 194L26 195V197H25ZM49 194H50V193H49ZM61 194H62V195H61ZM88 194H89V195H88ZM109 194H110L111 198L109 197ZM216 194H218V195H216ZM228 194H231V193H228ZM31 195H33V196H31ZM50 195H51V194H50ZM59 195H61V196L58 197ZM75 195H76V194H75ZM79 195H77V196H79ZM93 195H94L96 198H95ZM173 195H174V194H173ZM176 195H177V196H176ZM5 196H6V197H5ZM7 196H10L11 198H8ZM12 196H13V199H14L13 201L11 200V202L13 203V205H12L9 201H5V199L7 200V198H8V199H12ZM28 196H29V198H28ZM51 196H52V195H51ZM77 196H73V197H75V199H76ZM98 196H99V197H98ZM116 196H117V197H116ZM202 196H203L205 199H203ZM221 196H223V197L220 198ZM249 196H250V195H248V197H249ZM1 197H2V198H1ZM21 197H23V198H21ZM49 197H48V198H49ZM88 197L90 198V200H88V199H89ZM97 197H98L99 199H98ZM250 197L252 198V196H250ZM250 197H249V198H250ZM16 198H17V199H16ZM50 198H49V200H50ZM87 198H88V199H87ZM104 198H105V199H104ZM106 198H107V199H106ZM177 198H178V197H177ZM200 198H202V200H199L198 204H196V203H197V200L200 199ZM251 198H250V199H251ZM32 199H33V200H32ZM78 199H79V198H78ZM95 199H96V200H95ZM112 199H113V200H112ZM117 199H118V201H117ZM140 199H142V197H140ZM220 199H222L221 201H222L223 205H224V203H225V208H224L223 205L221 206L222 203H221ZM234 199H235V198H234ZM49 200H48V201H49ZM61 200H62V199H61ZM72 200H73V198H72ZM72 200H70V201H72ZM105 200H106V201H105ZM107 200H108V201H107ZM204 200H206V202H205ZM207 200H208V201H207ZM4 201H5V203H4ZM14 201H15V202H14ZM30 201H31V202H34V201H35V202L31 204ZM43 201H44V199H43ZM52 201H51V202H52ZM70 201H69V202H70ZM87 201H88V202H87ZM94 201H96V202H94ZM97 201H98V202H97ZM113 201H114V202H113ZM134 201H135V205H138V204L140 203L139 198L134 199ZM134 201H133V203H134ZM188 201H189V202L191 201V203H188ZM193 201H196V202L193 203ZM200 201H202V202L200 203ZM216 201H220V207H221V208H220L219 205H218L219 202L217 203ZM223 201H224V202H223ZM235 201H236V202H235ZM241 201H242V200H241ZM37 202H38V203H37ZM115 202H116V203H115ZM117 202H118L119 204H118ZM142 202L144 203L145 201H143V199H142V200H141V203H142ZM208 202H209V203H208ZM45 203H47V202H45ZM76 203H77V204H76ZM76 203H75L76 205H80V204H81V203L78 204V202H76ZM106 203H107V204H106ZM122 203H123V204H122ZM129 203H131V202H129ZM129 203H128V204H129ZM133 203H132V204H133ZM136 203H137V204H136ZM199 203L201 204V206L199 205ZM203 203H205L204 206H203ZM206 203H207V205L211 204L212 207L214 206V204H215L216 206L218 205V208H219V209H218L217 211H215L214 208H213V210H214L216 213H218L219 210H220V212L222 211L223 213H221V215L226 214V215H223V216L226 217V218H224L225 221H226L227 218H228V221L225 222V223H227L226 225L224 224V222L221 221V219H222L221 217H223V216H220L219 213H218V215L220 216V218H218V216L212 215L213 217H215L214 220H210V219H209V217H212L211 215H209V214H210L209 212H211V214H212V211H213V210H212V207L209 208L211 205H209V206L207 207V206H206ZM229 203H231V205H230ZM7 204H8V205H7ZM9 204H10L12 207H10ZM36 204L34 205V207L36 206ZM109 204H110V205L113 204V206H116V207H113V206H112V207L110 208ZM115 204H116V205H115ZM132 204H131V205H132ZM188 204H189V205H188ZM190 204L192 205V207H190V206H191ZM195 204H196V205H195ZM4 205H5V206H4ZM20 205H21V204H20ZM43 205H44L45 207H44ZM52 205H53V206H52ZM69 205L66 206V207L69 208ZM73 205H74V204H73ZM121 205H122V207H121ZM135 205H134V207H136V208H138V209L142 208V206H143V204H139V206H135ZM140 205H141V207H140ZM180 205H179V206H180ZM229 205L231 206V208L228 207ZM241 205H242V206H241ZM13 206H14V209H15V210L13 209ZM117 206H118V207H117ZM127 206H128V205H126V207H127ZM150 206H151V205H150ZM182 206H181V207H182ZM197 206H200V207L197 208ZM205 206H206V208H207V209H206L207 211H206L205 209H203ZM216 206H215V207H216ZM8 207H9V208H8ZM95 207H96V205H95ZM139 207H140V208H139ZM195 207H196V208H195ZM234 207H236L235 210H237V211L234 210V211H235V214H234V216H233L232 219H231L230 217H231L233 214L230 213V214H231L230 217H227V215H229L228 212H232V211H233L232 209H233ZM0 208H1V207H0ZM38 208H39V209H38ZM62 208L65 209V212H66V213H64V209H62ZM117 208H118L119 212H121V213L123 214V215L121 214L123 217L120 215V213L118 214V210H116ZM121 208H122V209H121ZM188 208H187V209H188ZM222 208H223L224 210H222ZM226 208H228V209H226ZM1 209H3V208H1ZM4 209H3V210H4ZM7 209H6V210H7ZM20 209H21V210H20ZM70 209H71V208H70ZM112 209H113V210H112ZM148 209H149V210H148ZM193 209H194V210H193ZM209 209H210L211 211H210ZM216 209H217V208H216ZM229 209H230L231 211H229ZM239 209H241V210H239ZM243 209H244V208H243ZM6 210H5V211H6ZM13 210H14V211H13ZM30 210H31V209H30ZM47 210H50V209H47ZM71 210H72V209H71ZM114 210H115V212H114ZM121 210H122V211H121ZM204 210L206 211V213H203ZM244 210H245V209H244ZM247 210H248V209H247ZM0 211H1V210H0ZM106 211H108L107 214H106ZM130 211H131V210H130ZM145 211H146V213H145ZM155 211H156V209H155ZM196 211H197V212H196ZM201 211H202V213H201ZM224 211H225V212H224ZM239 211H240V212H239ZM245 211H246V210H245ZM249 211H248V212H249ZM6 212H7V211H6ZM149 212H148V213H149ZM193 212H194V213H193ZM237 212H239V213H237ZM248 212H247V215H248ZM7 213H8V212H7ZM24 213H25V212H24ZM70 213L72 214V211H71ZM86 213H84V214H86ZM136 213H137V214H136ZM148 213H147V214H148ZM156 213H159V212L156 211ZM196 213H198V214H196ZM208 213H209V214H208ZM213 213H214V212H213ZM227 213H228V214H227ZM236 213H237V214H236ZM53 214H54V216H53ZM149 214H150V213H149ZM151 214H152V213H151ZM151 214H150V215H151ZM153 214H155V212H154ZM159 214H160V213H159ZM159 214H158V215H159ZM187 214H188L189 216H187ZM206 214H207V216H206ZM23 215H24V216H23ZM46 215H47V216H46ZM48 215H49V217H48ZM91 215H92V214H91ZM162 215H163V214H162ZM195 215H197V216H195ZM203 215H204L205 217H204ZM208 215H209V216H208ZM18 216H17V217H18ZM41 216H43V217H41ZM92 216H93V215H92ZM92 216H91V217H92ZM110 216H113V217H110ZM138 216H137V218H138ZM147 216H149V215H147ZM152 216H153V215H151V218L154 217V216H153V217H152ZM177 216H178V217H177ZM194 216H195V217H194ZM235 216H236V217H235ZM240 216H239V217H240ZM46 217H47V218H46ZM84 217H85L86 219H85ZM120 217H122L123 219L121 220ZM126 217H127L128 219H129V217L132 218V219L130 218V221L128 220L129 223H127L128 221H127V222L124 221V219L127 220ZM163 217H165V216H163ZM1 218H2V217H0V219H1ZM36 218H37V219H36ZM38 218H39L40 220H39ZM71 218H72V219H71ZM140 218H138V219H140ZM159 218H160V216H159ZM159 218H158V219H159ZM175 218H176V219H175ZM186 218H187V219H186ZM206 218H207V219H206ZM216 218H218L219 220H217ZM9 219H12V220H9ZM29 219H30V218H29ZM59 219H60L61 221H60ZM73 219H74V220H73ZM102 219H103V218H102ZM158 219H157V220H158ZM160 219H161V218H160ZM170 219H172V218H170ZM173 219H172V220H173ZM178 219H179V220H178ZM181 219H182V220H181ZM204 219H205V220H204ZM212 219H213V218H212ZM234 219H233V221H231V223H232L231 226L237 225V224H236V221H238V220L235 219L236 221H234ZM238 219H239V218H238ZM41 220H42V221H41ZM84 220H85L87 223H89V224L85 223L86 226L83 227V228H81ZM145 220H147L146 223H145ZM192 220H193L194 222H193ZM207 220H208V221H207ZM222 220H223V219H222ZM3 221H1V223H0V227H2L1 224H2ZM43 221H44V222H43ZM48 221H49V222H48ZM63 221H65V223H64ZM111 221H113V219H112ZM120 221H123L125 224H123V222H122V224H121ZM140 221H141V219H140ZM164 221H165V220H164ZM167 221H169V220H166L165 222H167ZM209 221H210V222H209ZM37 222H38L39 224H38ZM40 222L43 223L42 226H41V223H40ZM61 222L64 223V224H61ZM95 222H96V221H95ZM117 222H116V223H117ZM134 222H135L136 224H135ZM141 222H142V221H141ZM141 222H139V223L141 224ZM153 222H152V223H153ZM161 222H162V221H161ZM161 222H160V223H161ZM165 222H164V223H165ZM191 222H192V223H191ZM205 222H206V223H205ZM233 222H234L235 224H234ZM48 223H49L50 225H49ZM53 223H55V224H53ZM70 223L72 224L73 227L70 226V225H71ZM81 223H82V224H81ZM167 223H168V222H167ZM167 223H166V224H167ZM210 223H211V224H210ZM222 223H223L224 226L222 225ZM3 224H5V221H4ZM26 224H27V225H26ZM45 224H46V225H45ZM60 224H61V226H63V225H66V227L70 226V227L68 228V231H71V232H69L68 234H67V232H65V233H66V235H65L64 231H67V228H66V230H65V229H62V228L60 229L59 227H57V226H60ZM69 224H70V225H69ZM79 224L81 225V227H80ZM120 224H121V226H120ZM130 224H131V223H130ZM140 224H139V225H140ZM143 224H142V225H143ZM158 224H159V221H158ZM193 224H192V225H193ZM229 224H230V225H229ZM10 225H11V226H10ZM29 225H30V226H29ZM43 225H44V226H43ZM87 225H89L90 228L87 227ZM145 225H146V226H145ZM177 225H178V224H177ZM209 225H210V226H209ZM54 226H56V227H54ZM83 226H84V225H83ZM149 226H150V227H149ZM154 226H155L157 229H155ZM201 226H202V227H201ZM205 226H206V227H205ZM211 226H212V227H211ZM214 226L216 227V230H217L218 232L215 230V227H214ZM219 226H220V227H219ZM228 226H227V227H228ZM10 227H11V229H10ZM24 227H26V228H24ZM63 227L65 228V226H63ZM93 227H94V228H93ZM116 227H117V226H116ZM132 227L136 228V230H134V228H132ZM200 227H201V228H200ZM204 227H205V228H204ZM209 227H211V228H209ZM223 227H225V229H224ZM234 227H236V226H234ZM198 228H196V229H198ZM202 228H203V229H202ZM212 228H214V229H212ZM217 228H218V229H217ZM55 229H56V230H55ZM69 229H70V230H69ZM84 229H85V230H84ZM92 229H93V230H92ZM116 229H118V228H116ZM116 229L113 228V230L117 231ZM130 229H132V230L130 231ZM147 229L149 230V232L147 231ZM160 229H162V230H160ZM166 229H167V230H166ZM204 229H205V230H204ZM210 229H212V230L214 231V233H212L213 231H211ZM223 229H224V233H223ZM38 230L40 231V233H38V232H39ZM42 230H43V231H42ZM87 230H88L89 232H88ZM99 230H100V229H99ZM99 230H98V231H99ZM118 230H119V233H120V230H121V229H118ZM175 230H176V231H175ZM219 230H220V231H219ZM231 230L234 231V232H236L235 230L230 229V231H229L228 233H229V234H233V237H235V236H234V233H233ZM1 231H2V232H1ZM19 231H20V233H19ZM26 231H27V232H26ZM73 231H74L75 233H73ZM94 231H95V232H94ZM138 231H139V232H138ZM151 231H152V234H153V235L150 234ZM154 231H155V232L157 231V232H156V235H155ZM163 231H164V232H163ZM167 231H168V232H167ZM170 231H172V232L174 231V232H176V233H174V232L172 233V232H170ZM202 231H204V232H202ZM209 231H210V232H209ZM215 231H216V232H215ZM225 231H226V232H225ZM3 232H4V233H3ZM22 232H23V233H22ZM53 232H55V233H53ZM96 232H97V233H96ZM103 232H104V233H103ZM129 232H130V233H129ZM132 232H134V233H132ZM135 232H136V233H135ZM146 232H147V233H146ZM160 232H162V233L160 234ZM219 232H220L221 235L219 234ZM77 233H78V232H77ZM77 233H76V234H77ZM116 233H117V232H116ZM122 233H121V234H122ZM127 233H128V234H127ZM143 233H144V234H143ZM165 233H166L167 235H166ZM168 233H169V234H168ZM171 233L173 234L174 237H175V236H176V237L179 236V237H177V239L180 238V239L178 240L179 242L177 241L178 245L180 244L178 250L175 248L176 250L174 249V250L172 251L170 248H166V247H165V249H164V246H162L163 249H161V248H160L159 246H157V245H156V248H155L154 245H153V246L150 245V248H152L153 250H151V249L148 248L147 243H148V241H149L150 238H151V239L153 238V236H154V237H156V236H159V237L162 236L161 238H162L163 240L166 241V238H167V237H168V238L173 237V236H170V235H172ZM198 233H200V234H198ZM201 233H202V234H201ZM210 233H211V234H210ZM222 233H223V235H222ZM18 234H19V235H18ZM57 234H60V235H57ZM91 234H92V236H91ZM133 234H135V235H133ZM149 234L152 235V237H150V236L148 237ZM157 234H158V235H157ZM159 234H160V235H159ZM163 234H164V235H163ZM174 234H175V235H174ZM212 234H213V235H212ZM4 235H5V236H4ZM55 235H56V236H55ZM139 235H142V237L139 236ZM165 235H166V236H165ZM196 235H197V236H196ZM201 235H202V236H201ZM209 235H210V236H209ZM215 235H216V236H215ZM218 235H220V236L218 237ZM40 236H41V237H40ZM54 236H55V237H54ZM65 236H67V237H65ZM138 236H139V237H138ZM144 236H145V237H144ZM208 236H209V237H208ZM221 236H223L224 238L221 237ZM10 237H12V238H10ZM15 237H16V238H15ZM56 237H59V238L62 239V240L60 239L61 241H63V242L65 241V242H66V243L64 242V245L61 246V247H60L61 249L59 248V250H58L57 248H54V247H53V245H54V242H53V241L57 240ZM74 237H75V235H74ZM90 237H89V238H90ZM98 237H99V236H98ZM147 237H148L149 239H148V241L146 242L147 239L144 240V238H147ZM211 237H212V238H211ZM220 237H221V238H220ZM13 238H14V239H13ZM42 238H43V240H46L45 244H44L43 241L40 242V241L42 240ZM59 238H58V239H59ZM94 238H93V241L91 240V242H94V241H95ZM138 238H141V239H138ZM168 238H167V239H168ZM218 238H219V240H218ZM15 239H16V240H15ZM48 239H50V240H48ZM52 239H55V240H52ZM66 239H67V240H66ZM74 239H75V242L73 241ZM203 239H204V240H203ZM205 239H206V240H205ZM215 239H216V240H215ZM229 239L232 240V241H230ZM36 240H37V241H36ZM97 240H98V239H97ZM97 240H96V243H97ZM139 240L142 241V242L140 243ZM192 240H193V241H192ZM211 240H212V241H211ZM228 240H229V241H228ZM126 241H125V243H126ZM134 241H135V242H134ZM220 241L223 242V243H225V244L221 243ZM233 241H235V242H233ZM35 242L38 243V244H35ZM39 242H40V243H39ZM51 242L53 243V245H50V244H52ZM67 242H68V244H69L68 246H67ZM89 242H90V240H89ZM137 242H138V243H137ZM150 242H151V241H150ZM210 242H211L212 244H211ZM216 242H217L219 245H217ZM226 242H227V243H226ZM29 243H30V244H29ZM125 243H120V244L123 245V246H125ZM139 243H140V244H139ZM145 243H146V244H145ZM152 243H153V242H152ZM152 243H151V244H152ZM220 243H221V244H220ZM237 243H236V244H237ZM31 244H32V245H31ZM76 244H78V245H76ZM89 244H90V243H89ZM94 244H95V243H94ZM94 244H93V245H94ZM192 244H193V245H192ZM215 244H216V246H215ZM28 245H29V246H28ZM43 245H44V246H43ZM95 245H96V244H95ZM98 245H99V241H98V243H97L96 246H98ZM135 245H136V246H135ZM137 245H138V246H137ZM207 245H208L209 248L207 247ZM212 245H214V247H213ZM225 245H226V246H225ZM24 246H25V247H24ZM30 246H31V247H30ZM34 246H35L36 248H35ZM51 246H52V247H51ZM75 246H76V247L78 246V247L76 248ZM79 246H80V247H79ZM81 246H82V247H81ZM131 246H132V247H131ZM139 246H140L141 248H139ZM142 246H143V248H142ZM223 246H224V247H223ZM4 247H5V248H4ZM37 247H38V248H41V249H39L41 252L37 249ZM144 247H145V250H146V248H147V250L149 249V251L146 250V251H145L146 253H145V252H144ZM197 247H199V248H197ZM203 247H204V249H203ZM206 247H207V248H206ZM211 247H212V250H211ZM3 248L6 249V250H4ZM68 248H69L70 250H69ZM73 248H74V249H73ZM1 249H2V250H1ZM27 249H28L30 252H29ZM141 249H142L143 251H142ZM181 249H182L183 251H182ZM188 249H189V250H188ZM233 249H234V251L237 250V246H234ZM14 250H15V251H14ZM57 250H58V251H57ZM133 250H132V251H133ZM154 250H155V251H154ZM165 250L167 251L166 253H165ZM169 250L172 251V254H171V252H170ZM192 250H193V251H192ZM1 251H2V252H1ZM6 251H7V252H6ZM13 251H14V252H13ZM56 251H57V252H56ZM137 251H136V253H137ZM151 251H152L153 253H152ZM157 251H158V252H157ZM168 251H169V253H168ZM177 251H178V252H177ZM197 251H198V254H197ZM206 251H207V252H206ZM213 251H214V253H213ZM217 251H218V252H217ZM63 252H65V253H63ZM88 252H87V254H88ZM176 252H177V253H176ZM183 252H184V253H183ZM199 252H200V253H199ZM263 252H264V251H263ZM3 253H4V255H2ZM8 253H9V254H8ZM16 253H17V254H16ZM18 253H21V254L19 255ZM39 253H41V254H39ZM52 253H53V254H52ZM59 253H60V254H59ZM62 253H63V254H62ZM66 253H67V254H66ZM78 253H79V254H78ZM80 253H81V254H80ZM144 253H145V254H144ZM179 253L182 254V255L185 256V257H183L182 255H180ZM189 253H190V255H189ZM191 253H192V254H191ZM204 253H205V254H204ZM206 253H207V254H206ZM209 253H210V254H209ZM211 253H212V254H211ZM218 253H219V254H218ZM10 254H11V255H10ZM165 254H166V255H165ZM176 254H177V255H176ZM193 254H194V255H193ZM200 254H202V255H200ZM49 255H51V256L49 257ZM62 255H63V256H62ZM66 255H68V256L66 257ZM157 255H158V254H157ZM163 255H164V256H163ZM167 255H168V256H167ZM171 255H172V256H171ZM179 255H180V256H179ZM186 255H187V258H186ZM188 255H189V256H188ZM214 255H215V256H214ZM221 255H222V256H221ZM61 256H62V257H61ZM165 256H166V257H165ZM174 256L176 257V261H175ZM177 256H179V258H178ZM220 256H221V257H220ZM262 256H263V254H262ZM6 257H7V258H6ZM57 257H56V258H57ZM167 257H168V258H167ZM170 257H171V258H170ZM193 257H194V258H193ZM197 257H198V258H197ZM225 257H226V258H225ZM263 257H264V256H263ZM173 258H174V259H173ZM183 258H184V260H183ZM203 258H204V259H203ZM220 258H221V260H220ZM2 259H4V260H2ZM22 259H23V261H22L21 259H19V260H18L19 262H17V264H18V263H19V264H30V263H29L30 261L28 262V260H27L28 258L23 257ZM169 259H170L171 261H170ZM196 259H198V260H196ZM209 259H210V260H209ZM222 259H224V260H222ZM50 260H51V259H50ZM104 260H105V259H104ZM106 260H107V259H106ZM168 260H169V261H168ZM185 260H186V261H185ZM5 261H6V262H5ZM65 261H66V263H65ZM174 261H175V263H173ZM177 261H178V262H177ZM182 261H183V262H182ZM202 261H203V262H202ZM207 261H208L209 263H208ZM223 261H224V262H223ZM226 261H227V263H226ZM109 262H110V263H109ZM109 262H108V261H105V262H103V263H105V264H107V263H108V264H111V263H112V261H109ZM167 262H168V263H167ZM191 262H192V263H191ZM193 262H194V263H193ZM164 263L162 262V263H160V264H164ZM112 264H117V263L113 262Z\"/></svg>","mask_w":264,"mask_h":264}]
</instances>
